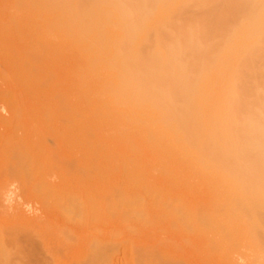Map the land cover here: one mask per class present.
Segmentation results:
<instances>
[{
  "label": "rangeland",
  "instance_id": "rangeland-1",
  "mask_svg": "<svg viewBox=\"0 0 264 264\" xmlns=\"http://www.w3.org/2000/svg\"><path fill=\"white\" fill-rule=\"evenodd\" d=\"M13 1H15L16 2V0H13ZM12 0H0V10H2L3 9V7H4V9L2 10V12L0 11V34L3 36V35H6L5 36V38H1L0 39V41H1V44L2 43H4V42H6V43H4L3 44V46H5L6 48L8 47V48H10V49H5L2 45H1V47H0V54L1 53H4L5 52V50H6V53H8V55L6 54L5 55V53L4 54H2V56H4V57H2L1 55H0V67H2V68H0V91H1V95H0V98H2V99H0V114L2 115V119L1 120H3V118L4 119H6V122H4V121H1L0 120V192H2V189H3V187L5 186V184H15L16 185V187H17V193H18V200L16 201V202H12V205H11V207H12V210L10 211V214H2L1 213V210H2V206H1V203H0V244H4L5 246H0V249L1 248H3V247H5V248H7V249H4V250H6V255L7 254H10L9 256H10V258H11V261L12 262H10V259H8L9 258V256H8V258L6 259L5 258V255L3 256V251H1V255L0 256H2L3 258H1L0 257V264H3V263H5L6 261H9L10 263H14L13 261H15V263L17 264H38L40 261H41V263H42V261H43V263L42 264H47L48 263V261L46 262V260H48V258H49V256L51 257V258H49V263L50 264H57L58 262H60L59 264H67V262H68V264L69 263H77V264H79V262H82L83 261V263H81V264H84V263H86L87 262V259L85 260V258H86V256L87 257H89L90 256V258L89 259H91L92 258V260L93 261H91V260H89L88 262H87V264H89V262L90 263H92V264H100L101 262L103 263V264H116V262H117V264H121L122 263V258L121 257H123V253L122 252H124V251H126V250H124L123 248H128L129 249V253H130V251H131V253L132 254H129V253H127L128 255H129V257L130 256H132V257H130V258H133L134 259V257H135V261L138 263V264H165L164 262H168L167 264H236L235 263V259H237V261L236 262H238V264H241V263H243V264H264V256L261 258V256L262 255H264V253L262 252V251H264L263 249H264V237H263V235H264V223H262L263 221H262V219H264V211L263 210H261V209H263V204H264V188H262L261 186H263L264 187V179H260V178H264V165H262V164H264V163H262L263 161H264V154H262V156H260L259 155V153L257 152V148L255 149V147H261V148H259V150H261V152L262 153H264V151H263V147H264V144H261V143H264V142H260V145H259V141H258V139L257 138H255L254 136L257 134V132H258V129L260 130V134H257V136L256 137H259L260 138V136H262L263 135V133H264V123L263 122H260V120L262 119V120H264V96H262V95H264V87L262 86V84L264 85V21H263V19L262 18H264V17H262V16H264L263 14H264V0H242L243 2L241 3L240 2V0H239V3L237 2V0L236 1H233V5H231V3H230V5H231V7L230 8H233L235 11L236 10H238V12H240L239 11V9H241V7H243L244 5H245V7H249V8H245L244 9V7H243V9H241V12H240V16H239V14H237L238 12L236 11V15H238L239 17V34L241 35H243L242 37H241V39H238V40H236V42L238 43V45H237V43L235 42H233V43H229V42H227L229 45H228V49L227 50H229V52H230V49L229 48H232V47H234V46H232V44H234L235 46L237 45V48H232L234 51H235V49H236V51H235V53H234V55H233V57H231L230 58V56L232 55H229V57H227L228 56V51H226V53H224V54H222L221 56L222 57H224V58H222L221 56H220V58H222V59H220L219 58V55H220V52L219 51H217L216 50V48L214 47L213 49H215L216 51H213V52H209V50H210V48H207V47H205L206 49V53H205V51L204 50H202L203 52L202 53H204V54H206V55H201L200 54V56L199 57H205L202 61H205V59H206V56H207V54L208 53H210V54H208V56L210 57H208L206 60L208 61H206L205 63L208 65L207 67L210 69V71H209V69L207 68V70H208V72H210V73H212V71H213V73L215 74L214 76H213V74H212V76L214 77V80H213V77H211V74L210 75H208V72H207V70H206V64L205 65H203V64H201V63H204V62H202L201 61V58H198V59H200V60H198V59H196L197 60V62H196V60L195 59H192L194 62H192V61H185L184 62V67H179V72H180V70H181V72L183 71H189V72H191V73H189V77H191V78H189L188 76H186V77H188L189 79H192L191 81H195V88L192 86V85H194V83H192L191 81H190V83H189V79H188V81L187 80H184V82H185V84H189V85H187V86H189V88H190V86H192L193 87V90H196V92L195 91H190L191 92V94L192 95H190V97H193V104L191 105L190 103V101L192 100L189 96H187L183 91H181V97L183 98V96H185L186 98H188L189 97V99H185V98H183V101L181 100L182 98H180V95H179V89L181 88V89H183V86H184V84L183 85H181L180 86V88H179V84L180 83H182L183 82V78L185 77V75H184V77H183V74L181 75V76H177V74L179 73H177V72H175V73H177V74H173V68H174V70L176 71V69L178 70V66L181 64L180 63V61L177 63V67H172L171 68V72L169 71L170 70V68H168L167 66H165V67H167V69H161L162 70V75L165 77V76H168L169 78H171V81L170 82H172V81H175V83L177 84L176 86L174 85V84H172V86L174 85L175 87L174 88H172V89H175V92H174V95H173V93H172V95L173 96H177V94L179 95L178 97H179V99H180V101H178V102H180V103H177L176 101H175V99L176 100H179L178 98H176L175 97V99H174V101H173V99H172V97L170 98V96H171V94L169 93V91L168 90H170L171 88L170 87H172L171 85H169V89H168V86H166L165 87V89H163V90H166V96H168V97H166L167 99L166 100H169V104L168 105H170V103H171V105H170V107L171 108H173L174 110H172L171 108H169V106H166V108L168 107L169 109H171L172 110V112H170V110L169 109H167L166 110V112L167 111H169V113L171 114V113H173L174 112V115L177 113V115L179 116L178 118H175V120H177V119H181V120H183V121H181L180 120V122L178 121H175V122H177V124H176V126H179V124L181 125L180 127H182V124H181V122L183 123V126H188L189 124H192V120L193 121H195V119L197 120V121H200V123H198V122H196V125H197V127L195 126V123H193L194 124V128L192 127L191 129H192V131H193V134H194V137H193V139H195V142L192 140V136L193 135H191L190 136V140H192L193 141V143H192V141H189V139L187 140L186 138H185V136H184V138H183V135H180V134H178V135H175L171 130L170 131H162V129L161 130H156V129H158L157 128V126L159 127V125H161L162 124V122L164 121V120H168V118L170 119H174V117L173 116H171V115H169V117L166 119H162L163 118V116H162V120L160 119V121H155V123H154V121H153V118H156V120H159V116H161V115H159V112H160V110L163 112L164 111V109H162L164 106V104H166V103H168V102H164L165 101V99L163 100V98L164 97H160L163 101V103H158L159 105H162L161 107L162 108H160V110H159V112H156V113H154V112H150V110H149V108H151L152 106L151 105H148V107L149 108H147L146 106H145V103L144 102H142L143 100H141L140 101V95H142L141 93H140V91L143 89V92L142 93H144V89H145V87H146V90H149V89H147V88H150V83L148 82V83H146L145 84V86L143 85V86H141V87H144V88H142V89H140L139 87H137V89L139 88L140 90H139V96L138 95H134L135 94V92H134V89H132V93L134 92V94H131V91H129V92H127V89H125L126 90V92L125 91H123L125 94H122L123 96L125 95L126 96V98H132L133 99V101H134V103H136L135 102V100H136V98L135 97H137V98H139L137 101L139 102H141V104H139V107H137V108H135L136 109V111H135V113L133 112V110H134V108H132V109H130V110H127V111H123L122 112V104H121V102L123 101V99H124V97L122 98V95L121 94H119V95H116V96H118V97H115V99H114V97L109 93V92H106L105 91V93L104 92H102V91H104V90H107L106 88H107V86L108 87H110V86H112L113 84H115L116 83V81H119L118 80V77H120L121 75H123V76H121L120 78H122V77H125L124 75H128L129 73H131L132 74V71L134 72V70H135V68H133L132 69V64L130 65V66H132V67H129V68H125L126 70H127V73L125 72V69L123 68L124 67V65L126 64V61L128 60L127 58H129V59H131V61L130 60H128V61H130V63L132 62V59H133V55L139 50V48L137 47V46H135V47H133L134 49H132L131 47L133 46L132 44H131V42H130V44L132 45V46H130V44L128 43L129 41H127V44L125 45L126 47H128V49L126 48V52H127V50H129V49H132L133 50V52H135V53H132V56H131V54H130V56L127 54H125V52L124 53H122L123 51H125V47H124V49H120V47L122 48V45L120 44V42H117V40H116V43H114L113 45H111V47H113L112 48V50H111V48H110V50L108 49V48H106V49H104L103 50V52L101 53V55H100V57L99 56H94V55H92L93 54V49L95 48L94 47V45L95 44H97L96 42V34H97V32H101V31H103V29H104V31H106L107 33V38H110V39H112L114 36L116 37V38H118V36L117 35H119V40L121 39L120 38V35L122 36L123 34L125 35L126 34V31L127 30H130V29H128L127 28V30L125 31V29L123 30V31H125L124 33H122L121 34V32H122V29H123V27L121 28L120 26H113L112 24L111 25H108V24H106L105 23V21H104V19L103 18H98V16L96 15V13L101 9V8H107V7H109V6H107V5H105V3H104V0H99V1H101V2H99L98 0L96 1V3H94V0H92L93 2H90V0H83V2H85V1H89V3H92V5L94 4V7L91 5V6H89L88 5V7L90 8L89 9V12H87L88 11V9H87V11H86V9H85V11L89 14V13H91V12H94L95 13V16L97 17V19L95 18V16H93V13L91 14L93 17V19H89L90 17L88 16V14L86 13V12H84V8H83V11L81 10V13H82V15H79V11H80V9L82 8V7H84V6H82L83 5V2H82V0H80L81 1V5H78V6H80V7H78V9L77 8H74V6H75V4H74V0H73V5H72V7L74 8L73 10H72V12H74V16H73V18H76L77 20H75V22H74V20H72L75 24H77L78 23V20H84L85 22H87V23H83V24H86L85 26H83V24H82V22H84V21H81L80 22V24H81V26H82V29H85L84 27H87V29H89V28H93V30H92V28H91V31H89V30H87V34H86V29L85 30H83V32H85L84 33V36H85V38L84 37H82L83 36V32H82V34L81 33H79V31L81 30L82 31V29H80L79 31L77 30L78 29V27H79V25H75L74 23V27H76V26H78L77 27V34L79 33L80 34V36L79 35H69L68 37L69 38H66L67 37V35H66V33H63V31L65 30L64 29V27H62L63 28V31H61L59 28H61V26H60V24H61V21H62V18L63 17H65V16H63V15H65L66 13L69 15V14H71L70 12H71V10L69 9H67L68 10V12H67V10H65V12L63 11L64 10V8L62 7V5H63V3L66 1H68V3H69V1L70 0H64V2H63V0H61V1H59V0H55V1H58V3L59 4H61L62 2V4L60 5L61 6V9L60 10H62L65 14H63V15H59V16H61L62 18H61V20L59 21V19H58V21L56 22L55 21V19L58 17V16H56V14L58 15L59 13H61L62 11H60V10H58L56 7H57V5H55V10L53 11L52 10V8L54 7V4H52V3H55V2H53V0H49L50 1V3H48V2H45V1H47V0H41L42 2L44 1L45 2V4L48 6V5H52V8H51V10L48 8L47 9V7H46V5H45V8L43 7V5H42V3H41V1L40 0H38L39 2L37 3L36 2V0H34V2L35 3H37L36 4V7L38 8L39 6H41L40 8H41V10H42V7L44 8V10H46V11H43L42 13L40 12L41 10H40V8H38V10L36 9V8H32L33 6H31V10H30V6H29V3H31V2H33V0H26V2H25V4L21 1V0H19V1H17V2H22V3H17V4H19V7H17V8H15L14 6H18V5H14L12 2H13ZM24 1V0H23ZM78 1V0H77ZM76 1V2H77ZM252 1V2H251ZM28 2V3H27ZM43 2V3H44ZM75 2V3H76ZM104 4H103V3ZM235 2V3H234ZM244 2L248 5V3H250L249 4V6H247L246 4H244ZM256 2V3H255ZM257 2H258V4H257ZM13 4V5H10V4ZM26 3L28 4V5H26ZM35 3H33V4H35ZM67 3V4H68ZM72 2H70L69 4H71ZM78 3V2H77ZM87 4H88V2H86ZM86 3H84L85 4V8H87V6H86ZM32 4V3H31ZM41 4V5H40ZM55 4H57V3H55ZM58 4V5H59ZM64 4H66V3H64ZM69 4H68V7H67V5H66V7L67 8H69V7H71V5L69 6ZM79 4H80V2H79ZM236 4H237V6H236ZM22 5V6H21ZM26 7H25V6ZM39 5V6H38ZM229 5V6H230ZM257 7H256V6ZM258 5H260L259 7H258ZM12 6V7H11ZM50 6H48V7H50ZM60 6H58V8L60 7ZM65 6V5H64ZM82 6V7H81ZM236 6V7H235ZM240 6V7H239ZM20 7H24V9H22V8H20ZM29 9H28V8ZM66 7H65V9H66ZM76 7V6H75ZM146 7V5H142V7H140V9L141 10H143L144 8ZM253 7H255V9L253 10ZM80 8V9H79ZM91 8H92V11L90 12V10H91ZM15 9H17V10H15ZM22 9V10H21ZM263 9V10H262ZM12 10V11H11ZM20 10V11H19ZM56 10H57V12L58 13H56ZM78 10V11H77ZM94 10V11H93ZM145 10V9H144ZM143 10V11H144ZM244 10H246L245 11V14L243 13V15L241 16V13L242 12H244ZM252 10V11H251ZM255 10H258V11H256V16H255ZM260 10H261V14H260ZM18 11V12H17ZM36 11H37V13H36ZM254 11V12H253ZM77 12H79V13H77ZM83 12H84V15H83ZM250 12V13H249ZM257 13H258V16H257ZM42 14V15H41ZM51 14H52V16H51ZM249 14H250V17H249ZM253 14H254V17L252 18V16H253ZM56 16V18L54 19V17L53 16ZM67 15V16H68ZM90 15V14H89ZM38 16H39V18L41 17H43L42 19L40 18H38ZM66 16V18L69 20H71V18H69V17H67ZM81 17V18H83V16H84V18L83 19H79L78 17ZM85 16H87V17H85ZM228 16H232V15H228ZM50 17H53V18H50ZM70 17H72V16H70ZM251 19L250 20V22H249V18ZM36 18V19H35ZM72 18V19H73ZM86 18V19H85ZM89 20H88V19ZM228 18V19H227ZM226 19L228 20V22H229V24L227 23V20H226V23L230 26H228V27H226V25H225V29L226 28H230V30H231V28H233V27H235V25H233L232 24V21H229V18H231V19H233V17H227ZM248 18V19H247ZM254 18H256V19H254ZM259 18H261V19H259ZM9 19H10V21H9ZM28 19V20H27ZM53 19V20H52ZM63 19H65V18H63ZM66 19V20H67ZM254 19V20H253ZM66 20H63L64 21V25H66L65 24V21ZM94 20H96V21H94ZM257 20V21H256ZM52 21H54L53 23L54 24H56L57 23V25H58V27L55 25V27L56 28H53V26H52ZM98 21H101V22H98ZM102 21H104V22H102ZM253 21V23L252 24H254V27L252 28V24H251V22ZM256 21V22H255ZM3 24H2V23ZM48 22H50V24H51V26L52 27H50L49 25V27L48 26H46L45 27V25L48 23ZM58 22H60V23H58ZM66 22H68L69 23V21H66ZM71 22V21H70ZM77 22V23H76ZM93 23V25H92V23ZM31 23V24H30ZM35 24V25H33V24ZM88 23H89V25H90V23H91V25L89 26V28H88ZM97 23H99V24H97ZM244 23H245V25H246V27H245V25H244ZM255 23H257V25H255ZM36 24H37V26H36ZM45 24V25H44ZM49 24V23H48ZM62 24H63V22H62ZM71 24V23H70ZM96 24V25H95ZM251 24V25H250ZM101 25H103V26H101ZM251 26V30H247L246 31V29H247V27L248 26ZM262 25V27H260ZM63 26V25H62ZM81 26L79 27V28H81ZM95 26H97V29L95 28ZM68 27H69V24H68ZM67 27V30H71V28H73V27H71V28H68ZM47 28H49L48 30H44V29H47ZM50 28L52 29V30H50ZM59 30H58V29ZM61 28V29H62ZM66 28V27H65ZM198 28H200V27H198ZM220 29L221 27H218V26H216L215 27V29ZM223 28V27H222ZM248 28V29H249ZM255 28V29H254ZM256 28H258L257 30L259 31H257L256 30ZM261 28L263 29V30H261ZM96 29V30H95ZM101 29V30H100ZM114 29H116V31H114ZM224 29V30H225ZM42 30V31H41ZM49 30H50V32H49ZM69 30V31H70ZM75 30V28H73V31ZM199 30H201V29H199ZM256 30V31H255ZM12 31V32H11ZM72 31V32H73ZM92 31H93V33H92ZM229 30H225V31H223V33H225V34H227V33H229L228 32ZM246 31V33H247V36H246V33H244ZM250 31V32H249ZM14 32V33H13ZM49 32V33H48ZM54 32H57V35H58V37L57 38H55L56 37V33H54ZM90 32V33H89ZM243 32V33H242ZM46 33H47V35H46ZM69 33H71V32H69ZM73 33H75V31L73 32ZM117 34V35H114V34ZM127 33H130V31L129 32H127ZM50 34V35H49ZM64 34V35H63ZM14 37V39L12 40V36ZM41 35V36H40ZM82 35V36H81ZM122 36V38H124V37H126V36ZM127 35V37H128V39L127 40H130L131 39V37H129L128 36V34H126ZM130 35V34H129ZM255 35V36H254ZM20 36V37H19ZM37 36L38 37H40L39 39L37 38ZM60 36V37H59ZM61 36H63V37H61ZM71 36H73V38L71 37ZM88 36H89V38H88ZM91 36V37H90ZM253 36V37H252ZM260 36H261V38L263 39H261L260 38ZM263 36V37H262ZM1 37V36H0ZM35 37L37 38V39H35ZM65 37V38H64ZM60 38V39H59ZM72 38V39H71ZM84 38V39H83ZM97 38H98V36H97ZM242 38H244V39H242ZM245 38H247L246 40H245ZM2 39H3V42H2ZM4 39H5V41H4ZM42 39V40H41ZM62 39V40H61ZM73 39H75V40H73ZM95 41H93V40ZM113 39H115V38H113ZM10 40H12V42L10 41ZM28 40V41H27ZM69 40H73V42H72V44L70 43V44H68V42L67 41H69ZM81 40V41H80ZM83 40V41H82ZM90 40V41H89ZM122 40H125V38L124 39H122ZM36 41V42H35ZM52 41V42H51ZM75 41H76V43H75ZM78 41H80V42H78ZM215 41H217V42H220V41H222L221 39H218V38H216L215 39ZM242 41V42H241ZM56 42H59V43H57V44H55ZM70 42V41H69ZM93 42L95 43V44H93ZM112 42H114V40L112 41ZM124 42V41H123ZM126 42V41H125ZM124 42V43H125ZM216 42V43H217ZM241 42V43H240ZM255 42V44H252V43H254ZM9 43V44H8ZM12 43V44H11ZM36 43V44H35ZM39 45H38V44ZM82 43V45H80ZM87 45H86V44ZM90 43H92V45L90 44ZM215 43V42H214ZM227 43H225V44H227ZM7 44V45H6ZM115 44H117L116 46H118V47H116L115 46ZM129 44V45H128ZM240 44H241V46H240ZM38 45V47L37 48H39V50L38 49H34V50H36V51H34L33 53H32V56L34 55V59L36 58V60H39V61H37V62H33L34 61V59L33 58H31L32 56H31V50H30V48L32 49V47L33 48H35L36 46ZM40 45H42V47L40 46ZM44 45V46H43ZM68 45V46H67ZM72 45L74 46V47H76V48H74V47H72ZM85 45L88 47V49H86L85 48ZM216 45V44H215ZM32 46V47H31ZM51 46V47H50ZM250 46L252 47V48H250ZM17 47H19V48H17ZM69 47V48H68ZM22 49L21 51L22 52H20L18 49ZM42 48V49H41ZM52 48L53 49H55L53 52L51 51L52 50ZM61 48V49H60ZM71 48V49H70ZM90 48V49H89ZM248 48H250L249 50H248V52H247V49ZM4 49V50H3ZM14 49V51H12ZM28 49V50H27ZM45 51H44V50ZM76 51H75V50ZM82 49L84 50V51H82ZM135 49L137 50V51H135ZM213 49H211V50H213ZM238 49V50H237ZM28 51V53H29V55L27 54V56H26V53H27V51ZM39 52H38V51ZM40 50H41V53L43 54V52H45L44 53V55L43 56H40L41 54H40ZM88 50V51H87ZM107 50H109L108 52H107ZM132 50H129L130 52L132 51ZM210 50V51H211ZM232 50V51H233ZM241 50H242V54H239V53H241ZM250 50H252V51H250ZM8 51V52H7ZM26 51V53L24 54V52ZM51 51V52H50ZM87 51V52H86ZM128 51V52H129ZM232 51H231V53H232ZM261 51H263V53H261ZM14 52V53H13ZM17 52V53H16ZM73 52L75 53V54H73ZM80 52V53H79ZM219 52V54H217ZM253 52V53H252ZM255 52V53H254ZM10 53V54H9ZM46 53H47V55H46ZM108 53V54H107ZM122 53V54H121ZM16 56H15V55ZM103 54L105 55V56H107V58H105V56H103ZM111 54H112V56H111ZM123 54H125V55H123ZM244 54H246V55H244ZM249 54V56H247ZM252 54V55H251ZM254 54V55H253ZM14 55V56H13ZM51 55V56H50ZM115 55V56H114ZM121 55H123L124 56V58H121L122 56ZM136 55V54H135ZM214 55H216V57L214 56ZM226 55V56H225ZM8 56H10V58L8 57ZM12 56V57H11ZM29 56H31L30 58H29ZM36 56V57H35ZM101 56H102V58H101ZM111 56V57H110ZM127 56H129V57H127ZM250 56H251V58H250ZM258 56V57H257ZM2 57V58H1ZM27 59V60H29V61H27V60H25V58ZM88 57H92V59L94 58H96L97 60L98 59H100L101 58V60L102 59H106V61L105 62H108L107 60L109 59V57H110V59H109V64L108 65H111V66H107V64L104 62V64H106V65H103V66H105V67H103L101 64L103 63V61H100L99 60V63H98V61H96L95 60V65L93 66H91V64L94 62H92V60H89V58ZM114 57V58H113ZM253 57H255V58H253ZM29 58V59H28ZM111 58H113V59H116L118 62H119V64H120V67L119 68H121V66H122V68L121 69H119L118 68V66L117 67H115V65H116V62H114V61H112V62H114V64L113 63H111ZM241 58V59H240ZM2 59H5V62H4V60H2ZM13 61H11V60ZM91 59V58H90ZM122 59H125L126 61H124V62H122L121 60ZM209 59L210 60H212V59H214L213 61H209ZM219 59V60H218ZM225 59H228L229 61H230V63L229 62H227L228 60H226V62H227V64L229 65V66H227L226 68H228V67H230V69H229V71L227 72V74L228 75H225L226 74V71L225 70H223V69H226L225 67H223V62L225 61ZM249 59H250V62H248L249 61ZM261 59V60H260ZM7 60V61H6ZM33 60V61H32ZM35 60V61H36ZM223 62H222V61ZM9 61H11L12 62V64H14V66H15V64H16V66H15V68H13V66L11 65V62H9ZM25 61V62H24ZM121 61V62H120ZM216 61V62H215ZM218 61H221L222 63L220 64V62H218ZM238 61L239 62H241V65H240V63H238ZM3 64H2V63ZM28 62H30V63H28ZM96 62L98 63V64H96ZM101 62V63H100ZM118 62H117V65H118ZM187 62V63H186ZM195 62L199 65V64H201V65H203L202 67H201V72L199 73V72H197L196 70L197 69H195V68H199V66H197L196 64H195ZM199 62V63H198ZM201 62V63H200ZM213 62H215V63H213ZM246 62V63H245ZM252 62H254V64H252ZM27 63V64H26ZM50 63V64H49ZM78 63H79V66H78ZM125 63V64H124ZM128 63V62H127ZM129 63V64H130ZM189 63H193V64H195V65H191V64H189ZM212 63V64H211ZM217 63V65H213V64H216ZM33 65V70H34V68H35V70L38 68L39 69V72H35V71H33L31 68L32 67H30V66H32ZM53 65V67H52V65ZM67 64V65H66ZM85 64V65H84ZM88 64H90V65H88ZM94 64V63H93ZM142 63H140V64H138V65H141ZM186 64H187V67L189 68L190 67V69L188 70V68L187 67H185L186 66ZM191 65V66H189V65ZM210 64V65H209ZM225 64V63H224ZM231 64V65H230ZM237 64H239V65H237ZM252 64V65H251ZM8 65V66H7ZM10 65V66H9ZM81 65V66H80ZM87 65V66H86ZM98 65V66H97ZM101 65V66H100ZM171 65H172V63H171ZM255 67H254V66ZM12 66V67H11ZM36 66V67H35ZM55 66V67H54ZM90 66V67H89ZM107 66V67H106ZM192 66H194L195 68V70L193 69V67ZM197 66V67H196ZM233 66H234V70L235 71H237V72H235V75H234V70L232 69L233 68ZM253 66V69L254 70H252V67ZM258 66V67H257ZM87 67H89L90 68V72H89V68H87ZM99 67V68H98ZM100 67H103V68H100ZM127 67V66H126ZM139 66H137V69L135 70V72H137V70L138 71H141L144 67L141 65V67L140 68H138ZM165 67H163V68H165ZM218 67V68H217ZM223 68V69H220V68ZM236 67H237V69H236ZM239 67V68H238ZM241 67V68H240ZM243 67V68H242ZM248 67V68H247ZM9 68H11V69H9ZM18 68V71L16 70ZM40 68H42V69H40ZM79 68V69H78ZM80 68H81V70H83L82 68H84V72L83 71H80ZM98 68V69H97ZM118 68V69H117ZM187 68V69H186ZM217 68V69H216ZM244 68H245V70H244ZM14 71H13V70ZM45 69V70H44ZM47 69V70H46ZM92 69V70H91ZM94 69H95V72H94ZM123 69H124V72H123ZM129 69V70H128ZM195 71V73L196 74H199L200 76H198V75H196L195 73H193V71ZM213 69V70H212ZM219 69V70H218ZM241 71H240V70ZM256 69V70H255ZM19 70H20V75H19ZM50 70V71H49ZM199 70H200V68H199ZM198 70V71H199ZM218 72H217V71ZM247 70V71H246ZM9 71V72H8ZM80 71V72H79ZM108 71V72H107ZM112 71H114V73L116 72L117 73V75H120V76H116V73L113 75V72ZM122 71V72H121ZM129 71V72H128ZM164 71H165V73H164ZM220 71H225V74H224V72L222 73V72H220ZM16 72V73H15ZM59 72V73H58ZM82 72H83V74L85 73V75L82 77ZM94 72V73H93ZM98 72H99V74H98ZM181 72H180V74H181ZM218 73V76H217V73ZM255 72V73H254ZM9 73H12V75L11 74H9ZM18 73V74H17ZM72 73V74H71ZM90 73V74H89ZM92 73H93V75H92ZM103 73V74H102ZM123 73V74H122ZM167 73V74H166ZM187 73L188 72H185V74L187 75ZM241 73V74H240ZM249 73V74H248ZM22 74V75H21ZM29 74V75H28ZM48 74V75H47ZM51 74L54 76H51ZM79 74H82V75H79ZM191 74H192V76H191ZM237 74H239V76L237 75ZM247 74V75H246ZM9 75V76H8ZM11 75V76H10ZM19 77H18V76ZM78 75H79V77H78ZM87 75L89 76V77H87ZM95 75V76H94ZM220 75H222V77L220 76ZM224 75L226 76V77H224ZM243 75V76H242ZM245 75H246V77H245ZM249 75V76H248ZM49 76H51V77H49ZM94 76V77H93ZM208 76L210 77V79L208 78ZM220 76V77H219ZM233 76H235V78L233 77ZM239 78H238V77ZM253 76V77H252ZM1 77H2V79H1ZM15 77V80L16 81H13L14 79L13 78ZM17 77L19 78L18 80H17ZM46 77V78H45ZM47 77L49 78L48 80H47ZM117 77V78H116ZM183 77V78H182ZM185 77V78H186ZM225 79H224V78ZM229 77V80L227 79ZM250 77V78H249ZM258 77V78H257ZM46 80V82L47 83H45L44 84V82H45V80ZM86 78V79H85ZM93 78V79H92ZM95 78L97 79V80H95ZM182 78V80H180ZM238 79V81H237V79ZM22 79V80H21ZM88 79V80H87ZM5 80V81H4ZM12 80V81H11ZM40 80H42L43 81V83H42V85H41V83H40ZM197 80H198V82H197ZM213 80V81H212ZM225 80H227V84H226V81ZM236 82H235V81ZM244 80H246V81H244ZM257 81V82H255V81ZM6 81H8L7 83H5ZM19 81V84L17 83ZM21 81V82H20ZM23 81V82H22ZM25 81V82H24ZM37 81V82H36ZM108 81H110V82H108ZM187 81V82H186ZM193 81V82H194ZM206 81H207V83H206ZM215 81H218L217 83L215 82ZM219 81H221V82H219ZM233 81V82H232ZM254 81V82H253ZM11 82V83H10ZM55 82H57V85L55 84ZM63 82V83H62ZM79 82V83H78ZM88 82V83H87ZM91 82V83H90ZM165 82V81H164ZM167 82V81H166ZM180 82V83H179ZM212 82H214V84H215V87H216V89H214V90H216L217 92H218V89H221V87L222 88H224V86H225V84H226V86H229V84H231L230 85V89L232 88V93H230L231 91H230V89H228V88H226V86H225V89H223L224 90V92H223V90H222V94H224V93H226V91L227 90H229L230 92L228 93V91H227V95L229 94V95H231V97L230 96H228V97H226V99L224 100V98H225V96H226V94H224V95H220L219 94V92L221 93V90H219V92L218 93H216L215 91L213 92L214 94H218V96H219V98L218 99H220L219 100V102H218V99H216L218 96L216 95H214L215 97H212L213 95L211 94L212 92L211 91H213V89H212V87L214 86V85H212V86H210L211 84H212ZM225 82V84H224V86H222V83H224ZM237 82H239V85H238V83ZM259 82V83H258ZM262 82V84H260ZM38 83L41 85H38ZM105 83V84H104ZM108 83H110V85L108 84ZM174 83V82H173ZM179 83V84H178ZM192 83V84H191ZM211 83V84H210ZM220 84L219 85V87H218V85H216V84ZM241 83V84H240ZM247 83V84H246ZM248 83H250V84H248ZM258 85H257V84ZM13 84V85H12ZM108 84V85H107ZM112 84V85H111ZM166 84V83H165ZM171 84V83H170ZM208 84H210L209 86H208ZM234 84H235V86L236 87H234ZM237 84V85H236ZM253 84V85H252ZM257 86V88H253V86L255 87V85ZM25 85V86H24ZM146 85H149L148 87L146 86ZM152 85V84H151ZM154 86H155V88H157V84H153ZM161 85H163V83H161ZM161 85H159L158 86V88L157 89H155L154 88V86L152 87V88H154V91L156 90V91H160V90H158L159 89V87L161 86ZM167 85H168V82H167ZM202 85H203V87L205 88V90L206 91H204V89L202 88V89H200L201 87H202ZM206 85H207V87H206ZM104 86V87H103ZM124 86V85H123ZM186 86V85H185ZM186 86V87H187ZM237 86H239V87H237ZM252 88H251V87ZM260 86H262V87H260ZM26 87H28L27 88V90L29 89V92L31 93H29L28 91L26 92ZM48 87V88H47ZM106 87V88H105ZM164 87V86H163ZM163 87H160V88H163ZM186 87H184V89L186 88ZM191 87V88H192ZM211 89H210V88ZM214 87V88H215ZM241 87H242V89H241ZM245 87H248V88H245ZM42 88V90H40ZM45 88V89H44ZM48 90H47V89ZM52 88V89H51ZM83 88V89H82ZM96 88H98L99 90L97 91V89ZM105 88V89H104ZM188 88V87H187ZM188 88V90H190ZM208 88H209V90H208ZM109 89V88H108ZM111 89V88H110ZM109 89V90H110ZM122 89V88H121ZM129 90H131L130 88H128ZM236 89L238 90V91H236ZM250 89V90H249ZM255 90V91H253V90ZM7 90H10V92L8 91L7 92ZM34 90V91H33ZM50 90V91H49ZM59 91L61 94H62V97L61 98H63V100L62 101H60L61 100V98L60 97H56V96H54V98H53V91ZM61 90V91H60ZM91 90V91H90ZM93 90H95V91H97V92H94V93H92V91ZM136 90V89H135ZM163 90H161L162 92H163ZM176 90H177V92H179V93H177L176 94ZM192 90V89H191ZM202 90H203V92L204 93H209V94H207L208 96H207V98H206V96H203L204 95V93H202ZM208 90V91H207ZM33 91V92H32ZM40 91V92H39ZM48 91V92H47ZM66 92V93H64V95H63V92ZM89 91V92H88ZM137 91V90H136ZM150 92H148L147 94L148 95H150V93H152L153 91H152V89H150L149 90ZM152 91V92H151ZM155 91V93L157 94L158 92H156ZM160 91V92H161ZM174 91V90H173ZM172 91V92H173ZM200 91V95H201V99H202V96H203V100H199L200 98H199V94H198V92ZM245 91V92H244ZM251 91V92H250ZM253 91V92H252ZM3 92V93H2ZM5 92H7V93H5ZM35 92L37 93V94H35ZM46 92L47 93H49L50 94V92H53V93H51V95H49V94H46ZM59 92H55L54 93V95H60V94H58ZM100 92V93H99ZM111 92V91H110ZM138 92V91H137ZM185 92H187V90H185ZM193 92V93H192ZM236 92H238V93H236ZM259 92H260V94L261 95H259ZM6 94V96H4L5 94ZM12 95H11V94ZM95 94V95H90V94ZM184 93V94H183ZM255 93H257L256 95H255ZM8 94V95H7ZM24 94V95H23ZM28 94H30V96L28 95ZM40 94V96H38ZM43 94V95H42ZM47 95V96H45V95ZM137 94V93H136ZM145 94V96L147 95L146 93H144ZM170 94V95H169ZM234 94V95H233ZM237 94H238V96H237ZM241 94V95H240ZM3 95V96H2ZM14 95V96H13ZM34 95V96H33ZM42 95V96H41ZM70 95V96H69ZM127 95H131V97H129V96H127ZM135 97H134V96ZM153 95H155V94H153ZM159 95V94H158ZM157 95V96H158ZM242 95H243V98H242ZM245 95H247L246 97L247 98H245L244 96ZM249 95V96H248ZM2 96V97H1ZM18 96H20V97H18ZM33 96V97H32ZM51 98H50V97ZM65 96H66V98H65ZM93 96V97H92ZM98 96V97H97ZM134 98H133V97ZM143 96V95H142ZM152 97V96H150L151 98H158L159 99V97ZM163 96V95H162ZM164 96H165V94H164ZM222 96V97H221ZM233 96L234 97H236L237 99H238V101H236L237 99L236 98H233ZM252 96H253V99H252ZM257 96H259V97H262V98H260V100H259V97H257ZM7 97V98H6ZM85 97V98H84ZM103 99H102V98ZM113 97V98H112ZM208 97H209V101L207 100L208 99ZM211 97L213 98V100H214V102L217 100V102L219 103L218 105H219V107H218V110H216L217 108H216V106H217V103H216V106H214L213 105V103L214 102H212L211 101ZM230 97V98H229ZM251 99H249V98ZM59 98H60V100H59ZM96 98V99H95ZM98 98V99H97ZM119 98H121V99H119ZM145 97H143V99H144ZM147 98H149L148 96H146V100H147ZM197 98H198V100H197ZM227 98H229L230 100H231V102L232 103H230V100L228 99L227 100ZM232 98V99H231ZM255 98V99H254ZM15 100L14 102H16L17 104H14V102L13 101H11V100ZM29 99V100H28ZM155 99V100H156ZM172 99V100H171ZM185 99V100H184ZM246 99V102L245 101H243V100H245ZM263 99V100H262ZM9 100V101H8ZM85 100H87V102L85 101ZM97 100V101H96ZM145 100V101H146ZM151 99L149 98V101H150ZM234 102H233V101ZM246 104V108L245 107H242V106H244L245 104L242 102V101ZM254 100V101H253ZM257 100H258V104L260 105V107H261V109H263V111L259 108V105H258V107H257V104L255 105L254 103L255 102H257ZM5 101V102H4ZM60 101V102H59ZM117 101V102H116ZM118 101H119V103H120V105H119V103H118ZM157 101V100H156ZM159 101H161V100H158V102ZM182 101V102H181ZM185 101H187V102H185ZM195 101H200L199 103L197 102H195ZM201 101H202V103L204 104V106L203 107H200L201 108V110L199 111V109L200 108H197V107H199L198 105L201 103ZM249 101L251 102L250 103V105H249ZM4 102V103H3ZM31 102V103H30ZM37 102V103H36ZM63 102V103H62ZM114 102H116V103H118V104H116V103H114ZM208 102H210V104H208ZM226 102H228V103H230V105L231 106H229V104L227 105L226 104ZM238 102V103H237ZM240 102V103H239ZM9 103V104H8ZM39 103V104H38ZM43 103H44V105H43ZM57 103V104H56ZM87 103V104H86ZM106 103V104H105ZM143 103V104H142ZM173 103H175V105L173 104ZM182 103L183 104H185V106H187V104H189L188 106L189 107H187V108H190V107H193L192 109H193V111L195 112L196 111V113H194L192 110V112H193V114H191L190 112H188V109L185 107V106H182ZM187 103V104H186ZM201 103V104H202ZM211 103H212V105L216 108H214V107H210V105H211ZM224 103H225V105H224ZM235 103H237L236 105H235ZM261 103V104H260ZM15 106H14V105ZM37 104V105H36ZM58 104L60 105V106H58ZM138 104V103H137ZM172 104L174 105V106H172ZM180 104V108L178 107V105ZM202 104V105H203ZM242 104V105H241ZM244 104V105H243ZM248 104V105H247ZM12 105V106H11ZM31 105V106H30ZM35 105V106H34ZM64 105V106H63ZM176 105H177V108L179 109V111L181 110V112L179 113V111H177L176 112V110H178V109H176L175 107H176ZM191 105V106H190ZM211 105V106H212ZM261 105H263V107L261 106ZM30 106V107H29ZM45 107V109H43L44 107ZM61 106H63L62 108H61ZM185 107V108H182V107ZM195 106H197V107H195ZM201 106V105H200ZM205 106H206V108H205ZM229 108H228V107ZM242 107V108H240V107ZM14 107H16V108H14ZM33 107V108H32ZM35 107V108H34ZM38 107V108H37ZM40 107V108H39ZM43 107V108H42ZM66 107V108H65ZM73 107H75V108H73ZM121 107V108H120ZM134 107H136V105L134 106ZM239 107V108H238ZM252 107H253V109H254V111L255 112H257L256 114L257 115H255V112L253 111L252 112ZM22 108V109H21ZM28 108H30V109H28ZM31 108L32 109H36V110H33L32 112L30 111L31 110ZM165 108V107H164ZM205 108V110L204 111H206V109H207V112H205L204 113V111H203V109ZM214 108V109H213ZM221 108H222V110H224L225 112H226V114H224V115H226V120H225V116L223 117V116H221L222 114V110H221ZM233 110H232V109ZM10 109V110H9ZM67 111H66V110ZM75 109V110H74ZM88 109H89V111H88ZM151 109H153V108H151ZM214 110V113H212L213 115L216 113L215 111H220L221 110V112H217L216 113V116L217 117H215L216 118V120H214V119H212L211 117H213V115L211 114V112H210V110ZM220 109V110H219ZM228 109H229V111H228ZM246 110V112H245V110ZM44 110H45V112H44ZM48 110V111H47ZM85 110V111H84ZM187 110V111H186ZM236 110H237V113H236ZM243 110V111H242ZM250 111V115H252V113H254V115L252 116L253 117V119H250L249 117H251V116H249V111ZM29 111V112H28ZM38 111H40V112H38ZM81 111V112H80ZM183 111V112H182ZM202 111V112H201ZM223 111V112H224ZM230 111H231V113H230ZM235 111V112H234ZM239 111V112H238ZM240 111H242V112H245V114H246V116H244L243 114H242V112H241V114L239 115V113H240ZM14 112V113H13ZM20 112V113H19ZM48 112V113H47ZM55 112V114H52V113H54ZM137 112V113H136ZM166 112H163L164 114L163 115H167V114H169V113H166ZM185 112V113H184ZM186 112H188V114L186 113ZM198 112H200V113H198ZM209 112H210V114H209ZM213 112V111H212ZM228 112V113H227ZM252 112V113H251ZM33 113V114H32ZM65 113H66V115L68 116V117H66V115H65ZM108 115H107V114ZM140 113H141V115H140ZM198 113V115H200V114H203L204 113V115H206L207 116V118H204V115L202 116H200V118L199 119H201L202 118V121L205 119H207L206 121H208V119L210 120V121H214V122H211V124H210V122L208 121L207 122V124L206 123H204V122H202L201 120H198V115H197V117H196V114ZM209 115H208V114ZM218 113L220 114V116L218 115ZM235 113V114H234ZM39 114H41L40 116H39ZM50 114V115H49ZM75 114H77V115H75ZM106 114V115H105ZM145 114V115H144ZM156 114V116L154 117V115ZM161 114V113H160ZM186 114L188 115V116H190V115H194L195 116V118H193V117H184V116H182V115H185L186 116ZM229 114V115H228ZM1 115H0V117H1ZM10 115V116H9ZM17 115H18V117H17ZM22 115V116H21ZM32 115V116H31ZM42 115H43V117H42ZM56 115V116H55ZM83 116V117H81V116ZM177 115L175 116V117H177ZM210 115H212V116H210ZM5 116V117H4ZM7 116V117H6ZM24 116V117H23ZM39 116V117H38ZM53 116V117H52ZM55 116V117H54ZM90 116V117H89ZM106 116V117H105ZM209 116V117H208ZM215 116V115H214ZM218 116H219V118H218ZM236 116V117H235ZM23 117V118H22ZM64 117H66V118H64ZM75 117V118H74ZM126 117V118H125ZM133 117V118H132ZM136 117V119H134ZM138 117H139V119L141 120V122H139V124L137 123H134V122H136V120L138 119ZM165 117V116H164ZM181 117H184L185 118V121H186V119L187 118H191V121H190V119H189V121L188 122H190V123H188V125H186L187 123L186 122H184V118L182 119ZM221 117L222 118H224V120H225V124L223 123V125H225V128H224V126H223V128H221V130L222 129H224L226 132H222L219 128V126H221V124H220V122H219V126H217L216 125V127H217V129L221 132H219L218 130H217V132H219L220 134L218 135V134H216L215 133V130H216V128H215V123L216 124H218L217 123V120H221ZM240 117H241V119H240ZM254 117H257V118H254ZM259 117H260V120H258L259 119ZM34 118V119H33ZM42 118H43V120H42ZM90 118H92V119H90ZM128 118V119H127ZM193 118V119H192ZM204 118V119H203ZM17 119H19V120H22V121H19V120H17ZM40 119V120H39ZM46 119H48L49 121H51L50 122V124H52V127L51 126H49V121L48 120H46ZM60 119H62V120H60ZM64 119V120H63ZM84 119V120H83ZM127 119V120H126ZM132 119H134L133 121L134 122H131L132 121ZM172 119V120H173ZM238 119H240V120H238ZM254 119H257L260 123H263V124H261L260 125V123L258 124V121L257 120H254ZM32 120V121H31ZM36 120V121H35ZM38 120V121H37ZM45 120V122L46 121H48V123L46 122V124H48V125H46L45 124V122H43ZM79 120V121H78ZM93 121V122H91V121ZM152 120V121H151ZM223 120V119H222ZM223 120V121H224ZM261 120V121H262ZM15 121H18V122H20L19 123V125H18V122H15ZM34 121L37 123H35L34 124ZM62 121H67V122H62ZM83 121V122H82ZM86 121H87V123H86ZM138 121V120H137ZM142 121H144V122H142ZM216 121V122H215ZM2 122V123H1ZM4 122V123H3ZM8 122V123H7ZM13 122V123H12ZM40 124H39V123ZM70 122V123H69ZM78 122V123H77ZM6 123V124H5ZM17 123V124H16ZM23 123H24V125H23ZM160 123V124H159ZM202 123H203V127H204V124H205V126L207 125L208 127H209V131L208 132H205V134L206 133H208V136H210V137H202L203 135H205V134H203V131H206L207 130V126H206V129H204L203 127H199V126H202ZM212 123H214V124H212ZM246 123V124H245ZM14 124V125H13ZM69 124V125H68ZM89 124V125H88ZM98 124V125H97ZM185 124V125H184ZM192 124V125H193ZM200 124V125H199ZM210 124V125H209ZM234 124V125H233ZM245 125V127L247 128V129H245V127H244V125ZM8 125V126H7ZM21 125L23 126V128L21 127ZM67 125H68V127H67ZM192 125H189L188 127H191ZM212 125H214V128H215V130H214V128H212ZM228 125V126H227ZM231 125L233 126V128L231 129ZM237 125H239V128H242V129H240V130H237V129H239L238 128V126ZM16 126L17 127H21L22 129H17L16 128ZM47 126H49V127H47ZM57 127L56 128V130L57 129H61L62 128V126H63V131L62 132H60V131H58V132H60V134L59 133H57V131H55L54 132V130H55V128L53 129V130H50L51 128H53V127ZM76 126V127H75ZM82 126H83V128H82ZM87 126V127H86ZM102 126H103V128H102ZM242 126V127H241ZM259 126V127H258ZM260 126H261V128H260ZM43 127V129H41L42 131H41V133H42V136H40L41 134L39 133L40 131V129L39 128H42ZM59 127V128H58ZM61 127V128H60ZM73 128V127H75L76 129H75V132H76V134H78L79 133V131L82 133H80L81 135H83V137L80 135V134H78V135H76L75 134V137H77V136H79L80 135V137H78V139H75V138H73V136L74 135H72L71 137L69 136V134L68 133H75L74 132V130L73 129H71V128ZM95 127H96V129H95ZM195 127H196V129H195ZM201 129H199V128ZM219 127V128H218ZM237 127V128H236ZM255 127V128H254ZM26 128V129H25ZM50 128V129H49ZM70 128V132L69 131H67L68 129ZM202 128H203V130H202ZM210 128H212L213 129V131L211 132L210 131ZM227 128L229 129V130H227ZM249 128H251V130L250 131H248V129ZM65 129V130H64ZM199 129V130H198ZM261 129L263 130V131H261ZM21 132H20V131ZM77 130V131H76ZM79 130V131H78ZM85 130H87V131H85ZM97 130H99V131H97ZM148 130H150V132H152V131H154V130H156V132L155 133H153L152 134V139L153 140H155V141H157L156 140V138L158 139V141L157 142H155V143H158L159 142V145H165V148H162L161 146H159L158 144V146L156 145V147L157 148H159V147H161L162 149H164V151L162 150V149H157L156 147H155V143L154 142H152V141H150L149 142V140H148V138H149V131ZM196 130V131H195ZM254 130L256 131V134L254 133H252V132H254ZM8 131V132H7ZM11 131V132H10ZM13 131V132H12ZM35 131H36V133H35ZM39 131V132H38ZM45 131V132H44ZM51 131V132H50ZM124 131H125V133H124ZM200 133H199V132ZM202 131V132H201ZM237 131H238V134H237ZM240 131V132H239ZM241 131H245L244 132V134H242L241 135ZM17 132H18V134H17ZM23 132V133H22ZM38 132V133H37ZM105 132H106V134L107 135H105ZM216 135H218L217 137H219V140H220V138H221V136H222V138H223V140L221 139V141H219L218 140V138L216 137V136H214L215 134ZM233 132V133H232ZM246 132H248L249 134H253L252 135V137H254V138H252V137H250L251 135H249V137H248V135L246 134L245 135V133ZM22 133V134H21ZM44 133H45V136H44ZM62 133H65V136L66 137H63V134ZM84 133V134H83ZM197 133H198V135H197ZM212 133V134H211ZM240 133V134H239ZM16 134L17 135H20L19 136V138H17L16 139ZM88 134V136H87V139L85 140V138H86V135ZM94 135V137L92 136V135ZM202 135V136H200V135ZM210 134V135H209ZM234 134V135H233ZM237 134V135H236ZM24 137H23V136ZM34 135V136H33ZM104 135V136H103ZM164 135V136H163ZM212 135L215 137V141H213L214 142V145L216 146V144L215 143H218L219 145H217V146H219V153H218V159L217 158H215L216 160H214V164H216L217 165V168H216V170H218L217 171V173H221L220 175H218V177L220 176L221 178H227V180L226 179H221L220 177H219V179L217 180V175H216V171L214 170L213 171V169H215L214 168V166L216 167V165H214L213 164V161H212V157L210 158V156L209 157H207L206 156V152L207 151H209V147H210V154H212V153H214L215 154V152L213 151V150H215V147H214V145H213V143L210 145V143H207V141L209 140V141H212V140H210V139H212V138H214V137H212ZM221 135V136H220ZM239 135L240 136H242V139H243V143H242V140L240 141V140H238V138L237 137H239ZM11 136V137H10ZM33 136V137H32ZM121 136V137H120ZM151 136V135H150ZM163 136V137H162ZM197 136V137H196ZM198 136H199V138H198ZM245 136H247V138H249V140L251 139V141L250 142H252V144H253V147H254V150H255V152L257 153V155H259V157L258 156H256V153L254 154L251 150L253 149V147L250 145V144H245L244 143V141H245ZM22 137V139H21V141H20V138ZM29 137H30V139H29ZM39 137V138H38ZM70 137V140L68 141V138ZM90 137H91V139H90ZM159 137V138H158ZM186 137H187V135H186ZM244 137V138H243ZM43 138V139H42ZM49 138V141H50V139L52 140V145H50L51 143H49V141H47V139ZM63 138V139H62ZM66 138V139H65ZM84 138V139H83ZM112 138H113V140H112ZM151 138H149L150 140H151ZM176 140V138H177V140L175 141L174 139ZM189 138V137H188ZM205 138H206V141H204L205 140ZM210 138V139H209ZM231 138V139H230ZM12 139H14L15 141H9V143H8V141L7 140H12ZM33 139V140H32ZM42 139V140H41ZM71 139L73 140L74 139V141H75V146H74V142L73 141H71ZM160 139V140H159ZM166 139V140H165ZM197 139V140H196ZM199 139V140H198ZM208 139V140H207ZM226 139H228V141L226 140ZM262 139H263V141H264V136H262ZM2 140L4 141L3 143H1L2 142ZM22 140H23V144H26V145H22L24 148V154L26 155V156H24V159H26L25 157H27L28 159H31L30 161L27 159V161L28 162H35V165L34 164H28L27 166V168H26V165H22V163H24V161L22 160V159H20V158H23V156L21 157V155L20 154H18V153H15L16 151H18L19 152V149L21 150V145L20 144H22ZM34 142L33 143V145H32V142ZM41 140V141H40ZM62 140V141H61ZM65 140V141H64ZM81 140H82V142H84V143H82L81 144ZM84 140V141H83ZM101 140V141H100ZM147 140H148V142H147ZM185 140H187V141H189L188 143L190 144V146L188 145V143H186L187 141H185ZM236 140V141H235ZM247 140V139H246ZM249 140H248V142H249ZM260 140V139H259ZM20 143H19V142ZM196 141H198V143L200 142V144H198ZM208 141V142H209ZM260 141H262V140H260ZM16 142V143H15ZM110 142V143H109ZM161 142V143H160ZM164 144H163V143ZM184 143L183 145L181 144V143ZM192 144H191V143ZM221 142H223V148H222V143ZM228 142V143H227ZM247 142V141H246ZM249 142V143H250ZM11 143H15V144H17L18 145V150H17V148L15 147V145L13 144V146H12V144ZM19 143V144H18ZM87 143V144H86ZM151 143V144H150ZM197 143V144H196ZM225 143H227L229 146H228V150H227V147L225 148V146H227V144L225 145ZM6 144H8V145H6ZM34 144H37L38 146H40V147H42L43 149L45 148L46 149V151H45V149L43 150L42 148H41V151L43 150V152H41V151H39L40 149V147H38L37 145H36V147H34ZM45 144V145H44ZM72 144V145H71ZM90 144H92V145H90ZM96 144V145H95ZM131 144V145H130ZM132 144H133V146H132ZM181 144V145H180ZM241 144H243V146L245 147V145H247V146H250L249 148H251L250 149V152H249V154L247 153V152H242L243 150H244V148H242L241 146ZM3 145V146H2ZM45 147H44V146ZM68 145H69V147H68ZM136 145L138 146V147H136ZM167 145V146H166ZM192 145H194V146H192ZM195 145H198V146H195ZM201 145V146H200ZM49 146V147H48ZM59 146V147H58ZM93 146H95L94 148H93ZM97 146V147H96ZM101 146H103L102 148L103 149H105V150H102V148H101ZM128 146H129V148H128ZM182 147V149H181V147ZM192 146V147H191ZM199 146L200 147H204V146H206L207 147V151L204 153V151L206 150V147H204V149L202 148H199ZM246 146V147H247ZM38 147V148H37ZM68 147V148H67ZM93 148V150H96V153H97V151L99 152V151H103L102 153L104 154H96L95 155V153H93L92 151V149H90V148ZM119 147V148H118ZM169 147V148H168ZM194 147L198 150V152H199V150L202 152V153H204V155L201 153V152H199V154H197L198 152L194 149ZM198 147V148H197ZM230 147V148H229ZM8 148V149H7ZM12 148H15V150L13 151V149ZM31 149V150H29V153H30V155H29V153L28 152H26V150L28 151V149ZM37 150H36V149ZM49 150H48V149ZM99 148V149H98ZM131 148H133V149H131ZM248 148V147H247ZM23 149L21 150V151H23ZM33 149H35V150H33ZM39 149V150H38ZM51 149V150H50ZM106 149H108V151L106 152ZM121 149V150H120ZM136 149V150H135ZM184 149V150H183ZM221 149H223L222 151H220ZM231 149H232V151H231ZM243 149V150H242ZM12 150V152H10ZM90 150H91V152H90ZM135 150V151H134ZM161 150L163 151V152H161ZM171 150H173V151H171ZM230 150V151H229ZM238 150V152H236ZM253 150V151H254ZM258 150V151H259ZM37 151H38V153H37ZM138 151H140L142 154H140ZM168 151H171V152H168L169 153V155L171 154V156H175L176 155V157H174V159L173 158H171V157H168L169 155L167 154V152ZM215 151H217V147H216V150ZM226 151V152H225ZM244 151H246V148H245V150ZM249 151V150H248ZM26 152V153H25ZM34 152V153H33ZM39 152H41V153H39ZM49 152V153H48ZM95 152V151H94ZM115 152V153H114ZM121 152H122V154H124V152H125V154L124 155H122L121 154ZM166 152V153H165ZM183 152L184 153H186L185 154V156H184V154H183ZM189 152V153H188ZM196 152V153H195ZM221 152H224L225 154H223V153H221ZM261 152H260V154H261ZM12 153H13V155H15V154H17V155H15V156H18L19 155V157L20 158H18L17 159V157H15V159L12 157L13 155H12ZM20 153H23V152H20ZM46 153H48L47 155H46ZM175 154V155H173V154ZM226 153L227 154H231V155H229V156H227L226 155ZM239 153V154H238ZM245 154V156H244V154ZM54 156H53V155ZM116 155V156H114V155ZM167 154V155H166ZM195 154L197 155V156H195ZM202 154V155H201ZM208 152H207V155H210ZM224 156V155H226V156H224V158L222 157V155ZM252 154V155H251ZM35 155H37V157L35 156ZM99 155V156H98ZM121 155V156H120ZM133 155V156H132ZM188 155H189V157H188ZM193 155L195 156V157H193ZM201 155V156H200ZM221 155V157H220V161H217V160H219V156ZM246 155H247V158L248 157H252V159L254 158L255 159V162L253 161V160H251V159H247V161H245V159H246ZM255 155V156H254ZM32 156V157H31ZM35 156V157H34ZM57 157V159H56V157ZM80 156H82V157H80ZM98 156V157H97ZM107 156V157H106ZM124 156L126 157V159L124 158ZM129 158H128V157ZM143 156V157H142ZM167 156V157H166ZM191 156V157H190ZM202 156H203V158H204V161L202 160ZM213 156V155H212ZM216 156H217V152H216ZM215 156V157H216ZM244 156V157H243ZM254 156V157H253ZM44 157V158H43ZM49 157V158H48ZM121 157H123V158H121ZM132 157H134V158H132ZM232 157V158H231ZM240 157V158H239ZM256 157V158H255ZM33 158H35V160L33 159ZM71 158V159H70ZM109 158V159H108ZM175 158H179V159H181L180 161H179V163L178 162H176V159ZM206 158H208L207 160H209V162H210V159H211V162L209 163L208 161H207V163H206V165L204 164V162H206L205 160H206ZM221 158H223V159H221ZM231 158V159H230ZM259 158V160L261 159V158H263L262 160H258L260 163H261V165H260V163H258V162H256L257 160L256 159H258ZM33 159V160H32ZM49 159H53L52 161L51 160H49ZM120 159V160H119ZM125 159V160H124ZM133 159V160H132ZM136 159H139V162L140 161H142V164H139V169H138V167H134V165L135 166H138L137 164H135V160ZM160 159V160H159ZM191 159V160H190ZM196 159V160H195ZM229 160L230 159V162H233V164H235L234 163V161H236V163H238V164H236L235 166H238V167H235L234 165H232L233 167H235V169H231V170H226L227 168L229 169V167H227V166H225L226 167V169H222V165H225V164H222V165H219V167H218V164H221L220 162H222L223 160ZM22 162H21V161ZM45 160H47V161H45ZM109 160V161H108ZM123 160L126 162V164L125 163H123ZM128 160H130V162H128ZM162 160V162H160ZM171 160V161H170ZM222 160V161H221ZM15 161V162H14ZM63 161V162H62ZM65 161V162H64ZM84 161V162H83ZM121 161V162H120ZM164 161H167V163L166 162H164ZM186 163H185V162ZM191 163H190V162ZM194 161V162H193ZM203 161V162H202ZM215 161L217 162V163H215ZM249 161V162H248ZM251 161V162H250ZM252 161H253V163H252ZM262 161V162H261ZM26 162V161H25ZM28 162H26V163H24V164H27ZM49 162H50V164H49ZM52 162V163H51ZM62 162V163H61ZM68 162V163H67ZM70 162H72V165H71V167H69V165L71 164ZM96 162H97V165H95L96 164ZM107 162L109 163L108 165H106L105 166V164H107ZM132 162V163H131ZM145 162V163H144ZM172 162H173V165H171L172 164ZM195 162L197 163V165L195 164ZM228 162V164L226 163V165H228L229 166V161H227ZM17 163H19V164H17ZM66 163H67V165H66ZM70 163V164H69ZM82 163H85L87 166L85 167ZM101 163V164H100ZM120 163V164H119ZM129 165H128V164ZM132 164V166H131V164ZM136 163H137V161H136ZM141 163V162H140ZM162 163V164H161ZM166 163V164H165ZM170 163V164H169ZM177 163H178V165L180 166V167H183V168H180L178 165H177ZM224 163V162H223ZM241 163V164H240ZM249 163H251V164H249ZM256 163H258L259 165H257V166H254V164L256 165ZM14 164V165H13ZM43 165V167L44 168H42V165ZM80 164H82V165H80ZM99 164V165H98ZM123 164H125V165H127V166H123ZM163 164H164V166L165 165H167L168 167H170L171 169H173L172 171V173H174L175 172V174L176 175H173L172 173H171V170H170V168L168 169V167L167 166H165V167H163ZM190 164V165H189ZM204 164V165H203ZM211 164V166L210 167H208V168H206L207 166H209ZM12 166V167H10V166ZM19 165V166H18ZM31 165V167L32 166H34V168H36V169H34L33 167H32V169H34L33 171H32V169H31V173L29 172V180L28 179H25L26 177H24V170H25V174H26V171L28 170V168H29V166ZM50 165V166H49ZM52 165H54L53 167H52ZM147 165V166H146ZM187 166V168L185 169L184 168V166ZM212 165H214V166H212ZM242 165V166H241ZM252 167H251V166ZM17 168V170L18 171H16L15 169V167ZM73 166V167H72ZM96 166V167H95ZM98 166V167H97ZM103 168H102V167ZM161 166V167H160ZM204 166H206V167H204ZM222 166V167H221ZM230 166H231V164H230ZM231 166V167H232ZM254 166V167H253ZM260 166V167H259ZM14 167V168H13ZM41 168V169H38V168ZM61 167V168H60ZM85 168V170H84V168ZM87 167H88V170H87ZM121 168L120 170H119V168ZM126 169V167H127V170L128 171H126L124 168ZM160 167V168H159ZM166 167H167V169H166ZM174 167V168H173ZM213 167V168H212ZM221 167V168H220ZM230 167V168H231ZM12 168V169H11ZM24 170H23V169ZM55 168H56V170H55ZM58 168V169H57ZM72 168V169H71ZM116 168H118V169H116ZM123 168V169H122ZM134 168V169H133ZM140 168H142V171H141V169ZM162 168H164V169H162ZM188 168H189V170H188ZM220 168V169H219ZM236 168H237V170H236ZM257 168V169H256ZM259 168V169H258ZM8 169V170H7ZM44 171H43V170ZM48 169H49V175H48ZM71 169V170H70ZM105 169V171H106V173H107V175H109L108 177H107V175L106 176H104L106 173L103 171ZM180 171H179V170ZM212 169V170H211ZM240 169V170H239ZM257 170V172H259L258 174H257V176L259 175V174H261V175H259L260 176V178H259V176H258V178L256 177V179H254L255 177L254 176H256V175H254V174H256L257 172H256V170ZM11 172H10V171ZM46 170V171H45ZM59 170H60V173H61V171H62V173H63V175H62V173H61V175H59ZM87 170V171H86ZM118 170V172L116 173V171ZM122 170H123V172H125V173H123L122 172ZM170 171V174L175 178V176H176V178H175V180H176V183L177 184H174L175 183V180H174V178L172 177V176H168L167 174H169V172H164V171ZM176 170H178L179 172H181L182 174H180L179 176H180V179L178 178V172L176 171ZM222 170H224V172H226V173H223L222 172ZM250 170L252 171V172H250ZM261 170V171H260ZM9 171V174L7 173ZM28 171H30V169L28 170ZM120 171V172H119ZM139 171H141V173L139 172ZM145 172V175H146V173L148 174L146 177L148 178H144V176H141V174L143 175L144 174V172ZM149 171H151L152 172V174L154 175V177H153V175L152 174H150V173H148ZM162 171H163V173H162ZM212 171V172H211ZM230 171V172H229ZM37 172H39V173H37ZM51 172V173H50ZM58 172V173H57ZM86 172V173H85ZM94 172H96L97 173V175L96 174H94ZM130 172V173H129ZM138 172V173H137ZM18 173V174H17ZM28 173V172H27ZM42 173V174H41ZM46 173V174H45ZM101 173V174H100ZM105 173V174H104ZM116 175H115V174ZM121 173H123L122 175H121ZM140 173V175H137V174H139ZM202 173H204V175H202ZM232 173V174H231ZM239 173V175H237V174ZM245 173H247V174H245ZM249 173V174H248ZM39 174H41V177H42V175H43V177L44 178H42L41 179V177H40V175ZM51 174V175H50ZM53 174V175H52ZM68 174V175H67ZM103 174V175H102ZM111 174H112V176H111ZM125 174H126V176H125ZM212 174L213 175H215V176H213L212 177ZM222 174H227L226 176L224 175V177H223V175ZM228 174H229V176H228ZM233 174H234V176H233ZM245 174V175H244ZM27 175V174H26ZM25 175V176H26ZM35 175V176H34ZM46 175H48V176H46ZM57 175H59V176H57ZM152 176V177H148V176ZM196 175V176H195ZM243 175V176H242ZM263 175V176H262ZM40 178H39V177ZM104 176V177H103ZM122 176H123V178H122ZM135 176L137 177H142L141 179L140 178H137V180L139 181V183H141V181H142V183H143V187H144V189H142L141 187H137L138 185H135V182H134V180L133 179H135ZM167 176H168V178H167ZM243 177V178H241V177ZM250 176H252V177H250ZM28 177V176H27ZM58 177L62 180L63 178H65V179H63V181H61L60 179H58ZM87 177H88V179H87ZM99 177V178H98ZM112 177V178H111ZM121 177V179H122V181L124 180V184L122 183V181H120V179L118 180V178H120ZM131 177H132V179H131ZM196 177H198V179L196 178ZM234 177V178H233ZM39 178V180L38 181H40V180H42V181H40L41 183L40 184H38V185H40L41 186V184L42 183H44L43 181V179H46L47 181H50L51 182V184H50V182H49V184H48V182H47V184L46 183H44V184H46V185H43L44 187L43 188H45V189H43L42 188V190H40V186H37V179ZM75 178H76V180H79V181H76L75 180ZM93 178V179H92ZM95 178H97V179H95ZM104 178V181L102 180ZM109 178H111V181H109L108 179ZM128 178V179H127ZM149 178H152V179H154L155 181H153V180H149ZM174 180L173 182H172V179ZM191 179V183H192V180L195 182V183H192V185L194 186H189L188 184H189V180ZM193 178V179H192ZM94 181H92V180ZM147 179V180H146ZM171 180L170 182H171V186H172V184H173V188L171 189L170 188V186L168 185V180ZM178 179V180H177ZM187 179V180H186ZM189 179V180H188ZM212 179H214V180H212ZM245 179V180H244ZM248 179H250L249 180V182H248ZM256 180L255 182H257V183H255L254 182V180ZM258 179H259V181H258ZM25 180H26V182H25ZM28 180V181H27ZM36 180V181H35ZM90 182V180L93 182V185L92 186H90L92 183H89L88 181ZM117 180L118 181H120V182H117ZM129 180V181H128ZM131 180H132V182H131ZM145 180V181H144ZM179 180H180V184H179ZM229 180V181H228ZM260 180H261V182H260ZM60 181V182H59ZM69 181V182H68ZM86 182V184H85V182ZM96 181V182H95ZM126 181V182H125ZM128 181V182H127ZM147 181V182H146ZM150 181V182H149ZM154 182V185L155 184H161V182H162V187H160V186H158L157 187V185L156 186H154L153 187V190H151L152 191V193L155 195V197H156V191H157V189H159L158 191V194H161V196L160 195H158L156 198H159V197H162V198H160V199H158V201H157V199H155L154 198V196L153 197H150V196H147V195H151L152 193H150L151 191H150V188L152 187V182ZM203 181V182H202ZM221 181V182H220ZM224 181V182H223ZM240 181V182H239ZM254 182V184H252L253 182ZM27 182H28V186H27ZM77 182V183H76ZM106 184H105V183ZM134 183V185H132L131 183ZM146 182V183H145ZM151 183V184H149V183ZM247 182V183H246ZM252 182V183H251ZM30 183V184H29ZM39 183V182H38ZM83 183V184H82ZM89 183V184H88ZM101 183V184H100ZM107 183L109 184V186L107 185ZM119 183H121V186L119 187ZM136 183H138V182H136ZM138 183V184H139ZM190 183V184H191ZM222 183H224V184H222ZM246 183V184H245ZM62 184V185H61ZM65 185V187H64V185ZM77 184H79L78 186H77ZM96 184H97V186H96ZM101 185V186H99V185ZM128 184V185H127ZM182 184V185H181ZM198 186H197V185ZM215 184V185H214ZM218 184V185H217ZM258 184V185H257ZM260 184H262V185H260ZM47 185H51V187H53L52 188V191L54 192L55 191V193H53V194H51L52 192H49L50 193V195L48 194V193H46V192H48V191H50V188L51 187H49V186H47ZM59 186L60 187V194H62V198H64L63 196H73L71 193H69L70 192V190H71V192L73 193L74 191V193H76V194H74L75 196H76V198H77V201H75L76 200V198L73 200L75 203L73 204L72 202H71V200H72V198H68V197H66L65 199H61V195L59 196V195H57L58 194V192H57V189L55 188V187H57V186ZM61 185V186H60ZM84 185V186H83ZM88 185V186H87ZM132 185V186H131ZM141 186H142V184H140ZM150 185H151V187H150ZM174 185H175V188H179V187H177V186H182V188H185V190H183V189H181V187H180V190L178 189V190H176L175 188H174ZM212 185V186H211ZM248 185V186H247ZM256 185V186H255ZM32 186V187H31ZM46 186L47 187H49V190L46 188ZM63 186V187H62ZM94 186H96V187H100V188H102V190H100L99 188H97V190H93L95 187ZM105 186V187H104ZM111 186H113V189H116V187L117 188H119V190L121 189H124V191H123V193L121 192L120 193V198L118 197L119 196V193H117V191H114V190H112V187ZM114 186H115V188H114ZM146 186L148 187V188H146ZM221 186H223L222 188H221V190H220V188H218V187H221ZM241 186V187H240ZM251 186V187H250ZM252 186L255 188V191H254V189L252 188ZM30 187H31V189H30ZM39 187V188H38ZM59 187H57L58 189H59ZM62 187V188H61ZM67 187H70L68 190H66L67 189ZM78 187V188H77ZM88 187V188H87ZM137 187V188H136ZM196 187V188H195ZM199 187V188H198ZM210 187V188H209ZM246 187H249V188H246ZM55 188V189H54ZM79 188H81V189H79ZM135 188V189H134ZM189 188V189H188ZM193 189V191H194V189L195 190H197L196 192H192L191 190ZM198 188V189H197ZM218 188V189H217ZM252 188V189H251ZM46 189L48 190V191H46ZM54 189V190H53ZM63 189H64V191L66 190V192H68L69 194H66V195H64V193H62V191H63ZM88 191L87 193L86 192H84V191H86V190ZM96 189V188H95ZM125 189H126V191H125ZM131 189H133L132 191H131ZM149 189V194H147V193H145V191L144 190H148ZM152 189V188H151ZM163 190V191H165V192H171L170 193V195H173V198H175V200L176 201H178L179 200V202H180V199H179V197H178V195L180 194V192H181V194L179 195V196H181L180 198H181V200H182V202L184 203L183 205H181L182 204V202H181V204L180 205H178V206H183V208L184 209H182V210H179V212H178V209H177V213H179L180 215L181 214H183V212L181 213V211H186V212H184V216L185 215H188L189 214V216L187 217V216H185V218H183V215L182 216H180V215H177V214H175L174 212H176V210H174V211H169L171 208V210H173V206H172V204L175 202L176 203V201H174L173 200V198H172V196L170 197V198H172V199H170L169 198V193H168V195H167V193H165V192H161L160 193V190ZM167 189V190H166ZM246 189H250V190H246ZM34 190V191H33ZM80 190V191H79ZM101 191V192H99V191ZM119 190H118V192H119ZM120 190V191H121ZM138 190V191H137ZM161 190V191H162ZM170 190V191H169ZM175 190V191H174ZM183 190V191H182ZM190 190V191H189ZM231 190H232V193H231ZM246 190V191H245ZM260 190V191H259ZM29 191H30V193L31 194H29ZM59 191V190H58ZM98 191V193H96ZM113 191L114 192H116L117 193V198H116V195L114 196V194L115 193H113ZM132 193H131V192ZM134 191H137V192H139L140 191V193H141V196H140V193H138L137 194V192H136V194L138 195V197H141L142 199H143V201L141 200V198H140V200L139 199H137L136 198V195L134 194L133 195V193H134ZM226 191V192H225ZM228 191V192H227ZM248 191V194L246 193ZM252 191H254V192H256V193H254V192H252ZM45 192V193H44ZM81 192V193H80ZM90 192H92V193H90ZM111 192V193H110ZM125 192V193H124ZM131 193L130 195H132V196H128V193ZM148 192V191H147ZM174 192H178L177 194L175 193V195H174ZM203 192V193H202ZM217 192V193H216ZM219 192V193H218ZM244 192V193H243ZM35 195H34V194ZM57 193V194H56ZM79 193H80V199H81V201L82 202H79L80 201V199H79ZM83 193V194H82ZM89 193V194H88ZM105 193H110V198H108V200H107V196H104V198L102 197L103 195ZM144 193V194H143ZM225 193V195H223ZM230 193V194H229ZM233 193H235L233 196L231 195V194H233ZM37 194V195H36ZM48 196H47V195ZM56 194V195H55ZM71 194V195H70ZM92 194V195H91ZM102 196H101V195ZM124 194H125V196L127 195V197H129V198H127V200L129 199V200H131L132 198H134V200H136L135 202H139V203H143L144 204V199H145V204L144 205H142L141 207H140V209H143V210H145V211H141V210H138V212H136L137 211V207H139L140 205L138 204V203H132L133 205L134 204H137V207L136 206H133L131 203H129V205L131 204L133 207H130V206H128V204H127V206L125 205L126 204V202H125V199L126 198H124L125 196H124ZM143 194V195H142ZM167 195V200L169 199L170 200V202H171V200H172V202H171V206H170V204L168 203V207H167V209L165 208V205H166V203L164 204V207L162 206V204H160V203H164V201H163V198H164V200H166V195ZM185 195V196H189V195H191V197H188V198H183L184 196L183 195ZM257 194H260V195H262V196H260V197H258L259 195H257ZM24 195H26V196H24ZM88 195V196H87ZM90 195L92 196V198H90ZM94 195H96V196H94ZM105 195H107V194H105ZM109 195V194H108ZM220 195V196H219ZM232 197H231V196ZM50 196H55V198H57L58 199V201H56L55 202V198H53V197H51V198H53V199H51L50 198ZM86 196L87 197H89V198H86ZM113 196H114V198H113ZM143 196H144V198H143ZM196 196V198L194 199V197ZM242 196V197H241ZM243 196H245L248 200H255L254 201V203H256V205H258V203L259 202H262L263 201V204L262 203H259V205H261V209H258V208H260L259 207V205L258 206H256L255 204H253L254 205V207H257L256 209L257 210H260L259 212H260V214H259V212L257 213L256 211V209H252V208H254V207H252V204H250L251 205V207L250 206H248L249 205V202L250 201H247V199L245 198V197H243ZM25 197L28 199V200H26L25 201ZM37 197V198H36ZM49 197V198H48ZM95 198V200H94V198ZM105 197H106V201H105ZM112 197V198H111ZM223 197V198H222ZM229 197H231V198H234L235 197V199H233V202L237 205V203L236 202H238L239 201V203H238V205L240 204H242L241 206L245 209V207H246V209L249 207V209H247V210H245L244 212L242 211V210H244L243 208H241V206H238L237 205V208L239 209V210H241V212H239V210L238 209H236V210H234L235 208L234 207H236L235 205H234V203H232V201H229ZM261 197H263V199L261 198ZM39 198V199H38ZM45 198H47V199H45ZM68 198V199H67ZM83 198V199H82ZM191 198V199H190ZM196 200V199H199L198 201L196 200L195 202H198L197 203V205H196V203L194 202V200ZM261 198V199H260ZM56 199V200H57ZM61 199V200H60ZM71 199V200H70ZM79 199V200H78ZM90 199L91 200H94L93 201V203H91L90 202ZM109 199L111 200V202H112V199H113V202H112V204L113 205H111V202L109 201ZM149 199V200H148ZM156 201H155V200ZM187 199V200H186ZM189 199H190V201H189ZM242 199V200H241ZM258 199H260L259 201H258ZM63 200H65L64 201V204H62L63 202ZM67 200H69L70 201V203H69V201H67ZM98 202H97V201ZM117 200H122L121 202L123 203V204H120V202L118 203V207H117V201L115 202V201ZM133 200V201H134ZM168 200V201H169ZM184 200H186V201H188V202H191V204H189L191 207L189 208L188 206H187V203L184 201ZM193 200V201H192ZM208 200V201H207ZM214 200V201H213ZM225 200V201H224ZM227 200L229 201V202H227ZM84 201V202H83ZM153 201H155L154 203H152ZM163 201V202H162ZM199 201H200V203L203 205V203H204V207H205V205H206V208L205 209H199V207H201V208H203L202 207V205L199 203ZM11 202L9 203V204H11ZM48 202V203H47ZM54 202H55V205H54ZM58 202V203H57ZM62 202V203H61ZM94 202H96V204L95 205H92V204H94ZM109 202H110V204H109ZM114 202H115V204H114ZM150 202V203H149ZM157 202V203H156ZM226 202V203H225ZM245 202V203H244ZM247 202H248V204H247ZM258 202V203H257ZM69 203V205L71 206V208H70V206L68 205V209H66V205ZM75 206V207H73V209H72V204ZM77 203H80L79 204V206H77L78 204ZM81 203L83 204L82 206H81ZM84 203H86V204H84ZM103 203H105V210L106 209H108L107 211H108V213H106L107 211H105L103 208V206H102V204ZM127 203H128V201H127ZM155 203H156V205H155ZM222 204V205H220V204ZM253 203V202H252ZM50 204V205H49ZM63 205V208L65 207V209H63V208H61L60 207V205ZM106 204H109V205H107L108 206V208L106 207ZM178 204V203H177ZM194 204L196 205V206H194ZM211 204V205H210ZM245 204V205H244ZM51 205H53L52 207L53 208H51ZM97 205L99 206L98 207V209H97ZM104 205V204H103ZM112 206V208H111V206ZM114 205H116V206H114ZM122 205L123 207H124V205L126 206L125 208H128V210L130 211V212H132V210L134 209V212H132V216H131V213L130 212H128V210L127 209H123L122 208V206H121V208H119L120 206ZM148 205V206H147ZM150 205H151V207H150ZM159 205H161L163 208H162V210H159V208L161 209V206H159ZM194 207H196V209L197 210H195V209H193L192 207L193 206ZM224 205V206H223ZM245 207H244V206ZM95 206H96V208H95ZM147 206V207H146ZM159 206V208L157 209L156 207H158ZM169 206L171 207V208H169ZM176 204H174V208L176 209ZM219 206V208H221L222 207V210H225L226 211V213H225V211H223L224 213H222L221 214V212H222V210H221V212L218 214V211L220 210L219 208L216 210L214 207H218ZM234 206V207H233ZM60 207V208H59ZM81 209H80V208ZM96 209V210H98L97 212H96V210L94 209V208ZM113 207H115V210H114V208ZM143 207V208H142ZM154 207V208H153ZM198 207V208H197ZM69 208L70 209H72L73 211L75 210L74 208H76L77 210L75 211V212H77V214H75L74 212H72V210H71V212H70V210H69ZM79 208V209H78ZM91 208V209H90ZM111 208V209H110ZM117 208H119V210L117 209ZM147 208H148V210H147ZM150 208V209H149ZM178 208V207H177ZM189 208V209H188ZM192 208V209H191ZM234 208V209H233ZM252 210H251V209ZM59 209H60V211H59ZM110 209V210H109ZM131 209V210H130ZM139 209V208H138ZM169 209V210H168ZM216 210V211H214L215 213H213L212 214V210ZM56 210H58V211H56ZM63 210H68L69 212H67V213H65V211H63ZM84 210H86V211H84ZM115 212H114V211ZM120 210H122V211H120ZM124 210V211H123ZM136 210V211H135ZM151 210H153V212H155V214L151 211ZM158 210H159V213H158ZM198 210H199V212H200V210H201V212L202 211H204L205 212V210H207L206 212L207 213H204V212H202V213H198L199 215H200V217H201V220H199V219H196V218H198V215H196V213L198 212ZM232 210V211H231ZM249 210H251V211H249ZM78 211H80V212H78ZM92 211V212H91ZM143 212V214H145V213H147L146 211H148V216H147V218L145 217V215L143 216V217H141L139 214V212ZM161 211H163V212H161ZM168 211V212H167ZM191 211V212H190ZM192 211H194V213L193 214H190V213H192ZM195 211H197V212H195ZM248 211V212H247ZM253 211H255V212H253ZM82 212V213H81ZM116 212H117V215H116ZM125 212H126V214H125ZM128 212V213H127ZM160 212H161V214L163 213L164 215H162L161 216V214H160ZM167 212V213H166ZM229 212H232L233 213V215H232V213L230 214ZM261 212H263V213H261ZM60 213V214H59ZM75 215H74V214ZM92 213V214H91ZM101 213V214H100ZM115 213V214H114ZM121 213H123V214H121ZM138 213V214H137ZM166 213V214H165ZM228 213H229V215H228ZM248 213H250V214H252L251 216H249L250 214H248ZM62 214V215H61ZM64 214V215H63ZM65 214H68V215H70V216H66ZM79 214H80V216H79ZM104 214V215H103ZM128 214H129V216L131 217V218H129L128 219ZM153 214H154V217H153ZM160 214V215H159ZM195 214V215H194ZM209 214V215H208ZM245 215L246 214V216H247V214H248V216L246 217V216H243V215ZM260 215V216H262L261 218H260V216L258 215V216H256V215ZM261 214H263V215H261ZM9 215V216H8ZM72 215H74L76 218H77V220H76V218L75 217H73ZM87 217H86V216ZM89 215H90V217H89ZM95 216V217H92V216ZM138 215V216H137ZM156 215V216H155ZM166 215H167V217H166ZM176 215V216H175ZM214 215H216V216H214ZM221 215V219H219V216ZM225 215V216H224ZM256 217H255V216ZM72 216V217H71ZM78 216V217H77ZM97 216H99V218L97 219ZM101 216V217H100ZM106 216V217H105ZM112 218H111V217ZM115 216V217H114ZM125 216V217H124ZM136 216L138 217L137 218V221H136ZM177 216H180V217H182L183 219H185V221L184 220H182V218H180L181 220H179V218H177ZM197 216V217H196ZM212 216V217H211ZM224 217V219H223V217ZM227 216V217H226ZM230 216L231 217H234V219H231L230 218ZM238 216H240V217H238ZM253 216V217H252ZM62 217V218H61ZM73 218V219H75V220H73V219H71V218ZM89 217V218H88ZM91 217L92 218H94V220L93 219H91ZM103 217V218H102ZM132 217H133V219H132ZM160 217V218H159ZM216 217V221L214 220V218ZM225 217H226V222L225 223H227L228 225H232V226H234L235 228H237V229H235L234 227H229L227 224H225L223 221H225ZM228 217L232 220H230V219H228ZM246 219H245V218ZM40 218V222H39V219ZM62 220H61V219ZM79 218V219H78ZM87 218V219H86ZM109 218V219H108ZM125 218V220L123 221V219ZM192 218V219H191ZM195 218V219H194ZM210 218V219H209ZM212 218H213V220H212ZM83 219H84V221H83ZM117 219V220H116ZM132 219V220H131ZM134 219H135V221H134ZM176 219H178V221H181V222H178ZM250 219V220H249ZM253 219H258V220H260V222L259 221H256L255 220V222H254V220ZM4 220V221H3ZM88 220H90L89 222H88ZM107 220V221H106ZM129 220V221H128ZM143 220V221H142ZM202 220H203V223H202ZM204 220H206V221H204ZM208 220V221H207ZM220 220V221H219ZM3 221V222H2ZM21 221V222H20ZM74 221V222H73ZM80 221V222H79ZM82 221H83V223H82ZM92 221V222H91ZM127 223H126V222ZM131 221V223H129ZM189 221H190V224H189ZM213 221H215V224L218 226V227H216V225L214 224V222ZM234 221H235V224H234ZM246 221H248V223H253V225L250 223V225L249 224H247V222ZM253 221V222H252ZM262 221V222H261ZM7 222H9V223H7ZM54 222V223H53ZM157 222H158V224H157ZM171 222V223H170ZM173 222L177 225V226H184V228L182 229V227H180L181 229V231H179V227H177V228H175L176 227V225L175 224H173ZM183 222H185L184 224H183ZM192 222V223H191ZM221 222V223H220ZM233 222V223H232ZM259 222V223H258ZM26 223H27V225H26ZM28 223H29V225L31 226H29L28 225ZM79 223V224H78ZM81 223H82V225H84V226H82L81 225ZM89 223V224H88ZM97 223V224H96ZM106 223V224H105ZM129 223V224H128ZM168 223V224H167ZM198 225H197V224ZM210 223V224H209ZM221 225H220V224ZM238 223V224H237ZM262 223V224H261ZM13 224H15V226L13 225ZM35 224V225H34ZM40 224V225H39ZM105 224V225H104ZM114 224V225H113ZM127 224V225H126ZM138 224H139V226H138ZM157 224V225H156ZM187 224V225H186ZM195 224V225H197V226H195L196 227V231L194 232L193 230H195V227L193 226V225ZM200 224H202V226H203V224H204V226L202 227V226H200ZM259 224H261V225H259ZM21 225H22V227H24V228H20L21 227ZM25 225V226H24ZM34 225V226H33ZM39 227H38V226ZM57 225V226H56ZM128 225H130L129 227H130V229L132 228V229H134V227H135V225H137L136 226V230L134 231V230H132V231H134V232H130V229H128V228H126V227H128ZM131 225H133V227L131 226ZM212 225H214L213 227H212ZM238 225V226H237ZM244 225V226H243ZM11 226V227H10ZM13 226V227H12ZM28 226V227H27ZM37 226V228H40V229H38L40 232H37L38 230L37 229H31V228H33V227H36ZM61 226L63 227V228H61ZM126 226V227H125ZM146 228H145V227ZM150 226V227H149ZM173 226V227H172ZM237 226V227H236ZM253 227V229H251L252 227ZM257 226H259L258 228L260 229H258V228H256ZM17 227H19L20 229H22L21 230V232L23 231V229L24 230H28V231H30V229L32 230V232H34V236L32 237L31 235H29L30 234V232H29V234H27V231H24L23 233H21L20 232V234L22 235V236H24L25 235V232H26V238H24V239H30L31 240V238H32V240H36L37 241V239H38V241L41 239V242L39 241V243H38V241H37V243H34V245L33 246H31V243L32 242H30V243H28L29 241H26L25 242V240L24 239H20V238H22L21 236H20V234L19 235H17L18 233H19V229H16ZM30 227V228H29ZM49 227V228H48ZM80 227V228H79ZM93 227V230L91 229ZM95 227H96V229H95ZM102 229H101V228ZM185 227H187V228H193L192 230H189V231H191V232H187V230L188 229H186ZM198 227H200V229H197ZM220 227L223 229H220ZM244 227H246V228H244ZM89 228V229H88ZM100 228V229H99ZM141 228V229H140ZM202 228H204V230H202ZM216 228V231L214 232V229ZM228 228V229H227ZM16 229V230H15ZM66 230L67 231V233H68V231H70L71 230V233L69 232L68 233V235L67 236H69V237H67L66 236V234H64V233H66V231H64V232H62L63 230ZM87 229V230H86ZM97 229H99V230H101L100 231V233H98V231H97ZM108 229L110 230V231H108ZM117 229H119V230H121V231H119V230H117ZM137 229H139V231L137 230ZM157 229H159V230H157ZM225 229V230H224ZM227 229V230H226ZM230 229H231V231H230ZM244 229H247V230H249V231H251V230H254V232L252 233H250L249 231L247 232L246 230H244ZM262 229V230H261ZM36 230V231H35ZM62 230V231H61ZM104 230V231H103ZM184 230V231H183ZM4 231H5V233H4ZM7 231H11V232H7ZM17 232V233H15V232ZM193 231V232H192ZM219 231V232H218ZM230 231V232H229ZM236 231V232H235ZM260 231V232H259ZM263 231V232H262ZM38 233V235H37V233ZM102 232V233H101ZM114 232V233H113ZM116 232H118L119 233V236H118V234H116ZM210 232H212L211 234H210V237H209V233ZM238 232V233H237ZM35 233H36V236H35ZM45 233H48V235L49 236H47V234H45ZM87 233H90L89 235L87 234ZM111 233H113V235L114 236H110V234ZM123 234V235H121V234ZM217 233L219 234V233H222L220 236H218V238H216L217 237ZM232 233H233V235H234V237H233V235H232ZM248 233H250L249 235H251V237L250 236H248L247 234ZM261 233V234H260ZM14 234V235H13ZM32 235H33V233H31ZM44 234V235H43ZM96 234V235H95ZM102 234V235H101ZM214 236H213V235ZM19 236L20 238H18L19 239V242H17V240H16V238H15V240H14V236ZM207 235H208V237H207ZM225 235H226V237H225ZM236 235H238V236H236ZM246 235V236H245ZM15 236V237H16ZM52 236V237H51ZM75 236V239H76V241H75V239L73 238ZM97 236V237H96ZM224 236V237H223ZM252 236H253V238H252ZM254 236H256V238L258 237V238H260V239H258L257 238V240H258V242L255 240V238H254ZM9 237V238H8ZM43 237V238H42ZM49 237V238H48ZM100 237V238H99ZM114 237V238H113ZM125 239H124V238ZM126 237H128V238H126ZM205 237H207V238H205ZM247 237V238H246ZM250 237V238H249ZM4 238V239H3ZM12 238H13V240H12ZM34 238V239H33ZM91 238V239H90ZM103 238V239H102ZM106 238V239H105ZM117 238H121L120 240L119 239H117ZM130 238V239H129ZM184 238V239H183ZM211 238V239H210ZM219 238H220V240L223 242V245L224 246H222V242L220 243V242H218V241H220L219 240ZM233 238L234 239H238V241H236V240H234L233 241ZM74 239V240H73ZM90 239V240H89ZM94 239H97V240H95V241H93V243H92V240H94ZM109 239H110V241L111 242H109ZM113 239V240H112ZM114 239H115V241H114ZM126 240V243H123L124 242V240ZM129 239V241H127ZM136 239H137V241H136ZM250 239V240H249ZM23 240V241H22ZM31 240V241H32ZM35 240L33 241V242H35ZM48 240V241H47ZM54 240V241H53ZM80 240V241H79ZM119 240V241H118ZM184 240V241H183ZM213 242H212V241ZM245 240V241H244ZM252 240V241H251ZM254 240V241H253ZM262 240V241H261ZM3 241V242H2ZM97 241V243H95ZM112 241H114V243H115V246H116V248H115V246L112 244L111 246L110 245H108L107 247L105 246V244L106 243H112ZM117 241H118V243H120L119 245L117 244ZM216 241V242H215ZM236 241V242H235ZM6 242H8V243H6ZM25 243V244H22V243ZM46 242H47V244H46ZM128 242L130 243V244H132V248L130 249V246H129V244H128ZM137 242V243H136ZM226 242V243H225ZM239 242V243H238ZM251 242H252V244H251ZM90 243H92V245H91V247H88V244H90ZM94 243H95V245H94ZM99 243V245H98V247H97V244ZM123 243V244H122ZM142 243V244H141ZM147 243V244H146ZM217 243V244H216ZM234 243V244H233ZM244 243V244H243ZM254 243H255V245H254ZM259 245H258V244ZM263 243V244H262ZM21 244V245H20ZM43 244H45V245H47V247L45 246V245H43ZM60 245L59 247H58V245ZM101 244H104L103 246L104 247H106V249L108 250V251H110V253L111 254H114L113 255V257L112 256H110V255H108L109 256V258H108V260L110 261H107V258H106V256H107V254H108V252H107V250H103L104 249V247H102V245ZM219 244H221V245H219ZM243 246H242V245ZM246 244H247V246H246ZM86 245V246H85ZM93 245H94V247H96L95 249H94V247H93ZM124 245H127V246H124ZM136 246L135 248H134V246ZM260 245H262L263 247H261ZM18 246V247H17ZM45 248H44V247ZM64 246V247H63ZM90 246V245H89ZM119 246V247H118ZM123 246V247H122ZM148 246V247H147ZM219 246H221V247H219ZM225 246H228L227 247V252H226V247ZM259 246H260V248L261 249H259ZM85 247H87V248H85ZM113 247V248H112ZM141 247L142 248H144L145 249V251L142 249L141 250ZM153 247V248H152ZM241 247V248H240ZM58 248V249H57ZM87 249V250H85V249ZM93 248V251L92 250H90V249H92ZM97 248L99 249V253L97 252L96 253V250H97ZM102 248V249H101ZM114 250H112V249ZM121 248V249H120ZM134 248V249H133ZM146 248H148L147 250H146ZM221 248H224L223 250H221ZM243 248H244V250H243ZM246 248V249H245ZM250 251H252L253 250V252H254V254L252 253V252H248L249 250ZM263 248V249H262ZM127 249V250H128ZM133 249V250H132ZM153 250L154 252H152L151 250ZM233 249V250H232ZM237 251H236V250ZM252 249V250H251ZM9 251V253H8V251ZM55 250V251H54ZM59 250V251H58ZM61 250H62V253H61ZM81 250H83V251H81ZM90 250V251H89ZM100 250H102V252H106L105 253V255H100V254H102L101 253V251ZM135 250V251H134ZM139 250H141V251H139ZM218 250V251H217ZM223 251V252H221V251ZM246 250H248L247 252H246ZM15 251H16V253H15ZM78 251V252H77ZM85 251H86V253H85ZM88 251V252H87ZM122 251V252H121ZM143 251H144V253H143ZM149 251V252H148ZM217 251V252H216ZM82 253V255H81V253ZM92 252H93V254L96 256V258L94 257V255L92 254ZM114 252V253H113ZM121 252V253H120ZM137 252V255H139V258H138V256L136 257L134 254ZM139 252V253H138ZM151 252V253H150ZM156 252V253H155ZM159 252V254L162 256V254H164L165 256H169V257H167L166 258V261L164 260L165 259V256L163 255L162 257H157L159 254H157ZM221 253L222 255L223 254H225L224 256H222L221 254V257H220V255H219V253ZM84 253V254H83ZM109 253V254H110ZM134 253V254H133ZM152 253H155V254H152ZM52 254V255H51ZM74 254H75V256H74ZM78 254V255H77ZM88 254V255H87ZM99 256H98V255ZM104 254V253H103ZM147 254H148V257H147ZM157 254V255H156ZM215 254H217V255H215ZM228 254V255H227ZM231 254H233L232 256H231ZM45 255H48V256H45ZM116 255H118V259L116 258V260H112V259H114L115 258V256ZM126 255V254H125ZM151 255V256H150ZM159 255V256H160ZM236 255H238V256H236ZM243 257V259H241L242 257ZM247 255H248V257H247ZM55 256H57L56 257V259H55ZM78 258H77V257ZM98 256V257H97ZM104 256H105V258H104ZM107 256V257H108ZM141 256V257H140ZM153 256V257H152ZM202 256H203V258H202ZM235 256V257H234ZM239 256H240V259H239ZM250 256H254L253 258L252 257H250ZM44 257V258H43ZM59 257H60V260H59ZM76 257V258H75ZM102 257V258H101ZM117 257V256H116ZM119 257L121 258V260L119 259ZM127 257V256H126ZM173 257V258H172ZM225 257V260L223 259ZM4 258L6 259V260H4ZM41 258H43V259H45V262H44V260L42 259V260H40ZM97 258H98V260H97ZM102 260H101V259ZM130 258H128V259H126V258H124L123 257V259H124V263H126V264H130L131 262L130 261H132ZM139 260H138V259ZM164 260H162V259ZM170 258V260H168ZM252 258V259H251ZM14 259V260H13ZM18 259V260H17ZM63 259V260H62ZM70 259H72L71 261H70ZM77 259V260H76ZM155 259H159V261H155ZM161 259V260H160ZM254 259H256L255 261L256 262H258V263H255L254 262ZM17 260V261H16ZM55 260H57V261H55ZM82 260V261H81ZM101 262H100V261ZM112 260V261H111ZM121 262H120V261ZM126 260H127V262H129V263H127L126 262ZM175 260H177V261H175ZM180 260V261H179ZM53 261H55V262H53ZM62 261H63V263H62ZM86 261V262H85ZM95 261H97L96 263H95ZM142 261V262H141ZM163 262V263H159V262ZM174 261H175V263H174ZM38 262V263H37ZM136 262L134 263V260L132 261V263L131 264H136ZM155 262V263H154ZM178 262H180V263H178ZM245 262V263H244ZM41 263H39V264H41ZM72 263V264H73ZM101 263V264H102ZM6 264H7V262H6Z\"/></svg>",
  "mask_w": 264,
  "mask_h": 264
},
{
  "label": "bare ground",
  "instance_id": "bare-ground-1",
  "mask_svg": "<svg viewBox=\"0 0 264 264\" xmlns=\"http://www.w3.org/2000/svg\"><path fill=\"white\" fill-rule=\"evenodd\" d=\"M12 1H13V0H12ZM17 1H19V0H16V2H17ZM21 1H22L24 4H25V2H26V0H24V1L21 0ZM21 1H20V2H17V3H22ZM40 1H41V0H40ZM44 1H45V0H44ZM44 1H43V2H44ZM50 1H51V0H50ZM50 1L47 0V1H45V2L50 3ZM59 1H61V0H59ZM76 1H77V0H74V4H75V6H76V7L74 6V8H77V9H78V7H80V6H78V5H81L82 3H81L80 0L77 1L78 3H77ZM96 1H97V0H96ZM96 1L94 0V3H96ZM98 1H99V0H98ZM233 1H236V0H233ZM233 1H232V0H104L105 5H107V6H109V7H107V8H101V9L96 13V15L98 16V18H99V19H100V18H103L104 21H105V23L108 24V25H111V24H112L113 26H117V27L120 26L121 28L123 27L121 34L124 33V32L127 30V28L130 29V30H127V31H126V34H128V36L131 37V39H130V40H127V39H128L127 35H126V34H125V35L123 34L124 36H126V37H124L125 40H122V39H124V38H122L123 35H122V36L120 35V38H121V39L119 40V35H117L116 33H115L114 35H117L118 38H116L115 36L113 37V38H115V39H113V38L110 39L111 37H110V38H107V34H106L107 32L104 31V29H103V31H101V32H97V34H96V35L98 36V38H97V36H96V39H97V40H96V41H97L96 43H97V44H95V43H94L95 41L92 39V40L94 41L93 44H95V45H94L95 48H94L93 51H92V52H93L92 55H94V56H96V57H97V56L100 57V55H101V53L103 52L104 49L108 48V49L110 50V48H111V50H112L113 47H111V45H113L114 43H116V40L118 39L117 42H120V44L122 45V48L120 47V49L122 50V49H124V47H125V51L122 50V51H123L122 53L125 52L126 55L128 54V55L130 56V54H131V56H132V53H135V52H133V50H132V49H134L133 47L137 46V47L139 48L138 51L135 49V51H137V52L135 53L136 55H135V54L133 55V59H132V62H131V63H130L131 59H129V58H127V59L130 60V61H128V60L126 61L125 59H122V60H121L122 62L126 61V64L124 63L125 65H124L123 68H124V69H125V68L127 69V68H129V67H132L133 65H134L136 68L133 66L132 69L135 68V70L137 69V66H139L138 68H140L141 65H142L144 68H143L141 71H138V70H137V72H135V70H134V72H133V71L129 68V69L132 71V74L129 73L128 75H124L125 77H122V78H120V77L123 76V75H121V76H120V75H117V73L115 72V73H116V76H120V77H118V80H119V81H116V83L113 84V85L111 84L112 86H110V87H108V86H107V88L105 87L107 90H104V91H102V92H104V93H105V91H106V92H109V93L114 97V99H115V97H118V96H116V95H119V94H121V93H122V94H125L123 91L126 92L125 89H127V92L131 91V94H134V92H135L134 95L136 96V95L139 94V90L142 89V88H144V87H141V86H143V85L145 86V84L149 82V83H150V88H147V89H149V90L152 89L153 92L151 91L152 93H150V95H148L147 93L150 92V91H149V90H146V87H145V89H144V93H146V94H147L146 96H148L151 100L149 101V98H147V100H146V96H145L144 93H142V92H143V89H142V90H141L142 92L140 91V93H141L143 96L140 95V101L143 100L142 102L145 103V106H146L147 104L152 106L151 108H153V109L149 108L148 105L146 106L147 108H149L150 112H154V113L159 112L160 108H162L163 106L165 107V108H164V107L162 108V109H164L163 112H166L167 109L171 108V107H170L171 103H170V105H168V104H169V100H166V99H167L166 97H168V96H166V93H167V92H166V90H163V89H165L166 86H168V89H169V85L172 86V84H174V85L176 86L177 84L175 83V81L170 82V81H171V78H169L168 76H165V77H164V76L161 74V73H162V70H161V69L164 70V69H167V67H168V68H170L169 71L171 72V68H172L174 65H175L174 67H177V66H178L177 63L181 60V61H180L181 64L178 66V70L176 69V71H175L174 68H173V74L175 75V74H177V73L179 72V67H184V62H185V61H188V62H189V61H192V62H194V61H195L196 59H198V58H201V61H202L205 57L203 58L202 56H201V57H199V56H200V54L203 52L202 50H204L205 53H206V50H207V49H206L205 47L210 48V50L213 49V48L215 47L216 50L220 52L219 58H220V56H221L222 54L226 53V51H228V56H227V57H229V55H231V54H232V55L230 56V58L233 57V55H234L236 49H235V51H234L232 48H234V47L237 48L238 43L236 42V40L241 39V37L243 36L242 34H241V35L239 34V32H240V31H239V28H240V27H239V18H238V17L240 16V12H241V9H243V7H244V9H245V8H246V9L249 8V7H245V5H244L243 7H241V9H239L240 12H238V10H236V11L238 12L237 14H239V16H238V15H236V11L233 9L234 7H233V8H230L231 5H233V4H232ZM245 1H246V0H245ZM16 2H15V1L12 2L13 4L15 3L14 5H18V6H14L15 8L19 7V4H17ZM36 2L38 3L39 1L36 0ZM43 2L41 1L43 7L45 8V5H46L47 3L45 4V2H44V3H43ZM51 2H52V1H51ZM53 2H55V3H57V4L52 3V4H54V7H53V8H52V5H51V6L48 5V6H50V7H48V6L46 5L47 9L49 8V9L51 10V8H52V10L54 11V10H55V5H57L56 8H57L58 10H60V9H61V6H60V5L64 2V0H63V2H62L61 4H59L60 2L58 3V1H55V0H53ZM70 2H72V3L69 4ZM75 2H76V3H75ZM79 2H80V4H79ZM82 2H83V0H82ZM86 2H88V4H87ZM90 2H93V1L90 0ZM99 2H101V1H99ZM237 2L239 3V0H237ZM240 2L242 3L243 1L240 0ZM251 2H252V1H251ZM23 3H22V4H23ZM27 3H28V2H27ZM27 3H26V5H28ZM31 3H32V4H31ZM31 3H29V6H30V5H31V6L34 5L32 8H36V9L38 10V8L41 7V6L38 5L39 7L37 8V7H36V4H37V3H35L34 0H33V2H31ZM33 3H35V4H33ZM39 3H40V2H39ZM64 3H66V4H64ZM64 3H63V5H62V7L64 8L63 11L65 12V10H67V9L69 10V9H70L71 12H70V11H69V12H70L71 14L68 15L66 12H65V13H66V14H65L62 10H60V11H62V12L59 13L58 15L56 14V16H58V17L56 18L55 15H54L53 17H54V19L56 18L55 21H56V20L58 21V19L60 18V19H59V21H60L62 17L59 16V15H63V14H65V15H63V16H65V17H63V18H65V19L62 18V21H61L60 26H61V28L64 27V26H65L66 28L64 27L65 30L63 31V28L61 29V28H59L60 26L58 27L59 24H58V25H57V23L54 24V23H53L54 21H52V23H53V24H52L53 28H56V27H55V25H56L61 31H63V33H66V35H67L66 38H69V37H68L69 35H75V34L80 36L79 33L82 34L83 30H85V29H86V30H85V31H86V34L88 33L87 30L90 29L89 31H91V28H92V27L89 28V26L91 25L92 22L90 23V25H89V23H88V25H87L89 29H87V27H84L85 29H82V26H81L80 22H81V21H84V20H78V23L76 22L77 24L74 23L75 20H77V19H76V18H73V16H74V12H72V10L74 9V8L72 7V5H73V0H70L69 3H68V1H67V2L65 1ZM67 3L69 4V6L71 5V7L67 8V7H68V4H67ZM84 3H86L87 8H85V4H84ZM102 3H103V2H102ZM104 3H103V4H104ZM230 3H231V5H230ZM234 3H235V2H234ZM246 3H247V2H246ZM246 3L244 2V4H246ZM255 3H256V2H255ZM263 3H264V2H263ZM9 4H10V3H9ZM13 4H10V5H13ZM58 4H59V5H58ZM89 4H90V5H89ZM143 4L146 5L145 8L143 7V8L145 9V10L143 9L144 11L140 9V7H142ZM249 4H250V3H248V5H247V4H246V5L249 6ZM257 4H258V2H257ZM40 5H41V4H40ZM64 5H65V6H64ZM66 5H67V7H66ZM88 5L91 6L92 3H89V1H85V2H83V5H82V6H84V7L81 6L82 8H81V9L79 8V9H80V11H79L80 13H79V12H77V13H79V15H82L81 10L83 11V8H84V12H86L87 9H88L87 12H89V9H90V8L88 7ZM229 5H230V6H229ZM21 6H22V5H21ZM24 6H25V5H24ZM31 6L29 7L30 10H31ZM58 6H60V7L58 8ZM92 6L94 7V4H93ZM236 6H237V4H236ZM236 6H235V7H236ZM255 6H256V5H255ZM259 6H260V5H258V7H259ZM11 7H12V6H11ZM25 7H26V6H25ZM43 7H42V10H41V8H40V10H41L40 12H41V13H42L43 11H46V10H44ZM65 7H66V9H65ZM239 7H240V6H239ZM256 7H257V6H256ZM20 8L24 9V7H20ZM27 8H28V7H27ZM29 8H28V9H29ZM94 8H95V7H94ZM3 9H4V7H3ZM3 9H2V10H3ZM22 9H21V10H22ZM85 9H86V11H85ZM254 9H255V7H253V10H254ZM2 10H0V11L2 12ZM15 10H17V9H15ZM68 10H67V12H68ZM247 10H248V9H247ZM262 10H263V9H262ZM11 11H12V10H11ZM19 11H20V10H19ZM77 11H78V10H77ZM91 11H92V8H91L90 12H91ZM93 11H94V10H93ZM245 11H246V10H244V12L241 13V16L243 15V13L245 14ZM251 11H252V10H251ZM256 11H258V10H255V13H254L255 16H256ZM263 11H264V10H263ZM17 12H18V11H17ZM69 12H68V13H69ZM84 12H83V15H84ZM87 12H86V13H87ZM253 12H254V11H253ZM36 13H37V11H36ZM56 13H58L57 10H56ZM92 13H93V16H95V13H94V12L89 13L90 15L87 13L89 17L91 16V17L89 18L90 20L93 19V18H92L93 16L91 15ZM249 13H250V12H249ZM254 14H253L252 18L254 17ZM260 14H261V10H260ZM41 15H42V14H41ZM67 15H68V16H67ZM228 15H232V16H228ZM263 15H264V14H263ZM51 16H52V14H51ZM66 16L69 17V18H71V20H70V19L68 20V19L66 18ZM70 16H72V17H70ZM257 16H258V13H257ZM53 17H50V18H53ZM85 17H87V16H85ZM227 17H233V19L229 18V21H232V24L235 25V27L231 28V30H230V28H226V29L224 28L225 25H226V27H228V26L230 25L229 22H228V20H227V19H228ZM249 17H250V14H249ZM249 17H248V18H249ZM262 17H264V16H262ZM38 18H39V16H38ZM40 18H41V17H40ZM40 18H39V19H40ZM42 18H43V17H42ZM42 18H41V19H42ZM72 18H73V19H72ZM78 18H79V19H83L84 16H83V18H81L80 16H79ZM95 18L97 19L96 16H95ZM226 18H227V19H226ZM248 18H247V19H248ZM250 18H251V17H250ZM250 18L248 19L249 22H250V20H251ZM35 19H36V18H35ZM43 19H44V18H43ZM66 19H67V20H66ZM85 19H86V18H85ZM87 19H88V18H87ZM89 19H88V20H89ZM254 19H256V18H254ZM254 19H253V20H254ZM259 19H261V18H259ZM262 19H263V21H264V18H262ZM27 20H28V19H27ZM52 20H53V19H52ZM63 20L69 21V23L65 21V24H66V25H64V21H63ZM72 20H74V22H73ZM100 20H101V19H100ZM226 20H227V23H228L229 25L226 23ZM9 21H10V19H9ZM57 21H56V22H57ZM70 21H71V22H70ZM94 21H96V20H94ZM104 21H102V22H104ZM256 21H257V20H256ZM256 21H255V22H256ZM10 22H11V21H10ZM62 22H63V24H62ZM98 22H101V21H98ZM1 23H2V22H1ZM48 23H49V24H48ZM48 23H47L46 25L44 24L45 27L48 26V25H49L50 27H52L51 24H50V22H48ZM58 23H60V22H58ZM70 23H71V24H70ZM73 23H74L75 25H79V24H80L79 27L81 26V28H79L78 26L74 27L75 25H74ZM83 23H87V22L84 21V22H82V24H83ZM252 23H253V21L251 22V24H252ZM2 24H3V23H2ZM30 24H31V23H30ZM32 24H33V23H32ZM68 24H69V27H68ZM97 24H99V23H97ZM251 24H250V25H251ZM33 25H35V24H33ZM62 25H63V26H62ZM73 25H74V26H73ZM85 25H86V24H83V26H85ZM92 25H93V23H92ZM95 25H96V24H95ZM99 25H100V24H99ZM244 25H245V23H244ZM246 25H247V24H246ZM246 25H245V27H246ZM250 25L247 27L246 31H247V30H251V29L254 27V24H252V28H251ZM255 25H257V23H255ZM36 26H37V24H36ZM49 26H48V27H49ZM101 26H103V25H101ZM216 26L221 27V28H220L219 30H218L217 28L215 29ZM67 27H68V28H71V27L75 28V30H74L75 33H73V32H74V31H73V28H71V30L69 29V30H70V31H69V30H67ZM77 27H78V29H77ZM198 27H200V28H198ZM222 27H223V28H222ZM229 27H230V26H229ZM238 27H239V28H238ZM249 27H250L251 29H250ZM260 27H262V25H261ZM58 28H57V29H58ZM95 28L97 29V26H95ZM248 28H249V29H248ZM48 29H49V28L44 29V30H48ZM59 29H58V30H59ZM76 29H77L78 31H79L80 29H82V31L80 30L79 33L77 34V30H76ZM96 29H95V30H96ZM124 29H125V31H123ZM199 29H201V30H199ZM224 29H225L226 31L229 30V31H228L229 33H227V34H225L226 32L223 33V31H225ZM254 29H255V28H254ZM257 29H258V28H256V30H257ZM50 30H52V29L50 28ZM50 30H49V32H50ZM92 30H93V28H92ZM100 30H101V29H100ZM256 30H255V31H256ZM258 30H259V29H258ZM258 30H257V31H258ZM261 30H263V29L261 28ZM41 31H42V30H41ZM72 31H73V32H72ZM114 31H116V29H114ZM129 31H130V33H127V32H129ZM246 31H245L244 33H246ZM11 32H12V31H11ZM49 32H48V33H49ZM69 32H71V33H69ZM249 32H250V31H249ZM258 32H259V31H258ZM13 33H14V32H13ZM54 33H56V34H55V35H56L55 38H57V37H58L57 32H54ZM84 33H85V32H83V36H82V35H81V36L85 38ZM89 33H90V32H89ZM92 33H93V31H92ZM242 33H243V32H242ZM68 34H69V35H68ZM129 34H130V35H129ZM46 35H47V33H46ZM49 35H50V34H49ZM63 35H64V34H63ZM263 35H264V34H263ZM0 36H1V37H0V39H1V38H5L6 35H3V36H2V35L0 34ZM11 36H12V35H11ZM40 36H41V35H40ZM246 36H247V33H246ZM254 36H255V35H254ZM12 37H13V36H12ZM19 37H20V36H19ZM59 37H60V36H59ZM61 37H63V36H61ZM71 37L73 38V36H71ZM90 37H91V36H90ZM247 37H248V36H247ZM252 37H253V36H252ZM262 37H263V36H262ZM37 38L39 39L40 37L37 36ZM37 38L35 37V39H37ZM64 38H65V37H64ZM72 38H71V39H72ZM84 38H83V39H84ZM88 38H89V36H88ZM216 38L221 39L222 41L217 42V41H215ZM260 38H261V36H260ZM13 39H14V37L12 38V40H13ZM59 39H60V38H59ZM242 39H244V38H242ZM246 39H247V38H245V40H246ZM261 39H262V38H261ZM12 40H10V41L12 42ZM41 40H42V39H41ZM61 40H62V39H61ZM73 40H75V39H73ZM73 40H72V41L69 40L70 42L67 41L68 44H70V43L72 44ZM113 40H114V42H112ZM262 40H263V39H262ZM4 41H5V39H4ZM27 41H28V40H27ZM80 41H81V40H80ZM80 41H78V42H80ZM82 41H83V40H82ZM89 41H90V40H89ZM123 41H124V42L126 41V42L124 43ZM127 41H129V42H128L129 44H130V42H131V44L133 45V46H132V45L130 44V46H132V47H131L132 49H129V50H132L131 52H130L129 50H127V52H126V48L128 49V47L125 46V45L127 44ZM238 41H239V40H238ZM2 42H3V39H2ZM35 42H36V41H35ZM51 42H52V41H51ZM214 42H215V43H214ZM216 42H217V43H216ZM227 42H229V43H233V42L235 43V42H236L237 45L235 46L234 44H232V46H234V47L229 48V49H230V52H229V50H227V49H228V45H229ZM241 42H242V41H241ZM241 42H240V43H241ZM4 43H6V42H4ZM4 43L1 44V41H0V47H1V45L3 46ZM57 43H59V42H56L55 44H57ZM75 43H76V41H75ZM225 43H227V44H225ZM8 44H9V43H8ZM11 44H12V43H11ZM35 44H36V43H35ZM37 44H38V43H37ZM85 44H86V43H85ZM90 44L92 45V43H90ZM129 44H128V45H129ZM215 44H216V45H215ZM252 44H255V42L252 43ZM6 45H7V44H6ZM38 45H39V44H38ZM38 45H37L35 48H33V47L31 46V47H32V49L30 48V50H31V53H30L31 56H32V53H33L34 51H36V50H34V49H38V50H39V48H37ZM80 45H82V43H81ZM86 45H87V44H86ZM86 45H85V48L87 47ZM116 45H117V44H115V46H116ZM40 46L42 47V45H40ZM43 46H44V45H43ZM67 46H68V45H67ZM92 46H93V45H92ZM113 46H114V45H113ZM213 46H214V47H213ZM240 46H241V44H240ZM3 47H4L5 49H10V48H8V47L6 48L5 46H3ZM50 47H51V46H50ZM72 47H74V46L72 45ZM109 47H110V48H109ZM116 47H118V46H116ZM17 48H19V47H17ZM68 48H69V47H68ZM74 48H76V47H74ZM135 48H136V47H135ZM250 48H252V47L250 46ZM250 48L247 49V52H248V50H249ZM41 49H42V48H41ZM60 49H61V48H60ZM70 49H71V48H70ZM86 49H88V47H87ZM89 49H90V48H89ZM205 49H206V50H205ZM3 50H4V49H3ZM18 50H19L20 52H22V51H21V50H22L21 48L18 49ZM27 50H28V49H27ZM27 50H26V51H27ZM38 50H37V51H38ZM43 50H44V49H43ZM54 50H55V49L52 48L51 51L53 52ZM74 50H75V49H74ZM109 50H107V52H108ZM111 50H110V51H111ZM210 50H209V52L216 51L215 49H213V50H211V51H210ZM232 50H233V51H232ZM237 50H238V49H237ZM12 51H14V49H13ZM26 51H25V52L23 51L24 54L26 53ZM44 51H45V50H44ZM51 51H50V52H51ZM75 51H76V50H75ZM82 51H84V50L82 49ZM87 51H88V50H87ZM87 51H86V52H87ZM128 51H129V52H128ZM207 51H208V50H207ZM231 51H232V53H231ZM250 51H252V50H250ZM7 52H8V51H7ZM38 52H39V51H38ZM219 52H218L217 54H219ZM233 52H234V53H233ZM4 53H5V55H6V54L8 55V53H6V50H5ZM4 53H1L0 55L2 56V54H4ZM13 53H14V52H13ZM16 53H17V52H16ZM34 53H35V52H34ZM34 53H33V54H34ZM44 53H45V52H43V54H42V53H41V50H40V54H41L40 56H43ZM79 53H80V52H79ZM122 53H121V54H122ZM252 53H253V52H252ZM254 53H255V52H254ZM261 53H263V51H261ZM9 54H10V53H9ZM27 54L29 55L28 51H27V53H26V56H27ZM73 54H75V53L73 52ZM107 54H108V53H107ZM125 54H123V55H125ZM203 54H204V53H202L201 55H203ZM208 54H210V53H208ZM208 54H207V56H208ZM239 54H242V50H241V53H239ZM14 55H15V54H14ZM14 55H13V56H14ZM46 55H47V53H46ZM123 55H121V56H122L121 58H124ZM126 55H125V56H126ZM204 55H206V54H204ZM244 55H246V54H244ZM251 55H252V54H251ZM253 55H254V54H253ZM15 56H16V55H15ZM31 56H29V58H30ZM50 56H51V55H50ZM103 56H105V55L103 54ZM111 56H112V54H111ZM111 56H110V57H111ZM114 56H115V55H114ZM129 56H127V57H129ZM207 56H206V59L209 57V56H208V57H207ZM214 56L216 57V55H214ZM225 56H226V55H225ZM247 56H249V54H248ZM2 57H4V56H2ZM2 57H1V58H2ZM8 57L10 58V56H8ZM11 57H12V56H11ZM33 57H34V55H33L31 58H33ZM35 57H36V56H35ZM110 57H109V59H110ZM221 57H222V56H221ZM257 57H258V56H257ZM24 58H25V57H24ZM29 58H28V59H29ZM31 58H30V59H31ZM88 58H89V60H92V62L94 61V62H93L94 64L92 63L91 66H92V65H93V66L95 65V60L98 61V63H99V60H100V61H103V63L101 64L102 66H103V65H106V64H107L108 67L111 66V65H108V64H109V59L107 60L108 62H105L106 59H105V60H104V59L101 60L102 56H101V58L98 59V60H97L96 58H95V59H94V58L92 59V57H88ZM90 58H91V59H90ZM105 58H107V56H105ZM113 58H114V57H113ZM113 58H111V60H110L111 63L114 64V62H116V65L114 64L115 67L118 66V68H119V67H120L119 62H118L116 59H113ZM209 58H210V57H209ZM216 58H217V57H216ZM222 58H224V57H222ZM222 58H220V59H222ZM250 58H251V56H250ZM253 58H255V57H253ZM33 59H34V58H33ZM192 59H195V60L193 61ZM206 59H205V61H202V62H204V63H201V62H200V63L203 64V65H205V64H206L205 62L207 61ZM231 59H232V58H231ZM240 59H241V58H240ZM2 60H4V62H5V59H2ZM10 60H11V59H10ZM25 60H27V59L25 58ZM35 60H36V58L34 59V61H33V60H32V61H33V62H37V61H39V60H36V61H35ZM198 60H200V59H198ZM213 60H214V59H212V60L209 59V61H213ZM218 60H219V59H218ZM226 60H228V59H225L224 62L221 60V61L223 62L222 65H223V67H225V68H226L227 66H229V65L227 64V62L230 63V61H231V60H230V61L228 60V61L226 62ZM260 60H261V59H260ZM6 61H7V60H6ZM11 61H12V60H11ZM11 61H9V62H11ZM27 61H29V60H27ZM112 61H114V62H112ZM121 61H120V62H121ZM221 61H218V62H220V64H221V63H222ZM12 62H13V61H12ZM12 62H11V65L13 66V68H15L16 64H15V66H14V64H12ZM24 62H25V61H24ZM104 62H105L106 64H104ZM117 62H118V65H117ZM127 62H128V63H127ZM196 62H197V60H196ZM196 62H195V64H196L197 66H199L200 70H199V68H195L194 66H192V67H193V69H194V68L197 69L196 71L200 73L201 70H202L201 67H202L203 65H201V64L198 65ZM207 62H208V61H207ZM215 62H216V61H215ZM215 62H213V63H215ZM248 62H250V59H249ZM1 63H2V62H1ZM5 63H6V62H5ZM28 63H30V62H28ZM98 63L96 62V64H98ZM100 63H101V62H100ZM129 63H130V64H129ZM140 63H142V64H141V65H138V64H140ZM171 63H172V65H171ZM186 63H187V62H186ZM198 63H199V62H198ZM224 63H225V64H224ZM238 63H240V65H241V62L238 61ZM245 63H246V62H245ZM2 64H3V63H2ZM26 64H27V63H26ZM49 64H50V63H49ZM131 64H132V66H130ZM189 64H191V65H195V64H193V63H189ZM189 64H188V65H189ZM211 64H212V63H211ZM252 64H254V62H252ZM252 64H251V65H252ZM31 65H32V64H31ZM51 65H52V64H51ZM66 65H67V64H66ZM84 65H85V64H84ZM88 65H90V64H88ZM101 65H100V66H101ZM191 65H189V66H191ZM209 65H210V64H209ZM213 65H217V63H216V64H213ZM230 65H231V64H230ZM237 65H239V64H237ZM240 65H239V66H240ZM7 66H8V65H7ZM9 66H10V65H9ZM12 66H11V67H12ZM78 66H79V63H78ZM80 66H81V65H80ZM86 66H87V65H86ZM97 66H98V65H97ZM107 66H106V67H107ZM126 66H127V67H126ZM128 66H129V67H128ZM165 66H167V67H165ZM197 66H196V67H197ZM207 66H208V65L206 64V70H207V68H208ZM253 66H254V65H253ZM253 66L251 67L252 70H254V69H253ZM30 67H32L31 69L33 70V65L30 66ZM35 67H36V66H35ZM52 67H53V65H52ZM54 67H55V66H54ZM89 67H90V66H89ZM89 67H87V68H89ZM103 67H105V66H103ZM103 67H100V68H103ZM163 67H165V68H163ZM185 67H187V64H186ZM254 67H255V66H254ZM257 67H258V66H257ZM0 68H2V67H0ZM98 68H99V67H98ZM98 68H97V69H98ZM118 68H117V69H118ZM121 68H122V66H121ZM121 68H119V69H121ZM141 68H142V67H141ZM187 68H188V67H187ZM187 68H186V69H187ZM217 68H218V67H217ZM217 68H216V69H217ZM238 68H239V67H238ZM240 68H241V67H240ZM242 68H243V67H242ZM247 68H248V67H247ZM9 69H11V68H9ZM40 69H42V68H40ZM78 69H79V68H78ZM82 69L84 70V68H82ZM124 69H123V72H124ZM126 69H125V72L127 73V70H126ZM129 69H128V70H129ZM189 69H190V67L188 68V70H189ZM195 69H194V70H195ZM208 69H209V68H208ZM220 69H223V68L221 67ZM229 69H230V67H228V68H226V69H223V70L226 71V74H225V71H223L225 75H228L227 72L229 71ZM232 69L234 70V66H233ZM236 69H237V67H236ZM12 70H13V69H12ZM14 70H15V69H14ZM14 70H13V71H14ZM16 70L18 71V68H17ZM16 70H15V71H16ZM44 70H45V69H44ZM46 70H47V69H46ZM83 70H81V68H80V71H83ZM91 70H92V69H91ZM167 70H168V69H167ZM191 70H192V69H191ZM198 70H199V71H198ZM212 70H213V69H212ZM218 70H219V69H218ZM227 70H228V71H227ZM237 70H238V69H237ZM239 70H240V69H239ZM244 70H245V68H244ZM255 70H256V69H255ZM17 71H16V72H17ZM33 71H35V72H39V69L37 68V69L35 70V68H34ZM49 71H50V70H49ZM80 71H79V72H80ZM192 71H193V70H192ZM209 71H210V69H209ZM216 71H217V70H216ZM240 71H241V70H240ZM246 71H247V70H246ZM8 72H9V71H8ZM16 72H15V73H16ZM83 72H84V71H83ZM83 72H82V74H83ZM89 72H90V68H89ZM94 72H95V69H94ZM94 72H93V73H94ZM107 72H108V71H107ZM112 72H113V75H114V74H115L114 71H112ZM121 72H122V71H121ZM128 72H129V71H128ZM175 72H177V73H175ZM180 72H181V70H180ZM180 72L177 74V76H178V75L181 76V75L183 74V77H184V75H185V77H186V76L189 77V73H191V72L186 71V70H185L184 72L182 71L181 74H180ZM185 72H188L187 75L185 74ZM197 72H196V73H197ZM207 72H208V70H207ZM217 72H218V71H217ZM217 72H216V73H217ZM220 72H222V71H220ZM223 72H222V73H223ZM235 72H237V71L234 70V75H235ZM58 73H59V72H58ZM85 73H86V72H85ZM85 73H84L83 75H82V74H79V75H82V77H83V76L85 75ZM93 73H92V75H93ZM95 73H96V72H95ZM164 73H165V71H164ZM193 73H195V71H193ZM196 73H195V74H196ZM237 73H238V72H237ZM254 73H255V72H254ZM9 74L12 75V73H9ZM17 74H18V73H17ZM71 74H72V73H71ZM89 74H90V73H89ZM98 74H99V72H98ZM102 74H103V73H102ZM122 74H123V73H122ZM166 74H167V73H166ZM210 74H211V77H213V76L215 75V74L213 73V71H212V73L208 72V75H210ZM212 74H213V76H212ZM240 74H241V73H240ZM248 74H249V73H248ZM11 75H10V76H11ZM19 75H20V70H19ZM21 75H22V74H21ZM28 75H29V74H28ZM47 75H48V74H47ZM79 75H78V77H79ZM196 75L200 76L199 74H196ZM225 75H224V77H226ZM237 75L239 76V74H237ZM246 75H247V74H246ZM246 75H245V77H246ZM8 76H9V75H8ZM12 76H13V75H12ZM17 76H18V75H17ZM51 76H53V75L51 74ZM51 76H49V77H51ZM94 76H95V75H94ZM94 76H93V77H94ZM179 76H178V77H179ZM191 76H192V74H191ZM217 76H218V73H217ZM220 76L222 77V75H220ZM220 76H219V77H220ZM238 76H237V77H238ZM242 76H243V75H242ZM248 76H249V75H248ZM18 77H19V76H18ZM18 77H17V80L19 79ZM53 77H54V76H53ZM87 77H89V76L87 75ZM183 77H182V78H183ZM185 77L183 78V82H182V83H180V82H179L180 84L178 83V84H179V85H178L179 88H180L181 85L184 84L183 89H181V88L179 89V92H180V93L177 92V90H176V94L179 93L180 98H182V97H181V96H182V95H181V91H183V92H184L187 96H189V97H190V95H192L190 91H195V92H196V90H193V87L195 88V86H196V85H195V81H194V80H193L194 82L191 81L192 79H189V78H191V77H189V78H188V77L185 78ZM224 77H223V78H224ZM233 77L235 78V76H233ZM252 77H253V76H252ZM12 78H13V77H12ZM45 78H46V77H45ZM83 78H84V77H83ZM116 78H117V77H116ZM179 78H180V77H179ZM182 78H181L180 80H182ZM187 78L189 79V83H190V81H191L192 83H194V85H192L193 87L190 86V88L192 87V88H191L192 90L189 88V86H187V85H189V84H185V82H184V80H187V81H188ZM208 78L210 79L209 76H208ZM238 78H239V77H238ZM249 78H250V77H249ZM257 78H258V77H257ZM1 79H2V77H1ZM13 79H14L13 81H16V80H15V77H14ZM43 79H44V78H43ZM48 79H49V78L47 77V80H48ZM85 79H86V78H85ZM92 79H93V78H92ZM224 79H225V78H224ZM227 79L229 80V77H228ZM236 79H237V78H236ZM21 80H22V79H21ZM44 80H45V79H44ZM87 80H88V79H87ZM95 80H97V79L95 78ZM213 80H214V77H213ZM213 80H212V81H213ZM4 81H5V80H4ZM11 81H12V80H11ZM164 81H165V82H164ZM166 81L168 82V85H167V82H166ZM187 81H186V82H187ZM225 81H226V84H227V80H225ZM234 81H235V80H234ZM237 81H238V79H237ZM244 81H246V80H244ZM254 81H255V80H254ZM254 81H253V82H254ZM7 82H8V81H6L5 83H7ZM20 82H21V81H20ZM22 82H23V81H22ZM24 82H25V81H24ZM36 82H37V81H36ZM108 82H110V81H108ZM173 82H174V83H173ZM197 82H198V80H197ZM215 82L217 83L218 81H215ZM219 82H221V81H219ZM232 82H233V81H232ZM235 82H236V81H235ZM255 82H257V81H255ZM10 83H11V82H10ZM17 83L19 84V81H18ZM40 83H41V85H42L43 81L40 80ZM45 83H47L46 80H45L44 84H45ZM62 83H63V82H62ZM78 83H79V82H78ZM87 83H88V82H87ZM90 83H91V82H90ZM154 83L157 84V88H158L159 85H161V83H163V85H161L160 87H163V86H164V87H163V88H160V87H159V89H158V90H160V91L163 90V92H162V91H161V92H160V91L158 92V91L155 90L156 92H158V93L156 94L155 91H154V88H155V86L153 85ZM165 83H166V84H165ZM170 83H171V84H170ZM192 83H191V84H192ZM206 83H207V81H206ZM237 83H238V85H239V82H237ZM258 83H259V82H258ZM55 84L57 85V82H55ZM104 84H105V83H104ZM108 84L110 85V83H108ZM108 84H107V85H108ZM151 84H152V85H151ZM210 84H211V83H210ZM210 84H208V86H209ZM224 84H225V82L222 83V86H224ZM226 84H225V86H226ZM240 84H241V83H240ZM246 84H247V83H246ZM248 84H250V83H248ZM256 84H257V83H256ZM260 84H262V82H261ZM12 85H13V84H12ZM38 85H40V84L38 83ZM41 85H40V86H41ZM123 85H124V86H123ZM174 85H173L172 87H170V88H171L170 90H168L169 93L171 94L170 98L172 97L173 101H174L175 97L179 99V97H178L179 95H178V94H177V96H173V95H174V92H175V89H176V88H175V89H172V88L175 87ZM185 85H186L190 90H188V88H187ZM212 85H214V86L212 87L213 91H211V92H212V93H211L212 95L214 94V93H213L214 91H215L216 93H218L219 90H221V93L219 92V94L221 95V94H222V90L225 89V86H224V88L221 87V89H218V92H217L216 90H214V89H216L214 82H212V84H211L210 86H212ZM216 85H218V87H219L220 84L218 83V84H216ZM230 85H231V84H229V86H226V88L229 87L228 89H230ZM236 85H237V84H236ZM252 85H253V84H252ZM254 85H255V84H254ZM257 85H258V84H257ZM24 86H25V85H24ZM146 86L148 87L149 85H146ZM153 86H154V88H152ZM262 86L264 87L263 84H262ZM262 86H260V87H262ZM103 87H104V86H103ZM137 87H139L140 89H139V88L137 89ZM181 87H182V86H181ZM184 87H186V88L184 89ZM206 87H207V85H206ZM214 87H215V88H214ZM234 87H236L235 84H234ZM237 87H239V86H237ZM250 87H251V86H250ZM27 88H28V87H26V92H27V91L29 92V89L27 90ZM47 88H48V87H47ZM47 88H46V89H47ZM105 88H104V89H105ZM108 88H109V89L111 88V89L109 90ZM121 88H122V89H121ZM128 88H130L131 90H129ZM157 88H155V89H157ZM202 88L204 89V91H206L205 88L203 87V85H202V87H201L200 89H202ZM209 88H210V87H209ZM209 88H208V90H209ZM245 88H248V87H245ZM251 88H252V87H251ZM253 88H257V86L255 85V87L253 86ZM0 89H1V88H0ZM44 89H45V88H44ZM51 89H52V88H51ZM82 89H83V88H82ZM96 89H97V91L99 90L98 88H96ZM132 89H134V92H133V93H132ZM135 89H136L138 92H137ZM210 89H211V88H210ZM241 89H242V87H241ZM40 90H42V88H41ZM47 90H48V89H47ZM173 90H174V91H173ZM180 90H181V91H180ZM185 90H187V92H185ZM208 90H207V91H208ZM249 90H250V89H249ZM252 90H253V89H252ZM8 91L10 92V90H7V92H8ZM33 91H34V90H33ZM33 91H32V92H33ZM49 91H50V90H49ZM60 91H61V90H60ZM90 91H91V90H90ZM97 91L93 90L92 93L97 92ZM110 91H111V92H110ZM164 91H165L166 93H165ZM172 91H173V92H172ZM227 91H228V93H229L230 91H231L230 93H232V88L230 89V91H229V90H227ZM227 91H226V93H227ZM236 91H238V90L236 89ZM253 91H255V90H253ZM253 91H252V92H253ZM7 92H5V93H7ZM39 92H40V91H39ZM47 92H48V91H47ZM47 92H46V94H49V93H47ZM53 92L55 93V92H59V91H56V90H55V91H53ZM53 92H50L49 95H51V93H53ZM88 92H89V91H88ZM223 92H224V90H223ZM244 92H245V91H244ZM250 92H251V91H250ZM2 93H3V92H2ZM5 93H4V94H5ZM29 93H30V92H29ZM54 93H53V95H52L53 98H54V96H56V97H57V96H58V97L61 96V97H62V94H61L60 92L58 93V94H60V95H57V94L54 95ZM64 93H66V92L64 91V92H63V95H64ZM92 93H91L90 95H95V94H92ZM99 93H100V92H99ZM136 93H137V94H136ZM172 93H173V95H172ZM184 93H183V94H184ZM192 93H193V92H192ZM196 93H197V92H196ZM199 93H200V91L198 92V94H199ZM202 93H204L203 90H202ZM206 93H207V92H206ZM206 93H204L203 96H206V98H207V96H208L207 94H209L210 92L207 93V94H206ZM226 93H224V94H226ZM236 93H238V92H236ZM10 94H11V93H10ZM30 94H31V93H30ZM30 94H28V95L30 96ZM35 94H37V93L35 92ZM122 94H121V95H122ZM153 94H155V95H153ZM158 94H159V95H158ZM164 94H165V96H164ZM170 94H169V95H170ZM224 94H222V95H224ZM256 94H257V93H255V95H256ZM0 95H1V91H0ZM7 95H8V94H7ZM11 95H12V94H11ZM23 95H24V94H23ZM42 95H43V94H42ZM42 95H41V96H42ZM44 95H45V94H44ZM134 95H133V96H134ZM157 95H158V96H157ZM162 95H163V96H162ZM214 95H215V96H216V95L218 96V94H214ZM214 95H213L212 97H215ZM233 95H234V94H233ZM240 95H241V94H240ZM257 95H258V94H257ZM259 95H261L260 92H259ZM2 96H3V95H2ZM2 96H1V97H2ZM4 96H6V94H5ZM13 96H14V95H13ZM33 96H34V95H33ZM33 96H32V97H33ZM38 96H40V94H39ZM45 96H47V95H45ZM52 96H51V97H52ZM69 96H70V95H69ZM127 96H129V95H127ZM133 96H132V97H133ZM135 96H134V97H135ZM138 96H139V95H138ZM150 96H152V97H156V96H157V97H159V99H158V98H157V99H156V98H151ZM203 96H202V99H201V95L199 94V98H200L199 100H203ZM228 96L231 97V95H229V94L227 95V94H226L224 100H225L226 97H228ZM237 96H238V94H237ZM246 96H247V95H245L244 97L247 98ZM248 96H249V95H248ZM262 96H264V95H262ZM18 97H20V96H18ZM49 97H50V96H49ZM51 97H50V98H51ZM58 97H57V98H58ZM61 97H60V98H61ZM92 97H93V96H92ZM97 97H98V96H97ZM113 97H112V98H113ZM123 97H124V99H123V101L121 102V104H122V109H121L122 112L134 108L133 112L135 113V111H136L135 108L139 107V104H141L140 101H139V102L137 101L139 98L135 97V98H136V100H135L136 103H134V101H133L132 98H129V99H128V98H126L125 95H124V96L122 95V98H123ZM129 97H131V95H130ZM134 97H133V98H134ZM143 97H145V98L143 99ZM160 97H164V98H163V100L165 99L164 102H165V103L168 102V103L164 104L163 106H162V105H159L158 103H160V102L163 103V102H162L163 100H162ZM189 97L186 98L185 96H183V98H185L186 100L189 99ZM212 97H211V101L214 102V100H213ZM221 97H222V96H221ZM230 97H229V98H230ZM257 97H259V96H257ZM2 98H3V97H2ZM2 98H0V99H2ZM6 98H7V97H6ZM60 98H59V100H60ZM63 98H64V97H63ZM63 98H61L60 101H62ZM65 98H66V96H65ZM84 98H85V97H84ZM101 98H102V97H101ZM183 98L181 99L182 101H183ZM190 98L192 99V100L190 101V102H191L190 104L192 105V104H193L192 102H193L194 99H193V97H190ZM218 98H219V96H218L216 99H218ZM229 98H227V100H228ZM233 98H236V97L233 96ZM242 98H243V95H242ZM248 98H249V97H248ZM260 98H262V97H259V100H260ZM263 98H264V97H263ZM95 99H96V98H95ZM97 99H98V98H97ZM102 99H103V98H102ZM119 99H121V98H119ZM155 99H156L157 101H156ZM172 99H171V100H172ZM185 99H184V100H185ZM231 99H232V98H231ZM236 99H237V98H236ZM238 99H239V98H238ZM238 99H237L236 101H238ZM249 99H250V98H249ZM252 99H253V96H252ZM254 99H255V98H254ZM28 100H29V99H28ZM145 100H146V101H145ZM158 100H161V101L158 102ZM189 100H190V99H189ZM197 100H198V98H197ZM207 100L209 101V97H208ZM219 100H220V99H218V102H219ZM229 100H230V99H229ZM250 100H251V99H250ZM262 100H263V99H262ZM8 101H9V100H8ZM11 101L14 102L15 100L13 99V100H11ZM60 101H59V102H60ZM85 101L87 102V100H85ZM96 101H97V100H96ZM175 101H176L177 103H180V102H178V101H180V99H179V100H176V99H175ZM182 101H181V102H182ZM187 101H188V100H187ZM187 101H185V102H187ZM232 101H233V100H232ZM241 101H242V100H241ZM243 101L246 102V99L243 100ZM243 101H242V102H243ZM253 101H254V100H253ZM4 102H5V101H4ZM4 102H3V103H4ZM116 102H117V101H116ZM116 102H114V103H116ZM195 102H196V103H197V102L199 103L200 101H195ZM218 102H217V100H216V101L213 103V105L215 104L214 106H216V103H217V106H216L217 109L212 105V103H211L212 106L210 105V107H211V108L214 107L216 110H218V107H219L218 104H219L221 101H220L219 103H218ZM233 102H234V101H233ZM30 103H31V102H30ZM36 103H37V102H36ZM62 103H63V102H62ZM118 103H119V101H118ZM118 103H116V104H118ZM137 103H138V104H137ZM161 103H160V104H161ZM201 103H202V101H201ZM201 103L198 105L199 107H197V106H195V107H197V108L203 107L204 104L202 103V104H203V105H202ZM227 103H228V102H226V104H227ZM230 103H232L231 100H230ZM230 103H228L229 106H231ZM237 103H238V102H237ZM237 103H235V105H236ZM239 103H240V102H239ZM243 103H244V102H243ZM250 103H251V102L249 101V105H250ZM258 103H259V102H258V100H257V102H255L254 104H255V105L257 104V107H258V105H259ZM8 104H9V103H8ZM14 104H17V103L14 102ZM14 104H13V105H14ZM38 104H39V103H38ZM56 104H57V103H56ZM86 104H87V103H86ZM105 104H106V103H105ZM142 104H143V103H142ZM173 104L175 105V103H173ZM173 104H172V106H174ZM180 104H181V103H180ZM180 104H179V105L177 104L178 107L180 106ZM186 104H187V103H186ZM194 104H195V103H194ZM194 104H193V105H194ZM208 104H210V102H208ZM228 104H227V105H228ZM244 104H245V103H244ZM244 104H243V105H244ZM252 104H253V103H252ZM252 104H251V105H252ZM260 104H261V103H260ZM36 105H37V104H36ZM43 105H44V103H43ZM119 105H120V103H119ZM135 105H136V107H134ZM177 105H176V107H175L176 109H178V108H177ZM188 105H189V104H187V106H185V104L182 103V106H185L186 108L189 107ZM191 105H190V106H191ZM195 105H196V104H195ZM200 105H201V106H200ZM224 105H225V103H224ZM241 105H242V104H241ZM247 105H248V104H247ZM251 105H250V106H251ZM11 106H12V105H11ZM14 106H15V105H14ZM30 106H31V105H30ZM30 106H29V107H30ZM34 106H35V105H34ZM44 106H45V105H44ZM44 106H43V107H44ZM58 106H60V105L58 104ZM63 106H64V105H63ZM63 106H61V108H62ZM161 106H162V107H161ZM166 106H169V108H168V107L166 108ZM182 106H181V107H182ZM225 106H226V105H225ZM236 106H237V105H236ZM245 106H246V104H245L244 106H242V107H245ZM252 106H253V105H252ZM261 106L263 107V105H261ZM43 107H42V108H43ZM185 107H182V108H185ZM227 107H228V106H227ZM239 107H240V106H239ZM239 107H238V108H239ZM242 107H240V108H242ZM246 107H247V106H246ZM246 107H245V108H246ZM14 108H16V107H14ZM32 108H33V107H32ZM32 108H31V110H30L31 112H32L33 110H36L38 107H37L36 109H32ZM34 108H35V107H34ZM39 108H40V107H39ZM65 108H66V107H65ZM73 108H75V107H73ZM120 108H121V107H120ZM179 108H180V107H179ZM192 108H193V107L187 108V109H188V112H190L191 110L193 111ZM205 108H206V106H205ZM205 108L203 109V111L205 110ZM214 108H213V109H214ZM219 108H220V107H219ZM228 108H229V107H228ZM259 108L261 109L260 105H259ZM21 109H22V108H21ZM28 109H30V108H28ZM43 109H45V107H44ZM75 109H76V108H75ZM75 109H74V110H75ZM171 109L174 110L173 108H171ZM171 109H169L170 112H172ZM180 109H181V108H180ZM213 109H212V110L209 109L210 112H211V114L214 113V110H213ZM231 109H232V108H231ZM233 109H234V108H233ZM233 109H232V110H233ZM252 109H253V107H252ZM9 110H10V109H9ZM37 110H38V109H37ZM65 110H66V109H65ZM200 110H201V108L199 109V111H200ZM219 110H220V109H219ZM221 110H222V108H221ZM221 110H220V111H215V112H216V113H217V112H221ZM244 110H245V109H244ZM261 110L263 111V109H261ZM47 111H48V110H47ZM66 111H67V110H66ZM84 111H85V110H84ZM88 111H89V109H88ZM177 111H179V109L176 110V112H177ZM186 111H187V110H186ZM192 111H191V112H192ZM212 111H213V112H212ZM223 111H224V110H222V113H221L222 115H221V116H223V117L225 116L224 118H225V120H226V115H224V114H226V112H225V111L223 112ZM228 111H229V109H228ZM242 111H243V110H242ZM242 111H240L239 115L241 114ZM248 111H249V110H248ZM253 111H254V109L252 110V112H253ZM28 112H29V111H28ZM38 112H40V111H38ZM44 112H45V110H44ZM80 112H81V111H80ZM163 112L160 110L159 115H161V116H159V120H156V118H153L154 123H155V121H156V122H157V121H160V119L162 118V116H163L162 119H165V118L167 119V118L169 117V115H171V116L174 117V119L172 118V119H173V120H172L171 118H170V119L168 118V120H164V121L162 122V124L159 125V127L157 126L158 129H156V130H161V129H162L163 132H164V131L166 132V131H170V130H171L175 135H178V134L183 135V138H184V136H185V138H186L187 140L189 139V141H192V140H193V141L195 142V139H193V137H194L193 131H194V130L192 131L191 128L194 126L193 123H195V126L197 127L196 122L200 123V121H197L196 119H195V121L192 120V124H193V125H192V124H189V125H192V126H191V127H188V126H189L188 123H190V122H188V121H189V119H190V121H191V118H187L186 121H185V118H184V117H190V116L193 117V118H195V116H194L195 114H194L193 116H192V115L188 116L189 114H188V112H186L188 115H187V114H186V116H185V115H182V116H184V117H181V118H182V119L184 118V122H186V123L188 122V123L186 124V125H188V126H183V123L181 122L182 127H180V126H181L180 124H179V126H176V124H177L178 121L180 122L181 119H177L178 121L175 120V118H178V117H179V116L177 115L178 112H177L175 115H174V112L170 114L169 111L166 112V113H169V114H167V115H163V114H164ZM180 112H181V110L179 111V113H180ZM182 112H183V111H182ZM191 112H190V113H191ZM193 112H194V111H193ZM193 112H192L191 114H193ZM201 112H202V111H201ZM205 112H207V109H206V111H204V113H205ZM210 112H209V114H210ZM234 112H235V111H234ZM238 112H239V111H238ZM245 112H246V110H245ZM245 112H242V114H243L244 116H246ZM252 112H251V113H252ZM254 112H255V111H254ZM13 113H14V112H13ZM19 113H20V112H19ZM47 113H48V112H47ZM136 113H137V112H136ZM160 113H161V114H160ZM184 113H185V112H184ZM194 113H196V111H195ZM198 113H200V112H198ZM198 113L196 114V117H197ZM204 113L198 115V116H199V117H198V120H201V121H202V118H201V119H199V118H200L201 115L203 116ZM216 113L214 114L215 116L212 114L213 117H211V118L214 119V120H216L215 117H217V116H216ZM227 113H228V112H227ZM230 113H231V111H230ZM236 113H237V110H236ZM248 113H249V116H251V117H249V118H250V119H253L252 116L254 115V113H252V115H250V111H249ZM256 113H257V112H255V115H257ZM32 114H33V113H32ZM52 114H55V112L52 113ZM106 114H107V113H106ZM106 114H105V115H106ZM205 114H206V113H205ZM207 114H208V113H207ZM209 114H208V115H209ZM234 114H235V113H234ZM0 115H1V114H0ZM40 115H41V114H39V116H40ZM49 115H50V114H49ZM65 115H66V113H65ZM75 115H77V114H75ZM107 115H108V114H107ZM140 115H141V113H140ZM144 115H145V114H144ZM153 115H154V114H153ZM176 115H177V117H175ZM212 115H210V116H212ZM218 115L220 116L219 113H218ZM228 115H229V114H228ZM9 116H10V115H9ZM21 116H22V115H21ZM31 116H32V115H31ZM39 116H38V117H39ZM55 116H56V115H55ZM55 116H54V117H55ZM77 116H78V115H77ZM80 116H81V115H80ZM155 116H156V114L154 115V117H155ZM164 116H165V117H164ZM167 116H168V117H167ZM219 116H218V118H219ZM4 117H5V116H4ZM6 117H7V116H6ZM17 117H18V115H17ZM23 117H24V116H23ZM23 117H22V118H23ZM42 117H43V115H42ZM52 117H53V116H52ZM66 117H68V116L66 115ZM66 117H64V118H66ZM81 117H83V116H81ZM89 117H90V116H89ZM105 117H106V116H105ZM160 117H161V118H160ZM208 117H209V116H208ZM235 117H236V116H235ZM43 118H44V117H43ZM43 118H42V120H43ZM74 118H75V117H74ZM125 118H126V117H125ZM132 118H133V117H132ZM193 118H192V119H193ZM204 118H207V116L204 115ZM204 118H203V119H204ZM224 118L221 117V120H220V119L217 120V123H218V124L215 123V128H216V130H215V128H214V125H212V128H214L215 133L218 134V135H219L221 132L217 129L216 125L219 126V125L221 124V126H219L220 128L218 127L220 130H221V128H223V126H224V128H225V125H223V123L225 122ZM254 118H257V117H254ZM1 119H2V115H1V117H0V120H1ZM33 119H34V118H33ZM90 119H92V118H90ZM127 119H128V118H127ZM127 119H126V120H127ZM134 119H136V117H135ZM134 119H132L131 122H134V121H133ZM162 119H161V120H162ZM222 119H223L224 121H223ZM240 119H241V117H240ZM240 119H238V120H240ZM17 120H19V119H17ZM39 120H40V119H39ZM46 120H48V119H46ZM60 120H62V119H60ZM63 120H64V119H63ZM83 120H84V119H83ZM137 120H138V121H137ZM137 120H136V122H134V123H136V124L138 123V124H139V122H141V120L139 119V117H138ZM174 120L177 121V122H175ZM206 120H207V119H206ZM206 120L204 119L202 122H204V123H206V124H207L208 121L210 122V124H211V122H214L213 120H212V121H210L209 119H208V121H206ZM254 120H257V119H254ZM258 120H260V117H259ZM258 120H257V121H258ZM261 120H262V119H261ZM261 120H260V122H263V123H264V120H262V121H261ZM1 121L6 122V119L3 118V120H1ZM19 121H22V120H19ZM31 121H32V120H31ZM35 121H36V120H35ZM35 121H34V124L36 123ZM37 121H38V120H37ZM48 121H49V120H48ZM48 121H46V122L48 123ZM78 121H79V120H78ZM90 121H91V120H90ZM151 121H152V120H151ZM181 121H183V120H181ZM4 122H3V123H4ZM15 122H18V121H15ZM22 122H23V121H22ZM43 122H45V120H44ZM46 122H45V124H46ZM50 122H51V121H49V126L52 127V124H50ZM62 122H64V121H62ZM65 122H67V121H65ZM65 122H64V123H65ZM82 122H83V121H82ZM91 122H93V121H91ZM142 122H144V121H142ZM160 122H161V121H160ZM215 122H216V121H215ZM219 122H220V124H219ZM222 122H223V123H222ZM260 122L258 121V124H259ZM1 123H2V122H1ZM7 123H8V122H7ZM12 123H13V122H12ZM19 123H20V122H18V125H19ZM38 123H39V122H38ZM51 123H52V122H51ZM69 123H70V122H69ZM77 123H78V122H77ZM86 123H87V121H86ZM157 123H158V122H157ZM175 123H176V124H175ZM263 123H260V125L263 124ZM5 124H6V123H5ZM16 124H17V123H16ZM20 124H21V123H20ZM36 124H37V123H36ZM36 124H35V125H36ZM39 124H40V123H39ZM159 124H160V123H159ZM210 124H209V125H210ZM212 124H214V123H212ZM224 124H225V123H224ZM245 124H246V123H245ZM13 125H14V124H13ZM23 125H24V123H23ZM46 125H48V124H46ZM68 125H69V124H68ZM68 125H67V127H68ZM88 125H89V124H88ZM97 125H98V124H97ZM184 125H185V124H184ZM199 125H200V124H199ZM222 125H223V126H222ZM233 125H234V124H233ZM243 125H244V124H243ZM7 126H8V125H7ZM49 126H47V127H49ZM206 126H207V125H206ZM206 126H205V124H204V127H205V128H204V127H203V123H202V126H199V127H203L204 129H206ZM227 126H228V125H227ZM237 126H238V128H239V125H237ZM263 126H264V125H263ZM21 127L23 128L22 125H21ZM21 127L19 128V127L16 126L17 129H22ZM75 127H76V126H75ZM75 127H73V128L70 127V128L73 129L74 132H75V129H76ZM86 127H87V126H86ZM196 127H195V129H196ZM199 127H198V128H199ZM209 127H210V126H209ZM209 127L207 126V130H206V131H203V134H205V132H208V131H209ZM241 127H242V126H241ZM244 127H245V125H244ZM258 127H259V126H258ZM54 128H55L54 132L57 131V133H59V134H60V132L63 131V129H62L63 126H62V128L60 127V128L62 129V130L60 129L61 131H60L59 129L56 130L57 127H55V126H54L53 128H51V129H50V128H49V129H50V130H53ZM58 128H59V127H58ZM70 128H69V129L67 128V129H68L67 131H69ZM82 128H83V126H82ZM102 128H103V126H102ZM193 128H194V127H193ZM203 128H202V130H203ZM212 128H210V131H211V130L213 131ZM232 128H233V126L231 125V129H232ZM236 128H237V127H236ZM242 128H243V127H242ZM242 128H239V129H237V130H240V129H242ZM254 128H255V127H254ZM260 128H261V126H260ZM25 129H26V128H25ZM39 129H40V130H39L40 132H39V131H38V132L41 134L40 136H42V133H41L42 130H41V129H43V127H42V128H39ZM95 129H96V127H95ZM199 129H200V128H199ZM199 129H198V130H199ZM245 129H247V128L245 127ZM64 130H65V129H64ZM156 130H154V131H152V132H150V130H148V131H149V133H148V134H149V135H148L149 138L152 137V134L155 133ZM196 130H197V129H196ZM196 130H195V131H196ZM200 130H201V129H200ZM217 130H218L220 133L217 132ZM227 130H229V129L227 128ZM250 130H251V128L248 129V131H250ZM19 131H20V130H19ZM58 131H60V132H58ZM70 131H71V130H70ZM70 131H69V132H70ZM76 131H77V130H76ZM78 131H79V130H78ZM85 131H87V130H85ZM97 131H99V130H97ZM212 131H211V132H212ZM221 131H222V132H226L224 129H222ZM261 131H263V130L261 129ZM7 132H8V131H7ZM10 132H11V131H10ZM12 132H13V131H12ZM20 132H21V131H20ZM38 132H37V133H38ZM44 132H45V131H44ZM50 132H51V131H50ZM63 132H64V131H63ZM198 132H199V131H198ZM201 132H202V131H201ZM239 132H240V131H239ZM241 132H242V133H241V135H242V134H244L245 131H244V132L241 131ZM22 133H23V132H22ZM22 133H21V134H22ZM35 133H36V131H35ZM80 133H81V132L79 131L78 134H80ZM124 133H125V131H124ZM199 133H200V132H199ZM213 133H214V132H213ZM215 133H214V134H215ZM232 133H233V132H232ZM252 133H253V134H254V133L256 134V131L254 130V132H252ZM252 133L249 134L248 132H246L245 135L247 134L248 137H249V135H251L250 137H252V135H253ZM0 134H1V133H0ZM17 134H18V132H17ZM17 134H16V139L19 138V136L21 135V134H20V135H17ZM62 134H63V137H66V136H65V133H62ZM68 134H69L70 137H71L72 135H74L73 138L78 139V137H80V135H81L82 133H81L79 136H77V137H75L76 132H75V133H68ZM78 134H76V135H78ZM83 134H84V133H83ZM190 134L193 135V136H192V140H190V136H191ZM211 134H212V133H211ZM216 134H215L214 136L217 137L218 135H216ZM237 134H238V131H237ZM237 134H236V135H237ZM239 134H240V133H239ZM257 134H260V130H259V129H258ZM257 134H256L255 136H254V135H253V136H254L255 138L258 139V141H259V145H260V142H264L263 139H262V136H264V133H263L262 136H260V138H259V137H256ZM91 135H92V134H91ZM105 135H107L106 132H105ZM150 135H151V136H150ZM186 135H187V137H186ZM197 135H198V133H197ZM199 135H200V134H199ZM209 135H210V134H209ZM233 135H234V134H233ZM22 136H23V135H22ZM33 136H34V135H33ZM33 136H32V137H33ZM44 136H45V133H44ZM81 136L83 137V135H81ZM87 136H88V134L86 135L85 140L87 139ZM92 136L94 137V135H92ZM103 136H104V135H103ZM163 136H164V135H163ZM163 136H162V137H163ZM200 136H202V135H200ZM205 136L207 137V136H208V133H206V134L203 135L202 137L204 138ZM210 136H211V135H210ZM210 136H208V137H210ZM214 136L212 135V137H214ZM220 136H221V135H220ZM242 136H243V135H242ZM242 136L239 135V137H237V138H238V140H240V141L242 140V143H243ZM10 137H11V136H10ZM23 137H24V136H23ZM42 137H43V136H42ZM70 137L68 138V141L70 140ZM120 137H121V136H120ZM188 137H189V138H188ZM196 137H197V136H196ZM254 137H252V138H254ZM38 138H39V137H38ZM149 138H148L149 142L153 140L152 138H151V140H150ZM158 138H159V137H158ZM194 138H195V137H194ZM198 138H199V136H198ZM210 138H211V137H210ZM210 138H209V139H210ZM217 138H218V140H219V137H217ZM243 138H244V137H243ZM21 139H22V137L20 138V141H21ZM29 139H30V137H29ZM42 139H43V138H42ZM42 139H41V140H42ZM46 139H47V138H46ZM62 139H63V138H62ZM65 139H66V138H65ZM83 139H84V138H83ZM90 139H91V137H90ZM173 139H174V138H173ZM221 139L223 140L222 136H221V138H220L219 141H221ZM230 139H231V138H230ZM244 139H245V141H244L245 144H250V145H251L252 142H253V141L250 142L251 139L249 140V138H247V136H245ZM246 139H247V140H246ZM259 139L262 140V141H260ZM32 140H33V139H32ZM41 140H40V141H41ZM112 140H113V138H112ZM148 140H147V142H148ZM156 140L158 141L157 138H156ZM159 140H160V139H159ZM165 140H166V139H165ZM174 140H175V139H174ZM176 140H177V138H176ZM176 140H175V141H176ZM187 140H185V141H187ZM196 140H197V139H196ZM198 140H199V139H198ZM207 140H208V139H207ZM210 140H212V141H209V140H208L209 142L207 141V143H210V145L213 143V145H214V142H213V141L216 140L215 137L212 138V139H210ZM226 140L228 141V139H226ZM248 140H249L250 143L248 142ZM7 141H8V143H9V141L12 142V141H15V140L12 139V140H7ZM30 141H31V140H30ZM47 141H49V138L47 139ZM61 141H62V140H61ZM64 141H65V140H64ZM71 141L74 142V146H75V141H74V139H73V140L71 139ZM83 141H84V140H83ZM100 141H101V140H100ZM157 141L153 140L152 142L155 143V142H157ZM189 141H187L186 143H188ZM193 141H192V143H193ZM204 141H206V138H205ZM235 141H236V140H235ZM246 141H247V142H246ZM3 142H4V141L2 140L1 143H3ZM18 142H19V141H18ZM31 142H32V141H31ZM51 142H52V140L50 139L49 143H51ZM196 142L198 143V141H196ZM211 142H212V143H211ZM15 143H16V142H15ZM15 143H11V144H12V146H13V144H14L15 147L17 148V150H18L19 147H18V145L15 144ZM19 143H20V142H19ZM19 143H18V144H19ZM33 143H34V142H32V145H33ZM52 143H53V142H52ZM52 143H51L50 145H52ZM82 143H84V142H82V140H81V144H82ZM109 143H110V142H109ZM160 143H161V142H160ZM162 143H163V142H162ZM190 143H191V142H190ZM192 143H191V144H192ZM197 143H196V144H197ZM221 143H222V148H223V142H221ZM227 143H228V142H227ZM227 143H225V145H226ZM3 144H4V143H3ZM86 144H87V143H86ZM150 144H151V143H150ZM157 144L159 145V142H158V143H155V147H156ZM163 144H164V143H163ZM181 144L183 145L184 143L182 142ZM181 144H180V145H181ZM193 144H194V143H193ZM198 144H200V142H199ZM215 144H216V146L214 145L215 150H216V147H217V151L213 150V151L215 152V154H214V153L210 154V152H209V151H210V147H209V151H207V147L204 146V147H206V150L204 151V153L207 151V152L210 154V155H207V152L205 153L207 157H209V156H210V158L212 157L211 159H212V161H213V164H214V160H216L215 158L218 157V153H219L218 150L220 149L219 146H217V145H219V144H218V143H215ZM261 144H264V143H261ZM6 145H8V144H6ZM20 145H21V150H22V149L24 148L23 146L26 145V144H23V140H22V144H20ZM22 145H23V146H22ZM36 145H37V144H34V147H36ZM44 145H45V144H44ZM44 145H43V146H44ZM71 145H72V144H71ZM90 145H92V144H90ZM95 145H96V144H95ZM130 145H131V144H130ZM158 145H157V146H158ZM188 145L190 146L189 143H188ZM241 145H242L241 147L244 148V150H245V148H246V151H244V150L242 149V150H243L242 152H244V153L247 152V153L249 154L250 149H251V148H249L250 146L245 145V147H244L243 144H241ZM2 146H3V145H2ZM37 146H38V145H37ZM132 146H133V144H132ZM159 146H161V145H159ZM162 146H163V147H162ZM162 146H161L162 148H165V145H162ZM166 146H167V145H166ZM192 146H194V145H192ZM192 146H191V147H192ZM195 146H198V145H195ZM200 146H201V145H200ZM200 146H199V148H201V149L203 148V149H204V147H200ZM228 146H229L228 144H227V146H225V148L227 147V150H228ZM246 146H247L248 148H247ZM251 146L253 147V144H252ZM38 147H40V146H38ZM38 147H37V148H38ZM44 147H45V146H44ZM48 147H49V146H48ZM58 147H59V146H58ZM68 147H69V145H68ZM68 147H67V148H68ZM94 147H95V146H93V148H94ZM96 147H97V146H96ZM102 147H103V146H101V148H102ZM133 147H134V146H133ZM136 147H138V146L136 145ZM161 147H159V148L162 149ZM180 147H181V146H180ZM254 147H255V146H254ZM254 147H253V149L251 150L253 153L255 152ZM261 147H262V146H261ZM261 147H255V149L257 148V152L259 153L260 156H262V154H264V153L261 152L262 149L259 150V148H261ZM41 148H42V147H40V148H39L40 150H39V149H38V150L41 151ZM45 148H46V147H45ZM45 148H44V149H45ZM89 148H90V147H89ZM93 148H90V149L93 150ZM118 148H119V147H118ZM128 148H129V146H128ZM156 148H157V147H156ZM159 148H157V149H159ZM168 148H169V147H168ZM197 148H198V147H197ZM229 148H230V147H229ZM263 148H264V147H263ZM7 149H8V148H7ZM12 149H13V151L15 150V148H12ZM35 149H36V148H35ZM35 149H33V150H35ZM42 149H43V148H42ZM44 149H43V150H44ZM47 149H48V148H47ZM98 149H99V148H98ZM131 149H133V148H131ZM165 149H166V148H165ZM181 149H182V147H181ZM194 149L198 152V150H197L195 147H194ZM201 149H200V150H201ZM21 150L19 149V152L16 151L15 153L20 154L21 157L23 156V158H20L19 155H18V156H15V155H17V154L13 155V153H12V155H13L12 157H13L14 159H15V157H17V159L20 158V159H22L23 161L25 160L26 162H28L27 159H28L29 157L27 156L28 158L25 157L26 159H24V156H26V155L24 154V149H23V151H21ZM29 150H31V149L29 148L28 151L26 150V152L29 153ZM36 150H37V149H36ZM43 150H42L41 152H43ZM48 150H49V149H48ZM50 150H51V149H50ZM102 150H105V149L102 148ZM120 150H121V149H120ZM135 150H136V149H135ZM135 150H134V151H135ZM162 150L164 151V149H162ZM162 150H161V152H163ZM183 150H184V149H183ZM200 150H199V152H201ZM222 150H223V149H221L220 151H222ZM248 150H249V151H248ZM253 150H254V151H253ZM258 150H259V151H258ZM45 151H46V149H45ZM94 151H95V152H94ZM107 151H108V149H106V152H107ZM171 151H173V150H171ZM171 151H168V152H171ZM223 151H224V150H223ZM229 151H230V150H229ZM231 151H232V149H231ZM263 151H264V149H263ZM10 152H12V150H11ZM20 152H23V153H20ZM26 152H25V153H26ZM31 152H32V151H31ZM31 152H30V153H31ZM41 152H39V153H41ZM90 152H91V150H90ZM92 152L95 153V155H96V154H103V153H102L103 151H102V152H101V151H99V152L97 151V153H96V150H93ZM138 152H139L140 154H142L140 151H138ZM166 152H167V151H166ZM166 152H165V153H166ZM168 152H167V154L169 155ZM199 152H198L197 154H199ZM216 152H217V156H216ZM225 152H226V151H225ZM236 152H238V150H237ZM260 152H261V154H260ZM30 153H29V155H30ZM33 153H34V152H33ZM37 153H38V151H37ZM43 153H44V152H43ZM48 153H49V152H48ZM48 153H46V155H47ZM114 153H115V152H114ZM188 153H189V152H188ZM195 153H196V152H195ZM201 153H202V152H201ZM204 153H202V154L204 155ZM221 153L225 154L224 152H221ZM244 153H243V154H244ZM255 153H256V152H255ZM255 153H254V154H255ZM121 154H122V152H121ZM124 154H125V152H124ZM124 154H122V155H124ZM167 154H166V155H167ZM172 154H173V153H172ZM183 154H184V156H185L186 153L183 152ZM202 154H201V155H202ZM238 154H239V153H238ZM52 155H53V154H52ZM54 155H55V154H54ZM54 155H53V156H54ZM103 155H104V154H103ZM113 155H114V154H113ZM142 155H143V154H142ZM173 155H175V154H173ZM186 155H187V154H186ZM201 155H200V156H201ZM212 155H213V156H212ZM221 155H222V154H221ZM221 155L219 156V160H217V161H220V157H221ZM226 155L229 156V155H231V154H227V153H226ZM226 155H224V156H226ZM249 155H250V154H249ZM251 155H252V154H251ZM259 155H257V153H256V156L259 157ZM35 156L37 157V155H35ZM35 156H34V157H35ZM47 156H48V155H47ZM98 156H99V155H98ZM98 156H97V157H98ZM114 156H116V155H114ZM120 156H121V155H120ZM132 156H133V155H132ZM143 156H144V155H143ZM143 156H142V157H143ZM195 156H197V155L195 154ZM195 156L193 155V157H195ZM215 156H216V157H215ZM224 156L222 155L223 158H224ZM227 156H226V157H227ZM244 156H245V154H244ZM244 156H243V157H244ZM254 156H255V155H254ZM254 156H253V157H254ZM263 156H264V155H263ZM263 156H262V157H263ZM31 157H32V156H31ZM55 157H56V156H55ZM80 157H82V156H80ZM106 157H107V156H106ZM116 157H117V156H116ZM127 157H128V156H127ZM129 157H130V156H129ZM129 157H128V158H129ZM166 157H167V156H166ZM168 157H171V158L174 159V157H176V155L173 157V156H171V154H170ZM188 157H189V155H188ZM190 157H191V156H190ZM229 157H230V156H229ZM43 158H44V157H43ZM48 158H49V157H48ZM121 158H123V157H121ZM124 158L126 159L125 156H124ZM130 158H131V157H130ZM132 158H134V157H132ZM223 158H221V159H223ZM231 158H232V157H231ZM231 158H230V159H231ZM239 158H240V157H239ZM255 158H256V157H255ZM263 158H264V157H263ZM263 158H261L260 160H262ZM33 159L35 160V158H33ZM33 159H32V160H33ZM56 159H57V157H56ZM70 159H71V158H70ZM108 159H109V158H108ZM125 159H124V160H125ZM134 159H135V158H134ZM175 159H176V162H178V163H179V161L181 160V159H179V158H178V159L175 158ZM207 159H208V158H206V160H205L206 162H204L205 165H206L207 161L209 162V160H207ZM211 159H210V162H211ZM213 159H214V160H213ZM217 159H218V158H217ZM230 159H229V160H228V159H227V160L224 159L223 161L221 160L222 162H220L221 164H218V167H219V165H222V164H225V165H222L223 167L221 166L222 169H226L225 166L229 167V169L227 168L226 170H231V169H235V167H238V166H235V165L238 164V163H236V161H234L235 164H233V162H230ZM247 159H251V160H253L254 158L252 159L251 156L247 158V155H246V159H245V161H247ZM18 160H19V159H18ZM28 160L30 161L31 159H28ZM49 160H51V159H49ZM52 160H53V159H52ZM52 160H51V161H52ZM57 160H58V159H57ZM119 160H120V159H119ZM124 160H123V163L126 164V162H125ZM126 160H127V159H126ZM132 160H133V159H132ZM159 160H160V159H159ZM190 160H191V159H190ZM195 160H196V159H195ZM202 160L204 161L203 156H202ZM256 160H257L256 162L260 163V162H259V161H260L259 158L256 159ZM258 160H259V161H258ZM20 161H21V160H20ZM25 161H24V163H26ZM45 161H47V160H45ZM108 161H109V160H108ZM136 161H137V163H136ZM170 161H171V160H170ZM203 161H202V162H203ZM227 161H229V166L226 165V163L228 164ZM253 161L255 162V159H254ZM253 161H252V163H253ZM262 161H263V160H262ZM262 161H261V162H262ZM14 162H15V161H14ZM21 162H22V161H21ZM62 162H63V161H62ZM62 162H61V163H62ZM64 162H65V161H64ZM83 162H84V161H83ZM120 162H121V161H120ZM128 162H130V160H128ZM140 162H141V163H140ZM140 162H139V159H136V160H135V164H137L138 166H135V165H134V167H138V169H139V164H142V161H140ZM160 162H162V160H161ZM164 162L167 163V161H164ZM180 162H181V161H180ZM184 162H185V161H184ZM189 162H190V161H189ZM193 162H194V161H193ZM210 162H209V163H210ZM223 162H224V163H223ZM248 162H249V161H248ZM250 162H251V161H250ZM24 163H22V165H26V168H27V167H28L27 165H28L30 162H28L27 164H24ZM31 163L35 165V162H34V161L31 162ZM31 163H30V164H31ZM51 163H52V162H51ZM67 163H68V162H67ZM67 163H66V165H67ZM70 163H71V164H70ZM70 163H69V164H70L69 167H71V165H72V162H70ZM131 163H132V162H131ZM131 163H130V164H131ZM144 163H145V162H144ZM166 163H165V164H166ZM178 163H177V165H178ZM185 163H186V162H185ZM190 163H191V162H190ZM211 163H212V162H211ZM215 163H217V162L215 161ZM258 163H256V165L254 164V166L259 165ZM262 163H264V161H263ZM17 164H19V163H17ZM32 164H31V165H32ZM49 164H50V162H49ZM82 164H83L85 167L87 166L85 163H82ZM82 164H80V165H82ZM100 164H101V163H100ZM108 164H109V163L107 162V164H105V166L108 165ZM119 164H120V163H119ZM125 164H123V166H124ZM127 164H128V163H127ZM161 164H162V163H161ZM167 164H168V163H167ZM169 164H170V163H169ZM195 164L197 165L196 162H195ZM204 164H203V165H204ZM207 164H208V163H207ZM230 164H231V166L234 165L235 167H233V166L231 167ZM240 164H241V163H240ZM249 164H251V163H249ZM13 165H14V164H13ZM31 165H30L29 168H28V170L30 169V171H28V170L26 171V174H27V175L25 174V170L22 168V169L24 170V177H26L25 179H28V178H29V172L31 173V169H32V167L34 168V166L31 167ZM41 165H42V164H41ZM50 165H51V164H50ZM50 165H49V166H50ZM95 165H97V162H96ZM98 165H99V164H98ZM128 165H129V164H128ZM171 165H173V162H172ZM179 165H180V164H179ZM179 165H178V166H179ZM189 165H190V164H189ZM214 165H216V164H214ZM214 165H212V166H214ZM260 165H261V163H260ZM262 165H264V164H262ZM9 166H10V165H9ZM18 166H19V165H18ZM53 166H54V165H52V167H53ZM125 166H127V165H125ZM131 166H132V164H131ZM146 166H147V165H146ZM165 166H167V165H165ZM165 166H164V164H163V167H165ZM180 166H181V165H180ZM180 166H179V167H180ZM210 166H211V164H210L209 166H207V167H206V166H204V167L208 168V167H210ZM241 166H242V165H241ZM250 166H251V165H250ZM254 166H253V167H254ZM10 167H12V166H10ZM14 167H15V166H14ZM14 167H13V168H14ZM72 167H73V166H72ZM95 167H96V166H95ZM97 167H98V166H97ZM101 167H102V166H101ZM160 167H161V166H160ZM160 167H159V168H160ZM167 167H168V166H167ZM167 167H166V169H167ZM221 167H220V168H221ZM230 167H231V168H230ZM251 167H252V166H251ZM259 167H260V166H259ZM15 168H16V167H15ZM17 168H18V167H17ZM17 168L15 169L16 171H18ZM42 168H44L43 165H42ZM60 168H61V167H60ZM83 168H84V167H83ZM102 168H103V167H102ZM118 168H119V167H118ZM118 168H116V169H118ZM123 168H124V167H123ZM123 168H122V169H123ZM169 168H170V167H168V169H169ZM173 168H174V167H173ZM180 168H183V167H180ZM184 168L186 169L187 166L185 165ZM212 168H213V167H212ZM214 168H215V169H213V171H214V170L216 171L215 173H216V175H217V180H218L219 177H220V176L218 177V175H220L221 173H220V174L217 173V171H218V170H216L217 165H216V167L214 166ZM220 168H219V169H220ZM238 168H239V167H238ZM263 168H264V167H263ZM11 169H12V168H11ZM18 169H19V168H18ZM34 169H36V168H34ZM34 169H32V171H33ZM38 169H41V168L39 167ZM57 169H58V168H57ZM71 169H72V168H71ZM71 169H70V170H71ZM120 169H121V168H119V170H120ZM124 169H125V168H124ZM133 169H134V168H133ZM140 169H141V171H142V168H140ZM162 169H164V168H162ZM256 169H257V168H256ZM256 169H255V170H256ZM258 169H259V168H258ZM7 170H8V169H7ZM36 170H37V169H36ZM42 170H43V169H42ZM55 170H56V168H55ZM84 170H85V168H84ZM87 170H88V167H87ZM87 170H86V171H87ZM125 170L128 171V170H127V167H126ZM170 170H171V173L174 171V170L171 169V168H170ZM172 170H173V171H172ZM178 170H179V169H178ZM178 170H176V171L178 172V173H177V174H178V178L180 179V176H179V175L182 174V173L179 172L180 170H179V171H178ZM188 170H189V168H188ZM211 170H212V169H211ZM236 170H237V168H236ZM239 170H240V169H239ZM9 171H10V170H9ZM9 171L7 172L8 174H9ZM37 171H38V170H37ZM43 171H44V170H43ZM45 171H46V170H45ZM56 171H57V170H56ZM88 171H89V170H88ZM103 171L106 173L105 169H104ZM126 171H125V172H126ZM141 171H139V172L141 173ZM163 171H164V170H163ZM163 171H162V173H163ZM260 171H261V170H260ZM10 172H11V171H10ZM27 172H28V173H27ZM117 172H118V170L116 171V173H117ZM119 172H120V171H119ZM122 172H123V170H122ZM125 172H123V173H125ZM143 172H144V171H143ZM150 172H151V171H149L148 173H150ZM164 172H166V173L169 172V174H167V175H168V176H169V175L172 176V175L170 174V171L167 170V171H164ZM211 172H212V171H211ZM222 172H223V173H226L227 171L224 172V170H222ZM229 172H230V171H229ZM250 172H252V171L250 170ZM256 172H257V170H256ZM37 173H39V172H37ZM50 173H51V172H50ZM57 173H58V172H57ZM61 173H62V171H61ZM61 173H60V170H59V175H61ZM85 173H86V172H85ZM105 173H104V174H105ZM123 173H121V175H122ZM126 173H127V172H126ZM129 173H130V172H129ZM137 173H138V172H137ZM140 173L137 174V175H140ZM179 173H180V174H179ZM258 173H259V172H257L256 174H254V175H256V176H254V177H255L254 179H256V177L258 178V176L261 175V174H259V175L257 176ZM17 174H18V173H17ZM31 174H32V173H31ZM41 174H42V173H41ZM41 174H39L40 177H41ZM45 174H46V173H45ZM94 174L97 175L96 172H94ZM100 174H101V173H100ZM114 174H115V173H114ZM150 174H152V172H151ZM172 174H173V175H176L175 172L172 173ZM231 174H232V173H231ZM236 174H237V173H236ZM245 174H247V173H245ZM245 174H244V175H245ZM248 174H249V173H248ZM25 175H26V176H25ZM48 175H49V169H48ZM48 175H46V176H48ZM50 175H51V174H50ZM52 175H53V174H52ZM59 175H57V176H59ZM62 175H63V173H62ZM62 175H61V176H62ZM67 175H68V174H67ZM102 175H103V174H102ZM106 175H107V173H106L104 176H106ZM115 175H116V174H115ZM144 175H145V172H144L143 175L141 174V176H144ZM147 175H148V174L146 173V175L144 176V178H145ZM152 175H153V174H152ZM202 175H204V173H202ZM222 175H223V177H224L225 174H222ZM226 175H227V174H226ZM226 175H225V176H226ZM237 175H239V173H238ZM27 176H28V177H27ZM34 176H35V175H34ZM97 176H98V175H97ZM104 176H103V177H104ZM108 176H109V175H107V177H108ZM111 176H112V174H111ZM125 176H126V174H125ZM168 176H167V178H168ZM195 176H196V175H195ZM213 176H215V175L212 174V177H213ZM228 176H229V174H228ZM233 176H234V174H233ZM242 176H243V175H242ZM262 176H263V175H262ZM38 177H39V176H38ZM40 177H39V178H40ZM48 177H49V176H48ZM59 177H60V176H59ZM59 177H58V179H60ZM148 177H152V176L149 175ZM153 177H154V175H153ZM172 177H173V176H172ZM240 177H241V176H240ZM250 177H252V176H250ZM39 178L37 179V181L35 180V181L37 182V186H40V185H38V184H40V183H41L40 181H42V180L38 181ZM42 178H44L43 175H42L41 179H42ZM65 178H66V177H65ZM65 178H63V179H65ZM98 178H99V177H98ZM111 178H112V177H111ZM111 178H109L108 180L111 181ZM122 178H123V176H122ZM137 178H140V177H138V176L136 177V176H135V179H133L134 182H135V185H138L137 187H141L142 189H144V187H143L144 185H143L142 181H141V183H139V181L137 180ZM141 178H142V177H141ZM141 178H140V179H141ZM146 178H147V177H146ZM173 178H174V177H173ZM175 178H176V176H175ZM175 178H174V180H175ZM196 178L198 179V177H196ZM220 178H221V177H220ZM233 178H234V177H233ZM241 178H243V177H241ZM259 178H260V176H259ZM63 179H62V180L60 179V180L63 181ZM87 179H88V177H87ZM92 179H93V178H92ZM92 179H91V180H92ZM95 179H97V178H95ZM119 179H120V181H122L121 177L118 178V180H119ZM127 179H128V178H127ZM131 179H132V177H131ZM147 179H148V178H147ZM147 179H146V180H147ZM171 179H172V178H171ZM189 179H190V178H189ZM189 179H188V180H189ZM192 179H193V178H192ZM194 179H195V178H194ZM194 179H193V180H194ZM221 179H223V180L226 179V180H227V178H225V177H224V178H221ZM254 179H253V180H254ZM260 179L262 180V179H264V178H260ZM28 180H29V179H28ZM28 180H27V181H28ZM43 180H44L43 182L46 183V184H47V182H48V184H49V182H50V181H47L46 179H43ZM65 180H66V179H65ZM75 180H76V178H75ZM91 180H90V182L87 180L89 183H92L90 186H92V185H93V182H94L93 180H92L93 182H92ZM102 180L104 181V178H103ZM118 180H117V182H120V181H118ZM149 180H153V181H155V180L152 179V178H149ZM167 180H168V179H167ZM174 180L172 179V182H173ZM177 180H178V179H177ZM186 180H187V179H186ZM193 180H192V183H195ZM212 180H214V179H212ZM244 180H245V179H244ZM249 180H250V179H248V182H249ZM256 180H257V179H256ZM256 180H254V182H255ZM261 180H260V182H261ZM76 181H79V180H76ZM87 181H86V182H87ZM128 181H129V180H128ZM128 181H127V182H128ZM144 181H145V180H144ZM170 181H171V180H168V182H169L168 185H169L170 188L172 189V188H173V184H172V186H171V185H170V184H171ZM228 181H229V180H228ZM258 181H259V179H258ZM25 182H26V180H25ZM38 182H39V183H38ZM59 182H60V181H59ZM68 182H69V181H68ZM84 182H85V181H84ZM86 182H85V184H86ZM95 182H96V181H95ZM125 182H126V181H125ZM131 182H132V180H131ZM131 182H130V183H131ZM136 182H138L139 184L136 183ZM146 182H147V181H146ZM146 182H145V183H146ZM149 182H150V181H149ZM149 182H148V183H149ZM151 182H152V181H151ZM188 182H189L188 185H189L190 187L193 186L192 183H191V179H190ZM202 182H203V181H202ZM220 182H221V181H220ZM223 182H224V181H223ZM239 182H240V181H239ZM252 182H253V181H252ZM252 182H251V183H252ZM254 182H253L252 184H254ZM44 183H42V184H43V185H46V184H44ZM76 183H77V182H76ZM89 183H88V184H89ZM104 183H105V182H104ZM122 183L124 184V180L122 181ZM173 183H174V182H173ZM190 183H191V184H190ZM246 183H247V182H246ZM246 183H245V184H246ZM249 183H250V182H249ZM255 183H257V182H255ZM29 184H30V183H29ZM42 184H41V186H40V187H41L40 190H42V188L44 187ZM50 184H51V182H50ZM82 184H83V183H82ZM100 184H101V183H100ZM105 184H106V183H105ZM131 184L134 185V183H131ZM140 184H142V186H141ZM149 184H151V183H149ZM174 184H177V183H176V180H175V183H174ZM179 184H180V180H179ZM222 184H224V183H222ZM51 185H52V184H51ZM51 185H47V186L51 187ZM61 185H62V184H61ZM61 185H60V186H61ZM63 185H64V184H63ZM78 185H79V184H77V186H78ZM98 185H99V184H98ZM107 185L109 186L108 183H107ZM127 185H128V184H127ZM132 185H131V186H132ZM156 185H157V187L160 186V185H161L160 187H162V182H161L160 185H159V184H155V185H154V182H152V187H151V185H150V187H151L152 189L150 188V191L153 190V187L156 186ZM181 185H182V184H181ZM196 185H197V184H196ZM214 185H215V184H214ZM217 185H218V184H217ZM257 185H258V184H257ZM260 185H262V184H260ZM27 186H28V182H27ZM47 186H46V188L49 190V187H47ZM56 186H57V185H56ZM83 186H84V185H83ZM87 186H88V185H87ZM96 186H97V184H96ZM96 186H94L96 189L94 188L93 190H97V188H99L100 190H102V188H100V187H96ZM99 186H101V185H99ZM120 186H121V183H119V187H120ZM197 186H198V185H197ZM211 186H212V185H211ZM247 186H248V185H247ZM255 186H256V185H255ZM31 187H32V186H31ZM31 187H30V189H31ZM57 187H59V186H57ZM57 187H55V188L57 189V192H58V194H57V193H56V194L59 195V196L61 195V196H60L61 199H65L66 197H68L66 194L71 193L73 196H69L70 198H72V200H71V199H70V200H71V202H72L73 204L75 203V202L73 201V200L76 198V196L74 195V194H76V193H74L75 191L72 193L71 190H70V192L68 193V192H66V190H68L70 187H67V189H66L65 191H64V189H63L62 193H64V195H66V196H63L64 198H62V194L59 193V192H60V187H59V189H58ZM62 187H63V186H62ZM62 187H61V188H62ZM64 187H65V185H64ZM104 187H105V186H104ZM111 187H112V190L117 191V193H119V196H118V197L120 198V197H121V196H120V193H121V192L123 193L124 189H122V190L120 189V190H121V191H120L119 188H117V187H116V189H113V186H111ZM137 187H136V188H137ZM148 187H149V186H148ZM148 187L146 186V188H148ZM177 187H179V188H178L179 190H180V187H181V189H183V190H185V188H186V187H185V188H182V186H180V185L177 186ZM193 187H194V186H193ZM222 187H223V186L218 187V188H220V190H221ZM240 187H241V186H240ZM250 187H251V186H250ZM261 187L264 188L263 186H261ZM38 188H39V187H38ZM52 188H53V187L50 188V191H48V190L46 189V191H48V192H46V193H48L49 195H50L49 192H52L51 194L55 193V191H54V192L52 191ZM55 188H54V189H55ZM65 188H66V187H65ZM77 188H78V187H77ZM87 188H88V187H87ZM114 188H115V186H114ZM162 188H163V187H162ZM174 188H175V185H174ZM195 188H196V187H195ZM198 188H199V187H198ZM198 188H197V189H198ZM209 188H210V187H209ZM218 188H217V189H218ZM246 188H249V187H246ZM252 188H253L254 191H255V188H256V187L254 188V187L252 186ZM252 188H251V189H252ZM43 189H45V188H43ZM54 189H53V190H54ZM70 189H71V188H70ZM79 189H81V188H79ZM134 189H135V188H134ZM175 189L178 190L177 188H175ZM188 189H189V188H188ZM191 189H192V188H191ZM58 190H59V191H58ZM85 190H86V189H85ZM118 190H119V192H118ZM132 190H133V189H131V191H132ZM158 190H159V189H157V191H156V192H157V193H156V197H157L158 195L161 196V194H158V192H159ZM161 190H162V189H161ZM161 190H160V193H161V192H165V191H163V190L161 191ZM166 190H167V189H166ZM183 190H182V191H183ZM246 190H250V189H246ZM246 190H245V191H246ZM33 191H34V190H33ZM79 191H80V190H79ZM98 191H99V190H98ZM98 191H97L96 193H98ZM114 191H113V193H115L114 196L116 195V198H117V193L114 192ZM125 191H126V189H125ZM131 191H130V192H131ZM137 191H138V190H137ZM137 191H134V193H133V195H134V194L136 195V198L138 197L137 194L140 193V191H139V192H137ZM144 191H145V193H147V194H149V192H150L149 189L147 190L148 192H147L146 190H144ZM169 191H170V190H169ZM174 191H175V190H174ZM180 191H181V190H180ZM185 191H186V190H185ZM189 191H190V190H189ZM191 191H192V192H196L197 190L194 189V191H193V189H192ZM254 191H252V192H254ZM259 191H260V190H259ZM84 192L87 193L88 191L86 190V191H84ZM99 192H101V191H99ZM130 192L128 193V196H129V197L132 196V195H130L132 192H131V193H130ZM136 192H137V194H136ZM225 192H226V191H225ZM227 192H228V191H227ZM44 193H45V192H44ZM80 193H81V192H80ZM80 193H79V199L81 198V197H80ZM90 193H92V192H90ZM110 193H111V192H110ZM110 193H105V194H107V195H105V194L103 193V194H104L103 196H102L101 194H100V195H101L103 198H104V196H107V200H108V198H110V197H109V196H110ZM124 193H125V192H124ZM150 193H152V191H151ZM165 193H167V192H165ZM168 193H169V195H168ZM168 193H167V195L169 196V198H170L171 196H172V198H173V195H170L171 192H168ZM175 193H176V192H174V195H175ZM177 193H178V192H177ZM177 193H176V194H177ZM202 193H203V192H202ZM216 193H217V192H216ZM218 193H219V192H218ZM231 193H232V190H231ZM243 193H244V192H243ZM246 193L248 194V191H247ZM254 193H256V192H254ZM29 194H31L30 191H29ZM33 194H34V193H33ZM56 194H55V195H56ZM71 194H70V195H71ZM82 194H83V193H82ZM88 194H89V193H88ZM108 194H109V195H108ZM143 194H144V193H143ZM143 194H142V195H143ZM178 194H179V193H178ZM180 194H181V192H180ZM180 194H179V195H180ZM229 194H230V193H229ZM234 194H235V193H233V194H231V195L233 196ZM34 195H35V194H34ZM36 195H37V194H36ZM46 195H47V194H46ZM76 195H77V194H76ZM91 195H92V194H91ZM91 195H90V198H92ZM165 195H166V194H165ZM167 195H166V200H164V198H163L164 203H160V204H162V206L164 207V204L167 202L166 205H165V208H166V209H167V207H168V206H167L168 203H169L170 206H171V202H172V200H171V202H170L169 199H168L169 201L167 200V198H168ZM179 195H178V197H179V199H180V202H179V200L176 201L175 198H173V200L176 201V203L174 202V203L172 204V206H173V210H171L172 208H171L170 206H169V208H171V209H170V210L168 209L169 211H174V210H176V212H174V213L177 214V215H180V214H179V213H180L179 210H182V209L185 208V207L183 208V206H178V205H180L181 202H182V200H181V198H180L181 196H179ZM182 195H183V194H182ZM223 195H225V193H224ZM231 195H230V196H231ZM257 195H259L258 197L262 196V195H260V194H257ZM24 196H26V195H24ZM47 196H48V195H47ZM87 196H88V195H87ZM87 196H86V198H89V197H87ZM94 196H96V195H94ZM114 196H113V198H114ZM124 196H125V194H124ZM140 196H141V193H140ZM147 196H150V197H153V196H154V198L157 199V201H158V199L162 198V197L156 198L155 195H154L153 193H152L151 195H147ZM183 196H184V197H183L184 199H185V198H188V197H191V195H189V196H185V195H183ZM219 196H220V195H219ZM232 196H231V197H232ZM51 197L55 198V196H50V198H51ZM69 197H68V198H69ZM126 197H127V195H126L124 198H126ZM129 197H127V198H129ZM231 197H229V198H230L229 201H232V203H234V202H233V199H235V197H234V198H231ZM241 197H242V196H241ZM243 197H245V196H243ZM36 198H37V197H36ZM48 198H49V197H48ZM53 198H51V199H53ZM68 198H67V199H68ZM77 198H78V197H77ZM77 198H76L75 201H77ZM93 198H94V197H93ZM111 198H112V197H111ZM127 198L125 199V202H126L125 205H126V206H127V204H128V206H130V205L134 202V203H138V204L140 205L139 207H137V204H134V205L132 204L133 206H136V207H137V208H136L137 211L135 210L136 212H138V210H141V211L143 210V209H140V207H141L142 205L145 204V199H144V204H143L142 202H141V203H139V202H135L136 200H134V198H132L131 200H129L130 198L127 200ZM140 198H141V197H138L137 199L140 200ZM143 198H144V196H143ZM172 198H170V199H172ZM195 198H196V196L194 197V199H195ZM222 198H223V197H222ZM245 198H246V197H245ZM247 198H248V197H247ZM247 198H246V199H247ZM261 198L263 199V197H261ZM261 198H260V199H261ZM38 199H39V198H38ZM45 199H47V198H45ZM56 199H57V198L54 199L55 202L58 201V199H57V200H56ZM61 199H60V200H61ZM79 199H78V200H79ZM82 199H83V198H82ZM155 199H154V200H155ZM190 199H191V198H190ZM190 199H189V201H190ZM192 199H193V198H192ZM194 199H193V200H194ZM248 199H249V198H248ZM248 199H247V201H250V200H248ZM260 199H258V201H259ZM17 200H18V193H17V187H16V185H15V184H5V186H4L3 189H2V192H0V203H1V206H2L1 213H2V214H10V211L12 210V207H11L12 202H13V201L16 202ZM26 200H28V199L25 197V201H26ZM65 200H66V199H65ZM65 200H63V201H62L63 203H62V202H61V203L64 204V201H65ZM94 200H95V198H94ZM94 200H91V199H90V202L93 203ZM133 200H134V201H133ZM141 200L143 201L142 198H141ZM148 200H149V199H148ZM186 200H187V199H186ZM186 200H184V201L187 203V206L190 208L191 206H190L189 204H191V202H188V201H186ZM193 200H192V201H193ZM196 200L198 201L199 199H196ZM196 200H194V202H195ZM241 200H242V199H241ZM263 200H264V199H263ZM11 201H12V202H11ZM67 201H69V200H67ZM96 201H97V200H96ZM105 201H106V197H105ZM109 201L111 202L110 199H109ZM114 201H115V200H114ZM116 201H117V200H116ZM116 201H115V202H116ZM118 201L120 202V204H123V203L121 202L122 200H121V201L118 200ZM118 201H117V203H116V204H117V207H118V203H119ZM127 201H128V203H127ZM155 201H156V200H155ZM155 201H153V202L151 201V202L154 203ZM163 201H162V202H163ZM207 201H208V200H207ZM213 201H214V200H213ZM224 201H225V200H224ZM229 201L227 200V202H229ZM254 201H255V200H251V201L249 202V205H248V206L251 207L250 204H252V207H254L253 204L256 205V203H254ZM10 202H11V204H9ZM55 202H54V205H55ZM79 202H82L81 199H80ZM83 202H84V201H83ZM97 202H98V201H97ZM110 202H109V204H110ZM112 202H113V199H112ZM112 202H111V205H113ZM115 202H114V204H115ZM131 202H132V203H131ZM252 202H253V203H252ZM47 203H48V202H47ZM57 203H58V202H57ZM69 203H70V201H69ZM69 203L66 205V209H68V205H69ZM72 203H71V204H72ZM129 203H131V204L129 205ZM149 203H150V202H149ZM156 203H157V202H156ZM156 203H155V205H156ZM177 203H178V204H177ZM188 203H189V204H188ZM195 203H196V205H197L198 202H195ZM199 203H200V201H199ZM201 203H202V202H201ZM201 203H200V204H201ZM225 203H226V202H225ZM236 203H237V205H238L239 201L236 202ZM244 203H245V202H244ZM257 203H258V202H257ZM259 203H262V204H263V201H262V202H259ZM259 203H258V205H259ZM73 204H72V205H73ZM77 204H78L77 206H79L80 203H77ZM84 204H86V203H84ZM95 204H96V202H94V204H92V205H95ZM101 204H102V203H101ZM103 204H104V205H103ZM103 204H102V206L104 207L103 209L105 210V203H103ZM109 204H106V207H107V208H108L107 205H109ZM141 204H142V205H141ZM174 204H176V206H175L176 209L174 208ZM183 204H184V203L182 202L181 205H183ZM219 204H220V203H219ZM247 204H248V202H247ZM49 205H50V204H49ZM59 205H60V204H59ZM82 205H83V204L81 203V206H82ZM111 205H110V206H111ZM125 205H124V207H123L122 205H121V206H122V208H123L124 210H125V209L128 210V208H125V207H126ZM132 205H131L130 207H133ZM196 205L194 204V206H196ZM201 205H202V204H201ZM210 205H211V204H210ZM220 205H222V204H220ZM234 205H235L236 207L233 206V207L235 208V209H234V208H233V209H234V210L238 209V208H237V205H236L235 203H234ZM241 205H242V204H241ZM241 205L239 204L238 206H241ZM244 205H245V204H244ZM244 205H243V206H244ZM258 205H256V206H258ZM52 206H53V205H51V208H53ZM69 206H70V205H69ZM114 206H116V205H114ZM119 206H120V205H119ZM121 206H120L119 208H121ZM128 206H127V207H128ZM147 206H148V205H147ZM147 206H146V207H147ZM159 206H161V205H159ZM159 206L156 207V208L158 209ZM162 206H161V209L159 208V210H162V208H163ZM166 206H167V207H166ZM192 206H193V205H192ZM194 206H193L192 208L195 209V210H197L196 207H194ZM197 206H198V205H197ZM223 206H224V205H223ZM262 206H263V209H261V205H259L260 208H258V209H261V210L264 211V204H263ZM60 207L63 208V205H60ZM60 207H59V208H60ZM73 207H75V206L73 205V206H72V209H73ZM98 207H99V206L97 205V209H98ZM150 207H151V205H150ZM177 207H178V208H177ZM202 207H203V208L199 207V209H205V208H206V205H205V207H204V203H203ZM244 207H245V206H244ZM70 208H71V206H70ZM70 208H69V210H70V212H71L72 209H70ZM79 208H80V207H79ZM79 208H78V209H79ZM93 208H94V207H93ZM95 208H96V206H95ZM95 208H94V209H95ZM111 208H112V206H111ZM111 208H110V209H111ZM113 208H114V210H115V207H113ZM119 208H117V209L119 210ZM138 208H139V209H138ZM142 208H143V207H142ZM151 208H152V207H151ZM153 208H154V207H153ZM189 208H188V209H189ZM192 208H191V209H192ZM197 208H198V207H197ZM214 208L217 210V209L219 208V206H218L217 208H216V207H214ZM241 208H243V207L241 206ZM256 208H257V207H254V208H252V209H256ZM63 209H65V207H64ZM74 209H75V210H74V211L72 210V212H74L75 214H77V212H75L77 209H76V208H74ZM80 209H81V208H80ZM90 209H91V208H90ZM110 209H109V210H110ZM149 209H150V208H149ZM163 209H164V208H163ZM177 209H178V212H179V213H177ZM219 209H220V210L218 211V214L221 212L222 207L219 208ZM243 209H244V208H243ZM247 209H249V207H248ZM247 209H246V207H245V209L242 210V211L244 212V211L247 210ZM250 209H251V208H250ZM252 209H251V210H252ZM95 210H96V209H95ZM107 210H108V209H106L105 211H107ZM114 210H113V211H114ZM124 210H123V211H124ZM130 210H131V209H130ZM147 210H148V208H147ZM159 210H158V213H159ZM216 210L213 209V210H212V211H213L212 214L215 213L214 211H216ZM238 210H239V209H238ZM251 210H249V211H251ZM256 210H257V209H256ZM56 211H58V210H56ZM59 211H60V209H59ZM63 211H65V213L69 212L68 210H63ZM66 211H67V212H66ZM84 211H86V210H84ZM97 211H98V210H96V212H97ZM120 211H122V210H120ZM141 211L139 212V213H140V214H139L140 216L143 214V212H141ZM143 211H145V210H143ZM151 211L153 212V210H151ZM206 211H207V210H205V212H204V211H202V212L207 213ZM223 211H225V210H222L221 214L224 213ZM231 211H232V210H231ZM259 211H260V210H257L256 212L258 213ZM78 212H80V211H78ZM91 212H92V211H91ZM98 212H99V211H98ZM114 212H115V211H114ZM128 212H130V211L128 210ZM128 212H127V213H128ZM132 212H134V209L132 210ZM132 212H130V213H131V216L133 215ZM146 212H147V213L143 214L141 217H143V216L145 215V217L147 218V216H148V211H146ZM161 212H163V211H161ZM161 212H160V214H161ZM167 212H168V211H167ZM167 212H166V213H167ZM182 212H183V214H181L180 216L183 215V218H185V216H187V217L189 216V214L184 216V212H186V211H181V213H182ZM190 212H191V211H190ZM195 212H197V211H195ZM202 212H201V210H200V212H199V210H198V212L196 213V215H198V218H196V219L201 220V217H200L199 214L202 213ZM239 212H241V210H239ZM247 212H248V211H247ZM251 212H252V211H251ZM253 212H255V211H253ZM74 213H73V214H74ZM81 213H82V212H81ZM106 213H108V211H107ZM141 213H142V214H141ZM153 213L155 214V212H153ZM163 213H164V212H163ZM163 213L161 214V216L164 215ZM166 213H165V214H166ZM193 213H194V211H192V213H190V214H193ZM198 213H199V214H198ZM225 213H226V211H225ZM229 213L231 214L232 212H229ZM229 213H228V215H229ZM261 213H263V212H261ZM59 214H60V213H59ZM75 214H74V215H75ZM91 214H92V213H91ZM100 214H101V213H100ZM114 214H115V213H114ZM121 214H123V213H121ZM125 214H126V212H125ZM137 214H138V213H137ZM154 214H153V217H154ZM160 214H159V215H160ZM248 214H250V213H248ZM248 214H247V216H248ZM252 214H253V213H252ZM252 214H250L249 216H251ZM259 214H260V212H259ZM259 214H258V215H259ZM61 215H62V214H61ZM63 215H64V214H63ZM65 215H66L67 217L70 216V215H68V214H65ZM74 215H72V216L75 217ZM77 215H78V214H77ZM103 215H104V214H103ZM116 215H117V212H116ZM194 215H195V214H194ZM208 215H209V214H208ZM232 215H233V213H232ZM242 215H243V214H242ZM255 215H256V214H255ZM255 215H254V216H255ZM258 215H256V216H258ZM261 215H263V214H261ZM8 216H9V215H8ZM72 216H71V217H72ZM79 216H80V214H79ZM85 216H86V215H85ZM91 216H92V215H91ZM137 216H138V215H137ZM137 216H136V221H137V218H138ZM155 216H156V215H155ZM175 216H176V215H175ZM180 216H177V218H179ZM214 216H216V215H214ZM224 216H225V215H224ZM233 216H234V215H233ZM243 216H246V214L243 215ZM247 216H246V217H247ZM256 216H255V217H256ZM259 216H260V215H259ZM71 217H70V218H71ZM77 217H78V216H77ZM86 217H87V216H86ZM89 217H90V215H89ZM89 217H88V218H89ZM92 217H95V216H92ZM92 217H91V219L94 220V218H92ZM100 217H101V216H100ZM105 217H106V216H105ZM110 217H111V216H110ZM114 217H115V216H114ZM124 217H125V216H124ZM148 217H149V216H148ZM166 217H167V215H166ZM196 217H197V216H196ZM211 217H212V216H211ZM222 217H223V216H222ZM226 217H227V216H226ZM226 217H225V221H223L224 223L226 222ZM238 217H240V216H238ZM252 217H253V216H252ZM261 217H262V216H260V218H261ZM61 218H62V217H61ZM61 218H60V219H61ZM75 218H76V217H75ZM98 218H99V216H97V219H98ZM102 218H103V217H102ZM111 218H112V217H111ZM129 218H131V217H130L129 214H128V219H129ZM159 218H160V217H159ZM180 218H182V217H180ZM180 218H179V220H181ZM183 218H182V220L185 221V219H183ZM230 218H231V219H234V217H231V216H230ZM230 218L228 217V219H230ZM244 218H245V217H244ZM71 219H73V218H71ZM78 219H79V218H78ZM86 219H87V218H86ZM108 219H109V218H108ZM132 219H133V217H132ZM132 219H131V220H132ZM191 219H192V218H191ZM194 219H195V218H194ZM209 219H210V218H209ZM215 219H216V217L214 218V220H215ZM219 219H221V215L219 216ZM223 219H224V217H223ZM231 219H230V220H231ZM245 219H246V218H245ZM261 219H262V218H261ZM38 220H39V222H40V218H39ZM61 220H62V219H61ZM73 220H75V219H73ZM76 220H77V218H76ZM116 220H117V219H116ZM124 220H125V218L123 219V221H124ZM176 220L178 221V219H176ZM212 220H213V218H212ZM221 220H222V219H221ZM249 220H250V219H249ZM253 220H254V222H255V220L260 222V220H258V219H253ZM263 220H264V219H262V221H263ZM3 221H4V220H3ZM3 221H2V222H3ZM83 221H84V219H83ZM83 221H82V223H83ZM89 221H90V220H88V222H89ZM106 221H107V220H106ZM128 221H129V220H128ZM134 221H135V219H134ZM142 221H143V220H142ZM204 221H206V220H204ZM207 221H208V220H207ZM215 221H216V220H215ZM215 221H213L214 224H215ZM219 221H220V220H219ZM231 221H232V220H231ZM262 221H261V222H262ZM20 222H21V221H20ZM73 222H74V221H73ZM79 222H80V221H79ZM91 222H92V221H91ZM125 222H126V221H125ZM178 222H181V221H178ZM246 222H247V224H249V225H250V223H251V222L248 223V221H246ZM252 222H253V221H252ZM254 222H253V223H254ZM259 222H258V223H259ZM7 223H9V222H7ZM53 223H54V222H53ZM82 223H81V225H82ZM89 223H90V222H89ZM89 223H88V224H89ZM126 223H127V222H126ZM129 223H131V221H130ZM129 223H128V224H129ZM170 223H171V222H170ZM184 223H185V222H183V224H184ZM191 223H192V222H191ZM202 223H203V220H202ZM220 223H221V222H220ZM220 223H219V224H220ZM232 223H233V222H232ZM253 223H251V224L253 225ZM262 223H264V221H263ZM262 223H261V224H262ZM78 224H79V223H78ZM96 224H97V223H96ZM105 224H106V223H105ZM105 224H104V225H105ZM157 224H158V222H157ZM157 224H156V225H157ZM167 224H168V223H167ZM173 224H175V223L173 222ZM189 224H190V221H189ZM196 224H197V223H196ZM209 224H210V223H209ZM216 224H217V223H216ZM216 224H215V225H216ZM225 224H227V223H225ZM234 224H235V221H234ZM237 224H238V223H237ZM254 224H255V223H254ZM261 224H259V225H261ZM13 225L15 226V224H13ZM26 225H27V223H26ZM28 225H29V223H28ZM34 225H35V224H34ZM34 225H33V226H34ZM39 225H40V224H39ZM113 225H114V224H113ZM126 225H127V224H126ZM175 225H176V224H175ZM184 225H185V224H184ZM186 225H187V224H186ZM192 225H193V224H192ZM194 225H195V224H194ZM194 225H193V226H194ZM197 225H198V224H197ZM197 225H195V226H197ZM220 225H221V224H220ZM227 225H228V224H227ZM255 225H256V224H255ZM24 226H25V225H24ZM29 226H30V225H29ZM37 226H38V225H37ZM37 226H36V227H33V228H31V229H32V230H33L34 228L37 229V230L40 229V228H37ZM56 226H57V225H56ZM82 226H84V225H82ZM129 226H130V225H128V227H126V226H125V227L128 228V229H130ZM131 226L133 227V225H131ZM136 226H137V225H135V227H134L135 230H136ZM138 226H139V224H138ZM182 226H183V225H182ZM182 226H177V225H176L175 228L179 227V231H181V230H180V229H181L180 227H182ZM195 226H194V227H195ZM200 226H202V224H200ZM203 226H204V224H203ZM203 226H202V227H203ZM213 226H214V225H212V227H213ZM228 226L231 227L232 225H231V226L228 225ZM237 226H238V225H237ZM237 226H236V227H237ZM243 226H244V225H243ZM253 226H254V225H253ZM10 227H11V226H10ZM12 227H13V226H12ZM27 227H28V226H27ZM30 227H31V226H30ZM30 227H29V228H30ZM38 227H39V226H38ZM144 227H145V226H144ZM149 227H150V226H149ZM172 227H173V226H172ZM214 227H215V226H214ZM216 227H218V226L216 225ZM232 227H234V226H232ZM232 227H231V228H232ZM251 227H252V226H251ZM258 227H259V226H257L256 228H258ZM20 228H24V227H22V225H21ZM20 228H19V227L16 228V229H19V233H18L17 235H19L20 232H21V230H22V229H20ZM48 228H49V227H48ZM61 228H63V227L61 226ZM79 228H80V227H79ZM100 228H101V227H100ZM100 228H99V229H100ZM145 228H146V227H145ZM183 228H184V226L182 227V229H183ZM185 228L188 229L187 232H191V231H189V230H192V229H193V228H190V229H189V228H187V227H185ZM234 228H235V227H234ZM244 228H246V227H244ZM0 229H1V228H0ZM16 229H15V230H16ZM31 229H30V231H28V230H24V229H23V231H22L21 233H23L24 231H27V234H29V232H30L29 235H31V236L33 237V236H34V232H32ZM88 229H89V228H88ZM91 229L93 230V227H92ZM95 229H96V227H95ZM99 229H97L98 233H100V231H101V230H99ZM101 229H102V228H101ZM134 229L131 228V229H130V232H131L132 230H134ZM140 229H141V228H140ZM197 229H200V227H198ZM220 229H222V228L220 227ZM227 229H228V228H227ZM227 229H226V230H227ZM235 229H237V228H235ZM251 229H253V227H252ZM258 229H259V228H258ZM62 230H63V229H62ZM62 230H61V231H62ZM86 230H87V229H86ZM117 230H119V229H117ZM135 230H134V231H135ZM137 230L139 231V229H137ZM157 230H159V229H157ZM202 230H204V228H202ZM222 230H223V229H222ZM224 230H225V229H224ZM244 230H246L247 232L249 231V230H247V229H244ZM259 230H260V229H259ZM261 230H262V229H261ZM0 231H1V230H0ZM35 231H36V230H35ZM64 231H66V230H63L62 232H64ZM93 231H94V230H93ZM103 231H104V230H103ZM108 231H110V230L108 229ZM119 231H121V230H119ZM134 231H132V232H134ZM183 231H184V230H183ZM193 231H194V232L196 231V227H195V230H193ZM193 231H192V232H193ZM215 231H216V228L214 229V232H215ZM230 231H231V229H230ZM230 231H229V232H230ZM7 232H11V231H7ZM14 232H15V231H14ZM37 232H40V231L38 230ZM37 232H36V233H37ZM69 232L71 233V230L68 231V233H69ZM218 232H219V231H218ZM235 232H236V231H235ZM249 232H250V233H251V232L253 233L254 230H251V231H249ZM255 232H256V231H255ZM255 232H254V233H255ZM259 232H260V231H259ZM262 232H263V231H262ZM4 233H5V231H4ZM15 233H17V232H15ZM31 233H33V235H32ZM36 233H35V236H36ZM68 233H67V231H66V233H64V234H66V236H67ZM72 233H73V232H72ZM72 233H71V234H72ZM101 233H102V232H101ZM113 233H114V232H113ZM113 233H111L110 236H111V235L114 236ZM211 233H212V232L209 233V237H210V234H211ZM237 233H238V232H237ZM250 233H248L247 235L251 237V235H249ZM45 234H47V236H49L48 233H45ZM87 234L89 235L90 233H87ZM116 234H118V236H119V233H118V232H116ZM120 234H121V233H120ZM123 234H124V233H123ZM123 234H121V235H123ZM221 234H222V233H219V234L217 233V237H216V238H218V236H220ZM260 234H261V233H260ZM13 235H14V234H13ZM25 235H26V232H25ZM25 235L22 236V235L20 234V236H21L22 238H20L19 236H16V235H15L16 237L14 236V240H15V238H16L17 242H19V239H18V238H20V239H24V238H26ZM37 235H38V233H37ZM43 235H44V234H43ZM95 235H96V234H95ZM101 235H102V234H101ZM212 235H213V234H212ZM232 235H233V233H232ZM213 236H214V235H213ZM236 236H238V235H236ZM245 236H246V235H245ZM51 237H52V236H51ZM67 237H69V236H67ZM96 237H97V236H96ZM207 237H208V235H207ZM207 237H205V238H207ZM223 237H224V236H223ZM225 237H226V235H225ZM233 237H234V235H233ZM250 237H249V238H250ZM263 237H264V235H263ZM0 238H1V237H0ZM8 238H9V237H8ZM42 238H43V237H42ZM48 238H49V237H48ZM69 238H70V237H69ZM73 238L75 239V236H74ZM99 238H100V237H99ZM113 238H114V237H113ZM123 238H124V237H123ZM126 238H128V237H126ZM246 238H247V237H246ZM252 238H253V236H252ZM254 238H255V240L258 242V240H257L258 237L256 238V236H254ZM3 239H4V238H3ZM28 239H29V238H28ZM28 239H27V240L24 239L25 242L30 240V239H29V240H28ZM33 239H34V238H33ZM70 239H71V238H70ZM74 239H73V240H74ZM90 239H91V238H90ZM90 239H89V240H90ZM102 239H103V238H102ZM105 239H106V238H105ZM117 239H119V238H117ZM120 239H121V238H120ZM120 239H119V240H120ZM124 239H125V238H124ZM124 239H123V240H124ZM129 239H130V238H129ZM129 239H128L127 241H129ZM183 239H184V238H183ZM210 239H211V238H210ZM258 239H260V238H258ZM0 240H1V239H0ZM12 240H13V238H12ZM31 240H32V238H31ZM31 240L28 242V243L32 242V243H31V246H33L34 243H37V241H38V239H37V241L34 239L35 242H33L34 240H32V241H31ZM95 240H97V239L92 240V243H93V241H95ZM112 240H113V239H112ZM119 240H118V241H119ZM219 240H220V238H219ZM234 240L238 241V239H234V238H233V241H234ZM249 240H250V239H249ZM22 241H23V240H22ZM39 241L41 242V239H40ZM39 241H38V243H39ZM47 241H48V240H47ZM53 241H54V240H53ZM75 241H76V239H75ZM79 241H80V240H79ZM114 241H115V239H114ZM114 241H112V243H110V244H109V243H106L105 246H106V247H107L108 245L111 246V245L114 243ZM118 241H117V244L119 245L120 243H118ZM136 241H137V239H136ZM183 241H184V240H183ZM211 241H212V240H211ZM236 241H235V242H236ZM244 241H245V240H244ZM251 241H252V240H251ZM253 241H254V240H253ZM261 241H262V240H261ZM2 242H3V241H2ZM109 242H111L110 239H109ZM212 242H213V241H212ZM215 242H216V241H215ZM218 242L221 243L222 241L220 240V241H218ZM6 243H8V242H6ZM92 243L88 244V247H91ZM95 243H97V241H96ZM95 243H94V245H95ZM123 243H126V240H124ZM123 243H122V244H123ZM130 243H131V242H130ZM130 243L128 242L129 246L131 245V246H130V249H131L133 243H132V244H130ZM136 243H137V242H136ZM225 243H226V242H225ZM238 243H239V242H238ZM258 243H259V242H258ZM258 243H257V244H258ZM22 244H25V243L23 242ZM39 244H40V243H39ZM46 244H47V242H46ZM141 244H142V243H141ZM146 244H147V243H146ZM216 244H217V243H216ZM233 244H234V243H233ZM243 244H244V243H243ZM251 244H252V242H251ZM262 244H263V243H262ZM20 245H21V244H20ZM43 245H45V244H43ZM57 245H58V244H57ZM60 245H61V244H60ZM60 245H58V247H59ZM89 245H90V246H89ZM94 245H93V247H94ZM98 245H99V243L97 244V247H98ZM101 245H102V247H104V246H103L104 244H101ZM113 245L115 246V243H114ZM219 245H221V244H219ZM224 245H225V244H224ZM224 245H223V242H222V246H224ZM241 245H242V244H241ZM254 245H255V243H254ZM258 245H259V244H258ZM0 246H5V245L2 243V244H0ZM45 246L47 247V245H45ZM85 246H86V245H85ZM124 246H127V245H124ZM133 246H134V245H133ZM136 246H137V245H136ZM136 246H134V248H135ZM242 246H243V245H242ZM246 246H247V244H246ZM260 246L263 247L262 245H260ZM260 246H259V249H261ZM17 247H18V246H17ZM43 247H44V246H43ZM63 247H64V246H63ZM106 247H104L103 250H107ZM118 247H119V246H118ZM122 247H123V246H122ZM147 247H148V246H147ZM219 247H221V246H219ZM225 247H226L225 249H226V252H227V247H228V246H225ZM3 248H4V249H7V248H5V247H3ZM3 248L0 249V253H1V251L4 250ZM44 248H45V247H44ZM59 248H60V247H59ZM85 248H87V247H85ZM85 248H84V249H85ZM95 248H96V247H94V249H95ZM112 248H113V247H112ZM112 248H111V249H112ZM115 248H116V246H115ZM134 248H133V249H134ZM152 248H153V247H152ZM240 248H241V247H240ZM2 249H3V250H2ZM57 249H58V248H57ZM87 249H88V248H87ZM87 249H85V250H87ZM101 249H102V248H101ZM120 249H121V248H120ZM123 249L126 250V251H124V252L121 251V252L123 253V257H124V258L128 259V258L132 257V256L129 257V255L127 254V253H129V249H128V248H126V249L123 248ZM127 249H128V250H127ZM133 249H132V250H133ZM142 249L145 251V249L141 247V250H142ZM147 249H148V248H146V250H147ZM223 249H224V248H221V250H223ZM245 249H246V248H245ZM247 249H248V248H247ZM262 249H263V248H262ZM90 250L93 251V248L90 249ZM90 250H89V251H90ZM112 250H113V249H112ZM114 250H115V249H114ZM114 250H113V251H114ZM141 250H139V251H141ZM150 250H151V249H150ZM153 250H154V249H153ZM153 250H151V251L154 252L155 250H154V251H153ZM221 250H220V251H221ZM232 250H233V249H232ZM235 250H236V249H235ZM243 250H244V248H243ZM248 250H249V249H248ZM248 250H246V252H247ZM251 250H252V249H251ZM263 250H264V249H263ZM7 251H8V250H7ZM54 251H55V250H54ZM58 251H59V250H58ZM81 251H83V250H81ZM100 251H101V253H102V254H100V255H105L106 252H102V250H100ZM134 251H135V250H134ZM144 251H143V253H144ZM217 251H218V250H217ZM217 251H216V252H217ZM236 251H237V250H236ZM77 252H78V251H77ZM87 252H88V251H87ZM93 252H94V251H93ZM93 252H92V254H93ZM97 252L99 253V249H98V248H97V250H96V253H97ZM107 252H108V254L106 253L107 256L110 255V256L113 257L114 254H111L110 251H108V250H107ZM121 252H120V253H121ZM148 252H149V251H148ZM221 252H223V251H221ZM248 252H252V253L254 254L253 250H252V251L249 250ZM262 252L264 253V251H262ZM5 253H6V250L3 251V256L5 255V258H6V257L8 258V256H9L10 254H7V255H8V256H7ZM8 253H9V251H8ZM15 253H16V251H15ZM61 253H62V250H61ZM80 253H81V252H80ZM85 253H86V251H85ZM103 253H104V254H103ZM109 253H110V254H109ZM113 253H114V252H113ZM138 253H139V252H138ZM150 253H151V252H150ZM155 253H156V252H155ZM155 253H152V254H155ZM218 253H219V252H218ZM227 253H228V252H227ZM1 254H2V253H1ZM1 254H0V255H1ZM83 254H84V253H83ZM94 254H95V253H94ZM94 254H93V255H94ZM125 254H126V255H125ZM129 254H132L131 251H130ZM133 254H134V253H133ZM157 254H159V252H158ZM157 254H156V255H157ZM220 254H221V253H219V255H220ZM225 254H226V253H225ZM225 254H223V255L221 254V255L224 256ZM51 255H52V254H51ZM77 255H78V254H77ZM81 255H82V253H81ZM87 255H88V254H87ZM95 255H96V254H95ZM95 255H94V257L96 258ZM97 255H98V254H97ZM134 255L136 256V255H137V252H136ZM159 255H160V254H159ZM159 255H158L157 257L160 258V257H162L164 254H162V256H161V255L159 256ZM215 255H217V254H215ZM221 255H220V257H221ZM227 255H228V254H227ZM232 255H233V254H231V256H232ZM45 256H48V255H45ZM74 256H75V254H74ZM82 256H83V255H82ZM98 256H99V255H98ZM98 256H97V257H98ZM107 256H106L107 261H109V260H108L109 256H108V257H107ZM116 256H117V257H116ZM116 256H115V258L112 259V260H116V258L118 259V255H116ZM126 256H127V257H126ZM137 256H138V258H139V255H137ZM137 256H136V257H137ZM150 256H151V255H150ZM164 256H165V255H164ZM236 256H238V255H236ZM240 256H241V255H240ZM240 256H239V259H240ZM263 256H264V255H262L261 258H262ZM0 257L3 258L2 256H0ZM56 257H57V256H55V259H56ZM76 257H77V256H76ZM76 257H75V258H76ZM123 257H121V258H122V260L124 261ZM140 257H141V256H140ZM147 257H148V254H147ZM152 257H153V256H152ZM167 257H169V256H168V255L165 256V259H164L165 261H166V258H167ZM232 257H233V256H232ZM234 257H235V256H234ZM241 257H242V256H241ZM247 257H248V255H247ZM250 257L253 258L254 256H250ZM5 258H4V260L7 259V258H6V259H5ZM43 258H44V257H43ZM43 258H41L40 260H42ZM49 258H51V257L49 256ZM49 258H48V260H46V262L48 261L47 264H50L49 261H50L51 259L49 260ZM57 258H58V257H57ZM77 258H78V257H77ZM87 258H88V259H87ZM89 258H90V256H89V257L86 256L85 260L87 259V262H88L89 260L93 261L92 258H91V259H89ZM101 258H102V257H101ZM101 258H100V259H101ZM104 258H105V256H104ZM121 258L119 257L120 260H121ZM138 258H137V259H138ZM162 258H163V257H162ZM162 258H161V259H162ZM172 258H173V257H172ZM202 258H203V256H202ZM221 258H222V257H221ZM252 258H251V259H252ZM8 259H10V262H12L10 256H9ZM130 259L132 260L133 258H130ZM161 259H160V260H161ZM223 259L225 260V257H224ZM241 259H243V257H242ZM263 259H264V258H263ZM13 260H14V259H13ZM17 260H18V259H17ZM17 260H16V261H17ZM43 260H44V262H45V259H43ZM59 260H60V257H59ZM62 260H63V259H62ZM71 260H72V259H70V261H71ZM76 260H77V259H76ZM97 260H98V258H97ZM101 260H102V259H101ZM112 260H111V261H112ZM120 260H119V261H120ZM133 260H134V263H135V262H136V261H135V260H136L135 257H134ZM133 260H132V261H133ZM138 260H139V259H138ZM162 260H163V259H162ZM164 260H163V261H164ZM168 260H170V258H169ZM255 260H256V259H254V262H255V263H258V262H256ZM55 261H57V260H55ZM55 261H53V262H55ZM72 261H73V260H72ZM81 261H82V260H81ZM99 261H100V260H99ZM123 261H122L121 264H126V263H124ZM132 261H130V262L132 263ZM155 261H159V259H158V260L155 259ZM175 261H177V260H175ZM175 261H174V263H175ZM179 261H180V260H179ZM236 261H237V259H235V263L238 264V262H236ZM6 262H7V264H12V263H10L9 261H6ZM6 262L3 263V264H6ZM13 262H14L13 264H16L15 261H13ZM85 262H86V261H85ZM87 262L84 263V264H87ZM96 262H97V261H95V263H96ZM100 262H101V261H100ZM109 262H110V261H109ZM120 262H121V261H120ZM126 262H127V260H126ZM141 262H142V261H141ZM263 262H264V261H263ZM37 263H38V262H37ZM39 263H41V261H40ZM39 263H38V264H39ZM42 263H43V261H42ZM42 263H41V264H42ZM59 263H60V262H58L57 264H59ZM62 263H63V261H62ZM72 263H73V262H72ZM72 263H69V264H72ZM81 263H83V261H82V262H79V264H81ZM97 263H98V262H97ZM101 263H102V262H101ZM101 263H100V264H101ZM127 263H129V262H127ZM131 263H130V264H131ZM154 263H155V262H154ZM159 263H163V262L161 261V262H159ZM164 263L167 264L168 262H164ZM178 263H180V262H178ZM244 263H245V262H244ZM17 264H18V263H17ZM67 264H68V262H67ZM73 264H75V263H73ZM76 264H77V263H76ZM89 264H92V263L89 262ZM98 264H99V263H98ZM102 264H103V263H102ZM106 264H107V263H106ZM116 264H117V262H116ZM136 264H138V263L136 262ZM142 264H143V263H142ZM156 264H157V263H156ZM241 264H243V263H241ZM258 264H259V263H258ZM261 264H262V263H261Z\"/></svg>",
  "mask_w": 264,
  "mask_h": 264
}]
</instances>
